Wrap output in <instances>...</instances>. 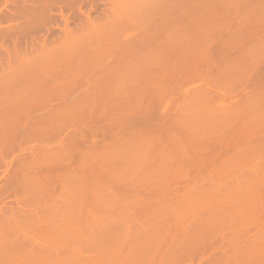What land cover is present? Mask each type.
Instances as JSON below:
<instances>
[{
	"label": "rangeland",
	"instance_id": "obj_1",
	"mask_svg": "<svg viewBox=\"0 0 264 264\" xmlns=\"http://www.w3.org/2000/svg\"><path fill=\"white\" fill-rule=\"evenodd\" d=\"M12 1H13V3H12ZM35 1V2H34ZM40 1H41V3H40ZM54 1V2H53ZM68 1V2H67ZM74 1V2H73ZM121 1V2H120ZM128 1V2H127ZM130 1V2H129ZM172 1H174L173 3H169V4H171L170 6H167V5H164L163 7H162V9L160 8V5L164 2V0H92V1H90V0H0V106H4V108H5V106H16L17 104H19L20 103V105H22V101H24L25 100V98H27V96H31L32 94H33V92H31V91H35V90H32V89H28V88H33V85L34 84H36V80H39V79H41L40 80V83H41V86L42 87H38V86H36L35 85V87H34V89L36 88V87H38V89H36V90H39V91H37V94H38V92H39V95L44 91V89H50V88H48V87H46V85H48V86H50V84H52L51 86H53L54 85V87H56V88H54V89H56V91L57 92H59V89L60 88H58V87H61V89H60V91L61 90H63L62 89V86L64 87V85L66 86H70V84L71 83H73V84H76V81L75 80H77V79H81V80H83V81H86V83L87 82H89L90 80H91V78L93 77H95L96 75H100V74H102V72L101 71H103V72H105L104 70H102V68H101V66L103 67V69H105L104 67L106 66H108V64H110L112 61H116L117 60V58H121L119 55H116L117 53H119L120 52V50H118V48H117V45H119L120 46V44H127L128 42H130L131 43V41H134V40H136V38H137V36H138V39H137V42H140L141 43V45H140V47H138V45L137 46H134V47H132V49L130 48V51H127V56H129V55H131V57H132V59H131V57L129 56V58L132 60L131 62L133 63V65H131V64H129V65H131V67H128L127 69H125V71L126 70H128V72L126 71V73L124 74V71H122L121 73L120 72H117L118 73V75H120V74H122V75H124L123 77H125L126 76V74L128 73V74H135V75H137V74H142V75H144L147 71L146 70H149L148 68L150 67V65H148L149 67L147 68V65H145V67H144V69L146 68V70H144L143 71V73L141 72L142 70V65H144V64H146V63H142V62H144V58H146V55H147V58H150L151 57V55L153 54V56L154 55H157V56H159L160 58H158L157 56H155V57H157L156 59H157V62H158V59H159V63H157L156 64V62H154L155 64H153L152 65V67H153V69L155 68V69H158L155 73L152 71L153 69H151V70H149V73L152 71L154 74H155V76H154V74L153 73H146L147 75L149 74V76H146V78L148 79V78H151V76L153 75V77L155 78V80L153 79V78H151V80L153 79V81H152V83L153 82H155V86L157 85V89H158V85L159 84H161L162 85V87H161V85H159V90L160 89H162L163 88V85L165 84V83H163V80H164V75H168V74H170V75H176V73H178L177 71H178V66H180L179 65V63H182L183 61L186 63H182L181 64V66L180 67H184V65H185V67H184V69L186 68V71H187V67L188 66H191L192 64L193 65H195V66H199L200 64H198V65H196V63H199L198 61H196L195 59H197V58H203V57H205V58H211V56L213 57V55H211L212 54V52H217V51H219L218 49H220V52L222 51V52H227L228 53V51H231V53H229L230 55H228L231 59H236V58H238V57H240V58H242L243 57V55H246V53H251L252 52V50L253 51H255L256 50V47H257V49H259V45L261 44V45H264V33H262V32H264V31H260V33L258 32V29L256 30V32L254 31V32H252V34H251V36L252 35H254V36H250L249 34V36H244L243 38H239L240 36H238V38H236V35H235V38H230V35L228 34V30L227 31H225L226 33H227V36L225 37V35H226V33H222V32H220V29H222V28H224V29H229V31H230V28H231V30L232 29H235V28H241V27H244V26H249V25H251V27L253 26V27H257V26H259L261 29H262V27L264 26V8H262V7H260V9H259V7L258 6H261V5H264V3L263 4H261V2L259 1V0H242V1H240V0H216L217 2H215V0H213V2L212 3H210L211 2V0H205V4L207 5V3H208V5L206 6H203V1L204 0H182V2H181V0H171V2ZM176 1H178V3L176 2ZM184 1V2H183ZM200 1H201V3H200ZM222 1V2H221ZM235 1V2H234ZM238 1H240V4H239V2ZM248 1V2H247ZM257 1V2H256ZM37 2V3H36ZM47 2H49V3H47ZM71 2V3H70ZM101 2V3H100ZM111 2V3H110ZM197 2H199V3H197ZM219 2V3H218ZM36 3V4H35ZM74 3V4H73ZM96 3V4H95ZM121 3V4H120ZM126 3V4H125ZM192 3H194V4H192ZM197 3V5H195ZM217 5V6H215V4ZM258 3H259V5H258ZM24 4V5H23ZM38 4V5H37ZM49 4H50V6H49ZM54 4V5H53ZM71 4V5H70ZM158 4H160V5H158ZM168 4V5H169ZM184 4V5H183ZM187 4V5H186ZM190 5V7H189V5ZM198 4H202V10H201V7H198L199 5ZM210 4V5H209ZM220 4V5H219ZM239 4V5H238ZM8 5V6H7ZM10 5V6H9ZM45 7H44V6ZM75 5H77V6H75ZM112 5V6H111ZM125 5H127V7L125 6ZM128 5H130V6H128ZM225 5V6H224ZM30 6V7H29ZM37 6V7H36ZM41 6V8H39ZM43 6V7H42ZM46 6H49L50 7V9H49V7L47 8ZM76 8H75V7ZM122 6H124V7H122ZM149 6V7H148ZM162 6V5H161ZM192 6H195V7H192ZM196 6H197V8H199L200 9V11H197L198 9L196 8ZM209 6V7H208ZM212 6V7H211ZM221 6H223V7H221ZM241 6V7H240ZM246 6V7H245ZM13 7V8H12ZM22 7H23V9H22ZM54 7V8H53ZM60 7V8H59ZM96 7H98V9L96 8ZM155 7V8H154ZM165 7V8H164ZM203 7L205 8H207V9H203ZM218 7V8H217ZM244 7V8H243ZM255 7V8H254ZM45 8V9H44ZM74 8V9H73ZM150 8H153V9H151L152 11H150ZM167 8V9H166ZM195 8V9H194ZM210 8V9H209ZM217 8V9H216ZM230 8V9H229ZM246 8H248V9H246ZM15 11H14V10ZM19 9H21V11L19 10ZM28 9H30V10H28ZM36 9V10H35ZM109 9V10H108ZM114 9V10H113ZM158 9V10H157ZM184 9V11L186 12H184V11H181V10H183ZM186 9V10H185ZM216 10L215 12L213 11V10ZM237 9V10H236ZM239 9H240V11H239ZM262 9H263V11H262ZM35 10V11H34ZM48 10V11H47ZM128 10V11H127ZM144 10V11H143ZM155 10V11H154ZM165 10V12H162V11H164ZM171 13L170 14V16H169V12ZM190 10V11H189ZM203 10H204V12H203ZM213 11V12H211L212 13V15H211V13L209 12V11ZM218 10H220V11H218ZM250 10V11H249ZM253 10H255V12L253 11ZM17 11V12H16ZM34 11V12H33ZM90 11V12H89ZM121 11V12H120ZM145 11H147V12H145ZM149 11V12H148ZM167 11V12H166ZM176 11V12H175ZM197 11V12H196ZM241 11H242V13L243 14H241ZM39 12V13H38ZM44 12V13H43ZM90 14H89V13ZM112 12H113V14H112ZM143 12V13H142ZM154 14V16H153V14ZM175 12V13H174ZM177 12H178V14H177ZM183 12V13H182ZM196 12V13H195ZM236 12H239V14L238 13H236ZM252 12V13H251ZM263 13V15H262V13ZM14 13V14H13ZM23 13V14H22ZM36 13V14H35ZM110 13V14H109ZM155 13H157V14H155ZM159 13H161V15L159 14ZM164 13V14H163ZM174 13V14H173ZM181 13V14H180ZM189 13V14H188ZM205 13V15H203V14ZM207 13V14H206ZM210 13V14H209ZM230 13L231 14H233V15H230ZM245 13V14H244ZM251 14V16H250V14ZM255 13L257 14L256 16H258V17H255ZM17 14V15H16ZM25 14V15H24ZM27 14V15H26ZM40 14H42V15H40ZM47 14H49V15H47ZM86 14V15H85ZM87 14H89V15H87ZM109 14V15H108ZM142 14V15H141ZM152 14V15H151ZM177 14V15H176ZM229 14V15H228ZM252 14H253V19H250L251 17H252ZM13 15V16H12ZM47 15V16H46ZM80 15H82V16H80ZM158 17H157V16ZM194 15V16H193ZM207 15V16H206ZM222 15V16H221ZM228 17H227V16ZM239 15V16H238ZM245 15V16H244ZM20 16V17H19ZM23 16H24V18H23ZM34 17V19H33V17ZM41 16V17H40ZM46 18H45V17ZM90 16V17H89ZM107 16V17H106ZM127 16V17H126ZM178 16V17H177ZM197 16V17H196ZM202 16V17H201ZM204 16H206V17H204ZM209 16V17H208ZM261 16V17H260ZM5 17V18H4ZM26 17V18H25ZM30 17V18H29ZM40 19H39V18ZM50 17V18H49ZM63 17V18H62ZM65 17V18H64ZM87 19H86V18ZM126 17V18H125ZM175 19H174V18ZM182 17H183V22H182ZM194 17V18H193ZM242 17V18H241ZM245 17V18H244ZM4 18V19H3ZM12 18V19H11ZM13 18H15V21L13 20ZM21 18V19H20ZM27 18H29V19H27ZM50 20H49V19ZM84 18V19H83ZM104 18V19H103ZM120 18V19H119ZM173 18V19H172ZM187 18V19H186ZM192 18V19H191ZM205 18V19H204ZM246 18H249V19H246ZM256 18H258V19H256ZM260 18H261V20H260ZM27 19V20H26ZM66 19H68V20H70V21H68L69 23L68 24H66L65 22V20ZM81 19H82V21H81ZM90 19V20H89ZM92 19V20H91ZM101 19H103V20H101ZM154 19V20H153ZM178 19V20H177ZM185 19V20H184ZM188 19H190L189 20V22H184V21H187ZM201 19V20H200ZM203 19V20H202ZM232 19V20H231ZM243 19V20H242ZM32 20V21H31ZM36 20V21H35ZM55 20V21H54ZM119 20V21H118ZM134 20V21H133ZM146 20V21H145ZM193 20V21H192ZM207 21V23H205L204 24V21ZM252 20H254L253 21V23H252ZM14 21V22H13ZM46 21H47V23H46ZM93 22L94 23V26H95V28H93L94 26H93V23H89V22ZM101 21L104 23V24H102L101 23ZM129 23H128V22ZM143 21V22H142ZM153 21V22H152ZM156 21V22H155ZM179 21V22H178ZM205 21V22H206ZM209 21V22H208ZM222 21V22H221ZM226 21H228V22H226ZM27 22V23H26ZM29 22V23H28ZM84 22V23H83ZM87 22V23H86ZM122 22V23H121ZM138 22V23H137ZM140 22H142V23H140ZM175 22V23H174ZM176 22H178V23H176ZM196 22V23H195ZM204 24H202V23ZM233 22V23H232ZM250 24H249V23ZM21 23V24H20ZM25 23V24H24ZM36 23V24H35ZM101 23V24H100ZM125 23H127V24H129L130 26H133V28L131 27L130 28V26H128L127 25V27H124L126 24ZM130 23H133V25H131ZM147 23V24H146ZM155 23V24H154ZM164 23V24H163ZM166 23V24H165ZM171 23H172V25L173 24H175V26L173 27V26H171ZM191 24V26H190V24ZM210 23V24H209ZM212 23V24H211ZM235 23V24H234ZM246 23H247V25H246ZM261 23V24H260ZM33 24V25H32ZM88 24V25H87ZM97 24H99V25H97ZM121 24V25H120ZM125 24V25H124ZM145 24V25H144ZM154 26H153V25ZM178 26H177V25ZM189 24V25H188ZM233 24V25H232ZM239 24V25H238ZM81 25L83 26V27H81ZM86 25H87V27H91L90 28V30L91 31H89V28H87L86 27ZM103 25V29H105V28H107L106 30H103L102 28L100 29L99 27H101ZM107 25H109V26H107ZM140 25H141V27H140ZM148 25V26H147ZM157 25V26H156ZM169 25V26H168ZM184 27L183 29H182V27ZM188 25V27H185V26H187ZM195 27H194V26ZM211 25V26H210ZM222 27H221V26ZM230 25V26H229ZM236 25V26H235ZM22 26V27H21ZM40 26V27H39ZM65 26V27H64ZM68 27V29L70 30H73L72 32H69V31H67L66 29H64V28H67ZM104 26H107V27H104ZM145 26H147L148 28H151L150 30H151V32H152V28H154L155 30H153L154 32H152V33H150V30L149 31H147L148 29H146L147 27H145ZM153 26V27H152ZM166 27V29H165V27ZM173 27V28H175V30L177 29V30H179V31H176V32H178L177 34L175 33V30L173 29V28H171V27ZM180 26V28H178ZM194 27V32H193V29L192 30H190L191 29V27ZM200 26H202L201 28L203 29H198V27H200ZM214 26V27H213ZM217 26H219L218 28H220L219 29V32H218V30L217 29H214V28H216ZM232 26V27H231ZM235 26V27H234ZM247 26V27H248ZM7 27V28H6ZM28 27V28H27ZM75 27V28H74ZM143 27V28H142ZM156 27V28H155ZM158 27V28H157ZM162 29H161V28ZM192 27V28H193ZM209 27V28H208ZM250 27V26H249ZM258 27V28H259ZM21 28V29H20ZM38 28V29H37ZM44 28H46V29H44ZM97 28V29H96ZM122 28H123V30H122ZM125 28L127 29V30H125ZM129 28V29H128ZM134 28H135V30H134ZM171 28V29H170ZM190 28V29H189ZM204 28H205V30H204ZM207 28L209 29V30H207ZM264 28V27H263ZM7 29V30H6ZM31 29V30H30ZM66 30L67 32H69V33H71V35L70 34H68V33H66V31L64 32V30ZM79 29V30H78ZM93 29H95V31L93 30ZM118 29V30H117ZM160 31H159V30ZM168 29V30H167ZM170 29V30H169ZM188 29V30H187ZM213 29H214V31H213ZM28 30V31H27ZM30 30V31H29ZM35 32H34V31ZM70 30V31H71ZM115 30V31H114ZM125 30V31H124ZM129 30V31H128ZM183 30V31H182ZM186 30V31H185ZM191 32H190V31ZM201 32H200V31ZM21 33H20V32ZM23 31V32H22ZM50 31V32H49ZM52 31V32H51ZM93 31V32H92ZM102 31V32H101ZM119 31V32H118ZM139 31H141L140 33H139ZM149 32L150 34L149 35H147V33H145L147 36L144 38V37H142V36H144L143 34H144V32ZM163 31H166V32H169V34L168 33H166L165 32V34H164V32ZM171 31V32H170ZM203 31H205V33L203 32ZM206 31H208L207 33L209 34H211V35H209L208 36V34L206 33ZM211 31H213L214 32V34H213V32H211ZM215 31H216V34H220L221 35V33H222V37L221 36H219V35H216L215 34ZM2 32V33H1ZM17 32V33H16ZM63 32V33H62ZM81 32V33H80ZM118 32V33H117ZM143 32V34L141 35V33ZM157 32H159V33H157ZM174 34H173V33ZM182 34H181V33ZM198 32H200V34H198ZM218 32V33H217ZM235 32V31H234ZM233 32V30H232V33H234ZM240 32V31H239ZM38 33V34H37ZM65 33L67 34V36L65 35ZM74 33V34H73ZM96 33V35H93V34H95ZM107 34V37H108V39L107 40H105L106 42H104V44L106 45H109V46H111L112 45V47L114 48V47H116V49L114 48V50H116V52L113 54V56H111V58H109L110 56H108V55H110V54H108V55H104V57L106 58H104V57H102L101 59H105L104 61L103 60H101L100 59V57L98 58L99 60H97L95 57H97V54H91V55H94L95 57V59L93 58V60H94V65L92 64L91 66H95V68L94 67H90V65L87 67V66H85V67H87V69H85V71L82 73V72H79V73H81V74H78V78H77V75L75 74V72H74V74H75V76H76V78L77 79H75V77H71V75H70V79H68L69 78V76H65L63 79H61V78H59L58 76L60 75V73L61 72H66L65 70H63V69H61V68H67V67H70L71 68V66H72V64L73 63H77L76 64V66L77 67H82L81 65H80V63L79 62H82V60H84L85 59V61H83V63L85 62V64L87 63H89V59H92V58H87V55H85L84 56V58L83 57H80V55L82 56L83 54H86L88 51H90L89 53H91V51H93L92 53H96V51H98L99 49H101L102 47H103V43L101 42V40L100 39H102L103 37H105L106 36V34ZM127 33V34H126ZM164 35H163V34ZM195 33V34H194ZM230 33H231V31H230ZM236 33H237V31H236ZM236 33H234V34H236ZM17 36H16V35ZM19 34V35H18ZM55 34V35H54ZM72 34H73V36H72ZM80 34V35H79ZM138 34H140V35H138ZM154 34V36H152ZM171 34V35H170ZM176 34V35H175ZM179 34V35H178ZM186 34H188V35H186ZM189 34H191V36L189 35ZM203 34V35H202ZM223 34H225V35H223ZM263 34V35H262ZM11 35V36H10ZM42 35V36H41ZM52 35V36H51ZM100 35V36H99ZM101 35L103 36L102 38H101ZM105 35V36H104ZM156 35H158V36H156ZM168 35V36H167ZM183 35V36H182ZM213 35V36H212ZM231 35H233V34H231ZM261 35V36H260ZM4 36V37H3ZM34 36H35V38H34ZM64 38V40H63V38ZM65 36H66V38H65ZM70 36V37H69ZM94 38V39H92V41L91 42H93V44H91L90 46H88V47H90V48H83L82 50H81V48L82 47H76V49L78 48V52H77V50L75 49V46H77L78 45V42H82L83 40H85V39H88V38ZM93 36V37H92ZM117 36V37H116ZM140 36V37H139ZM151 37L152 36V39H150L149 40V38H147V37ZM159 37V36H161V38L159 37V39L158 38H156V37ZM162 36H164V37H162ZM167 36V37H166ZM169 36H170V38H169ZM185 36V37H184ZM190 36V37H189ZM193 36V37H192ZM216 36H218V37H216ZM229 36V37H228ZM6 37V38H5ZM44 37V38H43ZM122 39H121V38ZM134 37H135V39H134ZM155 37V40L153 39ZM166 37V38H165ZM183 37V38H182ZM210 37V38H209ZM233 37H234V35H233ZM15 38V39H14ZM54 38V39H53ZM59 38H61V39H59ZM84 38V39H83ZM98 38H99V40H98ZM120 38V39H119ZM144 38V39H143ZM164 38V39H163ZM212 38V39H211ZM221 38V39H220ZM224 38V39H223ZM226 38H227V40H226ZM260 38V39H259ZM2 39V40H1ZM13 39V40H12ZM33 39V40H32ZM80 39H82V41L80 40ZM132 39V40H131ZM134 39V40H133ZM145 39H148V40H145ZM161 39V40H160ZM216 39V40H215ZM232 39V40H231ZM238 39V40H237ZM60 40H62V41H64V42H62V41H60ZM69 40V41H68ZM78 40H80V41H78ZM152 40V42L150 43V41ZM164 40V41H163ZM208 40V41H207ZM226 40V41H225ZM60 41V42H59ZM72 41L74 42V43H72ZM110 41V42H109ZM143 41H144V43H143ZM230 42V45L232 44L234 47H232V45L230 46V47H228V48H226V50L225 49H223V48H221L219 45H222V44H225V43H228V42ZM234 41V42H233ZM263 41V42H262ZM6 42V43H5ZM44 42V43H43ZM45 42H47V44L48 45H46V43ZM66 42V43H65ZM70 42V43H69ZM75 42L77 43V44H75ZM90 42V41H89ZM108 42V43H107ZM118 42V43H117ZM127 42V43H126ZM135 42V41H134ZM155 42V43H154ZM210 42V43H209ZM221 42H222V44H221ZM2 43V44H1ZM51 43V44H50ZM56 43V44H55ZM59 43H65V46H63V44H62V46H61V49H59L60 48V45H58L57 46V44H59ZM69 43V44H68ZM99 43H101L100 44V46H101V48H100V46H99ZM129 43V44H130ZM147 43V44H146ZM149 43V44H148ZM213 43V44H212ZM238 43V44H237ZM260 43V44H259ZM43 44H45L46 46H48V47H46L45 45H43ZM66 44H68L67 46H66ZM72 44V45H71ZM161 44H163L164 46H161ZM172 44V45H171ZM176 44V45H175ZM185 45V46H183V45ZM241 44V45H240ZM259 44V45H258ZM22 45V46H21ZM29 45V46H28ZM36 45V46H35ZM42 45V46H41ZM70 45V46H69ZM92 45H94V46H92ZM155 45V46H154ZM159 45V46H158ZM168 45V46H167ZM175 45V46H174ZM218 45V47H216ZM40 47V49L39 48H37V47ZM45 46V47H44ZM52 46V47H51ZM72 46V47H71ZM118 46V47H119ZM205 46V47H204ZM63 47H66L65 49H63ZM70 49L69 51H68V48ZM121 47V46H120ZM119 47V48H120ZM137 47V48H136ZM148 47V48H147ZM155 47H157V48H155ZM170 47V48H169ZM204 47V48H203ZM211 47V48H210ZM214 47H215V49H214ZM236 47V48H235ZM44 48V49H43ZM47 48V49H46ZM72 48V49H71ZM96 48H99L98 50L96 49ZM139 48V49H138ZM140 48H141V50H140ZM160 50H159V49ZM163 48H164V50H163ZM177 48V49H176ZM181 48V49H180ZM201 48H203L204 49V51H203V49H201ZM230 48V49H229ZM12 49V50H11ZM30 49V50H29ZM39 49V50H38ZM44 51H43V50ZM62 49H63V52H62ZM76 50V53L77 54H75L74 53V51H73V53H72V50ZM81 50V52L83 51V50H85L84 52H79L80 50ZM209 49H210V51H209ZM232 49V50H231ZM260 49H261V51L264 49V48H261L260 47ZM259 49V50H260ZM14 50V51H13ZM45 50H47V51H45ZM61 50V51H60ZM65 50H67V51H65ZM87 50V51H86ZM96 50V51H95ZM118 50V51H117ZM158 50V51H157ZM163 52H162V51ZM168 50V51H167ZM174 50V51H173ZM193 50V51H192ZM213 50H215V51H213ZM224 50V51H223ZM8 51V52H7ZM24 51V52H23ZM32 51V52H31ZM40 51V52H39ZM71 51V52H70ZM203 51V52H202ZM247 51V52H246ZM264 51V50H263ZM22 52V53H21ZM29 52V53H28ZM43 52V53H42ZM44 52H46L47 54H44ZM50 52V53H49ZM55 52H57V53H55ZM130 52V53H129ZM148 52V53H147ZM152 52V53H151ZM160 52V53H159ZM167 52V53H166ZM178 52V53H177ZM185 52V53H184ZM206 52V53H205ZM208 52V53H207ZM9 53V54H8ZM27 53V54H26ZM34 53V54H33ZM42 53V54H41ZM52 53H53V55H52ZM59 53V54H58ZM63 55L64 54V57L67 55V53H68V60H69V58H70V62L72 63H70L68 60H66V58L67 57H65V60H63V61H61V62H64V63H66V64H64L65 65V67L62 65V63L61 64H59L60 62H59V60H61V59H57L56 58V54H57V57L59 56V58L60 57H62L61 56V54ZM72 53V54H71ZM103 53V52H102ZM157 53V54H156ZM171 53V54H170ZM238 53V54H237ZM241 53H245V54H243V55H241ZM7 54V55H6ZM11 54V55H10ZM30 56H29V55ZM41 54V58L40 57H38L39 55ZM45 55V57H43L44 55ZM50 54V56H48ZM71 54V55H70ZM194 54H196V55H198V54H200V56L198 57V56H196V55H194ZM203 54H204V56H203ZM211 56H210V55ZM232 54V55H231ZM23 57H22V56ZM36 57H35V56ZM75 55H77V56H75ZM79 55V56H78ZM116 57H115V56ZM141 56V58H140V56ZM143 55V56H142ZM171 55H172V57H171ZM176 55V56H175ZM184 55V56H183ZM194 55V56H193ZM235 55H236V57H235ZM47 56V57H46ZM52 56H53V58H52ZM119 56V57H118ZM152 56V57H153ZM167 56V57H166ZM180 56V57H179ZM182 56V57H181ZM191 56H193V57H191ZM196 56V57H195ZM203 56V57H202ZM227 56V57H228ZM238 56V57H237ZM261 56V57H260ZM34 57H35V59H34ZM43 57V58H42ZM74 57H80L81 59H74ZM89 57V56H88ZM143 57V58H142ZM185 57L189 60V59H191L192 60V58H193V62H191V60H187L186 59V61H185ZM227 57H226V59H227ZM228 57V60H230V58ZM245 57V56H244ZM243 57V58H244ZM246 57H247V55H246ZM255 58H256V60H255V58L253 59V61H250V63H248L247 65L249 66L251 63L254 65H252L251 64V66H253V67H255V68H253V67H245V65L241 68V71H242V69L244 68L245 70H246V74L247 73H249V74H251V75H253V76H255L257 73H259L260 74V71H261V69L263 70L264 69V54H263V56H262V52L259 54V55H256V56H254ZM13 58V59H12ZM31 58L34 60V61H36V59H39V60H37V62L39 61L40 62V64H42L41 63V61H44L45 60V62H46V64L48 65L49 64V68H48V70H45L46 72H44V69H42L43 70V72H44V74H47V76H51L52 74L53 75H55V73H56V76H54V77H56V79H54V82L52 81L53 80V76H51L52 77V79H51V77L49 78V79H47V76L46 75H44V77L46 76V78H45V80H48L47 81V83H44V79H43V83H42V76H40V75H42V73H41V69H40V71L38 70V66H39V62L37 63L38 64V66H37V68H36V66H34L33 67V65H35V64H33L34 63V61L33 60H31ZM45 58H48L47 60L48 61H50L51 60V62H47V60L45 59ZM83 58V59H82ZM116 60H115V59ZM136 59V61H138L137 59L139 58V61H138V63H135L136 61L135 60H133V59ZM195 58V59H194ZM217 57H214V58H212V61L210 62V64L212 65V66H210V65H208L209 67H211V71H213V69L214 68H212L213 66L216 68V69H214V73H213V76L211 75V77L209 78V79H207V80H196V81H193V82H190L189 81V83H185V84H183L182 85V83H181V85H179L178 86V88L181 90H179L178 89V92L180 91V92H182L181 94H179L177 97H176V95H175V103H176V105H177V107H179V106H181V103H185L184 105H183V107L180 109V110H182L183 112H182V114L183 115H187L188 117L190 116V118L189 119H191V123L192 124H190V121H189V124L191 125V127H193V128H195V129H200V128H202V127H200V126H208V124H210V131L209 130H206V132L204 133V134H207V135H210L209 133H211V135L210 136H212V135H215V137L213 136V138L215 139H218V140H216V144H217V142L218 143H221V145H223L222 147L223 148H221V145L219 146L218 145V150H217V147L215 148L216 149V151L215 152H212L213 151V149H212V153L213 154H211V152L209 151V153L210 154H208V150H206V149H208L209 147L208 146H210L211 147V145H209V142H205V144L202 142L201 143V141H200V143L199 142H196L195 144L196 145H194V143H192V146H190V145H184V146H180V147H175L176 145H174V147H169V150H168V148H166V149H164V148H161L162 150H160V148L158 147H156L155 145H154V143H152V140L153 139H158L159 138V136H160V139H162V137L164 138V136L163 135H157L158 137L157 138H153L152 139V136L150 135L151 133H149L148 135H149V137H148V135H147V133L149 132V131H146V132H142V133H139V132H137V133H134V135H132L133 133H130L129 131H123V130H119V125H121L122 124V122H124V123H129L130 121H132L133 122V120H135L136 119V122H137V120L138 119H140V118H142L143 119V117H144V119H145V117L147 116L146 114H147V112L149 113L150 111H153V109L152 108H155L154 109V112L156 111V110H158V111H164L165 109H168V107H169V104H168V102H169V99H163L164 97H162L161 99H162V101L160 102V100H158V99H154V88H155V86L152 84V83H150L151 82V80L150 79H148V80H150V82L147 80V82H148V84L147 83H145L146 82V79H145V81H139L140 80V78L141 77H138L137 76V78L139 79H136V81L134 80V79H132V78H130V79H128V81L126 80H122L123 79V77L121 78V79H119L120 81H116V79H118V77L117 78H114L113 80H112V82H114V83H112L111 81H110V83H105L104 85H102V86H97V89L99 88H101L102 90L101 91H99V89L98 90H96L97 92H101L102 94L104 93L105 94V96L103 95V96H100L101 98H98V96L97 95H95V96H93L94 98L93 99H95V100H93V102L94 101H97L96 103H94V105H93V103L90 105V104H87V105H85V104H83V105H85V106H90V107H94V110H92V111H90V112H85L84 114H85V116H83V117H86V118H82L81 117V120L79 119L80 117H77V116H71V121L70 120H66V119H70V116H68L67 118H65L67 115H65V113L66 112H64V110L66 111V108H63L62 109V112H63V114L62 115H65V116H61V118H63V120H61V119H58L59 117H56V118H51L50 119V121H49V118H50V110H51V107L52 108H54V109H61L63 106L61 105V101H59L58 99H54V104H52V105H49V104H45V105H43L42 106V104H41V107L38 109V107H37V109L33 112H31L28 116H25V118H23L24 120H26L27 122H25L24 120H22V121H24V123L22 122L21 123V125L18 127V133L20 132L19 130H21V133H22V131L24 130V129H20L21 127H23V128H25L27 131H25V133H24V131H23V133H22V135L23 134H25V135H23L22 137H26L27 138V136H26V134L28 133V134H30V135H34L35 133L37 134V132H39V131H36V130H38V129H40V128H42V130L43 131H41V129H40V132H41V134H43V132H44V135H41V134H37L36 136H38V135H40L39 137H30V140L28 141H26V143L25 142H21L22 140L24 141V139H26L25 137H24V139H22V137H21V141H19V142H21V143H18V144H20V146H21V150L20 149H18V148H16V147H18L17 145H16V147H15V149H13V150H10V149H8V148H5V146H7L8 144L7 143H1L2 145L0 146V155H1V161H3V162H1V164L2 165H0V250L2 251V250H5L6 251V253H3V257H0V258H3V260H5L6 262H7V259H8V262L9 263H12L13 261H11L10 259H12V257H13V259L12 260H14V262L12 263V264H32L33 262H37V263H39V261L43 264H88V263H90V264H92V262H93V264H98L99 262V264H120V263H122V264H124V263H126V262H131V261H134V253H136V251H137V253H140V252H142L143 250H148L149 252H145V253H142V254H144V255H142L141 254V256H140V254H136L135 255V260H136V258H137V256H138V260H141L142 262L141 263H143V262H145L146 261V263H152V264H156V263H160V262H165L166 260V258H164L165 256H163V254H162V252H165V251H168V249L169 250H171V251H175L177 248L178 249H186V248H190V247H188V246H186V245H188V243H194L193 242V240L196 242V241H198V239L196 240V238H199V237H202L201 239H199L200 241L199 242H202L203 240L204 241H206V242H211V240L212 241H215L216 239L219 241V244L220 245H215V247L216 246H222L223 248H225L224 246H223V244H222V241H221V237H220V235H219V232H218V230L219 231H222L223 233H222V235L224 236V238H226V234H227V238L229 239L228 240V242L230 241V240H232V241H230L231 242V244L229 245V244H227V248L229 247V249H232V248H234V244L233 243H241V242H243L244 241V238H243V240L241 239L242 237H243V232H247L248 233V231L247 230H249L250 229V231H249V233L252 231V233H256V229H255V227H253L252 225H251V223L249 224L248 222H247V220L246 219H248V220H251V218H252V220L253 219H257V218H259V217H261V219H264V141H259V142H261V144L259 143V142H257L261 137H262V135L260 136V134H264V128L262 127V126H264V124L262 125V123H264V97H259V95H256V94H259V92H261L262 93V91H263V94H264V90L263 89H260V88H255V86L253 87L252 85H250V84H239V85H231L230 84V86L231 87H227L228 86V84L226 85V87L224 86V84H222V86L220 85L221 83H218V85H216L215 83H217V82H215V80L217 81V79L222 75V71L224 72H226V70L227 69H223V68H225V66H226V68H228L227 66L231 63V62H224L223 61V57L221 58V57H219L218 59H216ZM225 58V57H224ZM259 58V59H258ZM10 59H11V61H10ZM24 59V60H23ZM42 59H44V60H42ZM50 59V60H49ZM56 59V60H55ZM72 59V60H71ZM88 59V60H87ZM123 58H121L119 61H121ZM152 59V58H151ZM153 59H154V57H153ZM182 59V60H181ZM258 59V60H257ZM13 60V61H12ZM19 60V61H18ZM53 60V61H52ZM58 60V61H57ZM74 60H79V62H77V61H75L74 62ZM81 60V61H80ZM107 60V61H106ZM170 60V61H169ZM73 61V62H72ZM97 61H99V62H97ZM103 61V62H102ZM118 61V60H117ZM116 61V62H117ZM140 61H142V62H140ZM194 61H196L195 62V64H194ZM221 61H223L224 63H222ZM256 61V62H255ZM44 62V63H45ZM59 62V63H58ZM96 62H97V65L99 66H97L96 65ZM103 63L104 65H100L99 63ZM108 62V63H107ZM145 62H148V59H147V61H145ZM217 64H216V63ZM221 62V63H220ZM17 63V64H16ZM43 63V64H44ZM67 63H69V64H67ZM83 63H81V64H83ZM130 63V62H129ZM140 63H141V67H140ZM176 65H175V64ZM177 63H178V65H177ZM187 63H189V64H187ZM215 63V64H214ZM226 63H229L228 65L226 64ZM257 63V64H256ZM12 64V65H11ZM29 64V65H28ZM32 64V65H31ZM84 64V65H85ZM91 64V63H90ZM106 64V65H105ZM158 64H159V68H160V66L161 67H164V68H162V69H159L158 67H156V66H158ZM164 64V65H163ZM218 64L219 65H223L224 67L222 68V67H220V68H218ZM263 64V65H262ZM67 65H69V66H67ZM84 65H83V67H84ZM135 65V66H134ZM154 65H155V67H154ZM166 65V66H165ZM173 65H174V67H173ZM186 65H187V67H186ZM217 65V66H216ZM256 65V66H255ZM41 66V65H40ZM39 66V67H40ZM67 66V67H66ZM97 66V67H96ZM175 66H177V67H175ZM194 66V67H195ZM28 67V68H27ZM54 67V68H53ZM58 69H57V68ZM73 68L75 67V66H72ZM168 67V68H167ZM170 67H173L172 68V70H171V68ZM182 67V68H183ZM193 67V68H194ZM27 68V69H26ZM30 68V69H29ZM34 68V69H33ZM56 68V69H55ZM76 68V67H75ZM90 68H92L91 70H90ZM134 68V69H133ZM141 68V69H140ZM177 68V70H175ZM223 69V70H220L221 72H219V71H217V73L219 72V73H221V75H215V70H218V69ZM247 68V69H246ZM253 68V69H252ZM4 69V70H3ZM33 69V70H32ZM49 69H51V70H49ZM52 69H54V70H52ZM61 69V70H60ZM94 69H96V70H98V71H96V73H94ZM101 71H100V70ZM135 71H133V70ZM136 69V70H135ZM139 69H140V71H139ZM167 71H165V70ZM180 69V68H179ZM188 69H189V67H188ZM191 69H192V67H191ZM190 69V70H191ZM229 69V68H228ZM243 69V70H244ZM250 69V70H249ZM25 70V71H24ZM29 70V71H28ZM40 72V74L38 73V71ZM55 70H57V71H55ZM63 70V71H62ZM86 70H88V71H86ZM133 71V72H131V71ZM163 70V71H162ZM171 70V71H170ZM182 70V69H181ZM239 70V69H238ZM257 70V71H256ZM34 71H36V73H34ZM53 73H52V72ZM61 71V72H60ZM70 71V70H69ZM68 71V72H69ZM71 71H73L72 70V68H71ZM66 72L67 74H65V73H62L63 75H60V77L62 76H64V75H69L70 73L72 74V72ZM130 71V72H129ZM137 71V72H136ZM146 71V72H145ZM170 71V72H169ZM174 71V72H173ZM189 71V70H188ZM228 71V70H227ZM48 72V73H47ZM52 74H51V73ZM100 72V73H99ZM139 72H141V73H139ZM176 72V73H175ZM180 72V71H179ZM181 72H183L184 74H185V71H181ZM240 72V70L238 71V73ZM254 72V73H253ZM15 73V74H14ZM29 73V74H28ZM78 73V72H77ZM89 75H88V74ZM99 73V74H98ZM107 73V72H106ZM114 73H116V72H114ZM113 73V74H114ZM159 73H161L162 74V77H161V74L159 75ZM183 73H181V75L183 74ZM242 73H243V71H242ZM242 73H240V74H242ZM244 73H245V71H244ZM21 74V75H20ZM24 74H26L25 76H24ZM33 74V75H32ZM58 74V75H57ZM94 74H96V75H94ZM244 75V76H248V75ZM12 75V77H10ZM18 75V76H17ZM28 75H30V76H28ZM32 75V76H31ZM35 75L36 76H38L39 75V77H38V79L35 77ZM84 75H87V76H84ZM93 75V76H92ZM122 75H120L119 77H121ZM178 75H179V73H178ZM214 75H215V77H214ZM223 75H224V73H223ZM20 76H23L22 78H20ZM73 76V75H72ZM128 76V75H127ZM129 76H131V75H129ZM217 76H219L218 78H217ZM229 76V75H228ZM10 77V78H9ZM28 77V79H26ZM33 78V80H34V77L36 78V80H34V81H32V80H30V82L28 81L29 79H32ZM41 77V78H40ZM156 77H158V80H159V77L160 78H163V79H161V81H157V79H156ZM12 78V79H11ZM58 78V79H57ZM92 78V79H93ZM134 78H136V76L134 77ZM215 78H217V79H215ZM226 78H228L227 77V74H225V77L222 79V78H220V79H222V80H226L227 81V79ZM60 79V80H59ZM64 79H66V80H64ZM73 79V80H72ZM79 79V80H80ZM86 79V80H85ZM143 78H141V80H142ZM215 79V80H214ZM220 79H218V80H220ZM59 81V83H58V85L60 84V85H62V86H57V82ZM68 80V81H67ZM78 80V81H79ZM80 80V81H81ZM138 80V81H137ZM56 81V82H55ZM70 81H72V82H70ZM79 81V82H80ZM116 81V82H115ZM125 81V82H124ZM132 81V82H131ZM3 82V83H2ZM62 82H64V83H62ZM68 82V83H67ZM79 82L77 83V84H79ZM122 82H124V84H122ZM157 82H159V84L157 83ZM161 82V83H160ZM26 83V84H25ZM30 83L32 86L30 87V86H27L28 84ZM33 83V84H32ZM39 83V82H38ZM40 83L38 84V85H40ZM56 85H55V84ZM84 83V82H83ZM83 83H81V84H79V86L77 85V88H76V86H75V88H76V90L74 89V91L72 92V93H76L77 91H79L80 89H81V87L83 86L82 84ZM90 83V82H89ZM116 83V84H115ZM118 83V84H117ZM135 83H138V84H135ZM157 83V84H156ZM184 83V82H183ZM69 84V85H68ZM85 84V83H84ZM112 84H114V85H112ZM120 84V85H119ZM122 84V85H121ZM125 84H126V86H128V87H125ZM131 84H133L132 86H131ZM144 86H143V85ZM151 84V86L153 85L154 86V88L152 89V87L151 86H149ZM72 85V84H71ZM82 85V86H81ZM88 85V83L87 84H85L82 88L83 89H81L80 90V92H77L76 94H77V96H78V93L80 94L81 92H83V91H88V90H90L91 89V83H90V86L88 87L87 86ZM107 87H106V86ZM124 85V86H123ZM138 85L140 86V88H138ZM148 85V87H146ZM244 85V86H243ZM15 86V87H14ZM44 86H45V88H44ZM87 86V87H86ZM117 86H118V88H117ZM123 86V87H122ZM131 86V87H130ZM135 86H137V87H135ZM217 86V87H216ZM5 87V88H4ZM85 87V88H84ZM111 87V88H110ZM116 87V88H115ZM125 87V88H124ZM150 87V88H149ZM161 87V88H160ZM58 88V89H57ZM65 88V87H64ZM70 88V87H69ZM69 88L67 87V88H65V91L67 92V89L69 90ZM78 88H79V90H78ZM90 88V89H89ZM122 88H124V89H122ZM198 88H200V89H203L204 90V92H206L207 90L208 91H212V92H217V94H220L221 96L222 95H225V94H232V96L233 95H240V94H245V95H251V96H253L254 94H255V96H257V98L255 99V100H257V101H255V100H253V98L251 99V100H249V101H245V102H248L247 103V105H246V107H245V105H243L244 106V108L241 110V108L239 109L238 108V106H239V104L241 103V102H234V106H231V107H227V105L226 104H224L222 101H221V98H218V97H216L217 98V100H216V98L215 99H209L210 101H208V100H205L206 99V97L208 96V95H206L207 93H208V91L206 92V94H204V92H202L201 94H194L192 91H196L195 89H198ZM26 89H28V90H26ZM46 89V90H47ZM51 89H52V87H51ZM72 90H73V88H71ZM96 89V88H95ZM107 89V90H106ZM139 89H142V90H139ZM143 89H146L147 91L148 90H150L149 92H144V90ZM27 91V94H28V92L30 93H32V94H29V95H27V96H23V95H26V91ZM42 90V91H41ZM71 90V91H72ZM111 90V91H110ZM114 90H115V93H116V90H120V92H122V90H123V93L122 94H124V92H125V99H123L124 98V96H122V94H119L120 96V98L119 97H117L118 96V94H115L114 93ZM125 90V91H124ZM127 90V91H126ZM132 92H134V90H135V92L134 93H132ZM137 90V91H136ZM140 92H139V91ZM202 90V91H203ZM41 91V92H40ZM106 91V92H105ZM13 92V93H12ZM110 92V93H109ZM112 92H113V94H112ZM118 92V91H117ZM126 92H129V94L128 93H126ZM151 92V93H150ZM179 92V93H180ZM184 92V93H183ZM231 92V93H230ZM251 92V93H250ZM253 92V93H252ZM9 93V94H8ZM35 93V95H36V91L34 92ZM68 94L69 93H71V92H67ZM109 93V94H108ZM142 93H144V94H142ZM149 95H148V94ZM152 93L154 94L153 96H152ZM11 94H13V95H11ZM76 94H70L71 96L69 97L70 99H73L74 97H75V95ZM101 94V95H102ZM111 94V95H110ZM135 94H137V95H135ZM139 94V95H138ZM141 94V95H140ZM145 94H147V96L145 95ZM34 95V94H33ZM34 95V96H35ZM73 95H74V97H73ZM99 95V94H98ZM110 95V96H109ZM128 95H129V97H128ZM144 97H143V96ZM180 95L182 96V97H180ZM107 96V97H106ZM131 96V97H130ZM144 98V99H142V97ZM8 97H10V98H8ZM22 97H24L23 99H22ZM102 97H103V100H102ZM104 97H106V98H104ZM108 97H113V98H108ZM149 97V99H150V97H151V99H150V101L149 102H147L148 104H146L145 102L146 101H148V99L147 98ZM157 97V96H156ZM184 97V98H183ZM76 98V97H75ZM130 98V99H129ZM136 100H135V99ZM141 98V99H140ZM147 100H146V99ZM157 100V103L158 104H156L155 102H154V100ZM179 98V99H178ZM207 98H209V97H207ZM262 98H263V101H261L262 100ZM91 99V98H90ZM110 99V100H109ZM128 99V100H127ZM190 99V100H189ZM57 102H56V101ZM106 100H108V101H106ZM112 100V101H111ZM126 102L125 104H123L124 102ZM141 100V101H140ZM144 100H146L145 102H144ZM201 100H204L205 101V103H203L204 101H201ZM230 100V99H229ZM228 100V101H229ZM252 100H253V102H252ZM90 101V100H89ZM104 101H105V103H104ZM128 101V102H127ZM139 101V102H138ZM143 101V102H142ZM160 103H159V102ZM185 101V102H184ZM257 102V103H255V102ZM262 103H261V102ZM91 102H92V99H91ZM103 102V103H102ZM110 104V103H112V104H114V105H112V104H108V103ZM119 102H121V103H119ZM151 102V103H150ZM152 102L154 103V105L152 104ZM139 103H141L140 105H139ZM178 103V104H177ZM239 103V104H238ZM253 103V104H252ZM5 104V105H4ZM70 104V103H69ZM122 104V105H121ZM130 106H128V105ZM144 105V108H145V112L144 113H142V110L144 109L142 106ZM188 104V105H187ZM238 104V106H237V108L238 109H236V105ZM60 105L62 106V107H60ZM76 105V104H75ZM78 105V104H77ZM81 105H82V103H81ZM82 105V106H83ZM93 105V106H92ZM100 105V106H99ZM108 105V106H107ZM117 105V106H116ZM124 105L126 106V107H124ZM137 105V106H136ZM145 105H147V106H145ZM201 105V106H200ZM253 105V106H252ZM39 106V105H38ZM107 106V107H106ZM120 106V107H119ZM121 106H123V109H122V107ZM135 106V108L133 109V108H131V107H134ZM148 106H150V107H148ZM185 106V107H184ZM188 106V107H187ZM75 107V106H74ZM78 107V106H77ZM118 107V108H117ZM128 107H129V109H128ZM137 107V108H136ZM142 109H140V108ZM157 107V108H156ZM226 107H227V109L229 110L230 108L231 109H234V110H231V111H226V112H223V111H225V109H226ZM235 107V108H234ZM2 108V107H1ZM97 108V109H96ZM112 108H114V109H112ZM127 108V109H126ZM220 108H224L223 110L222 109H220ZM250 108V109H249ZM103 109L106 111H104L103 112ZM121 111H120V110ZM133 110V111H131V110ZM139 109L141 110V111H139ZM147 109V110H146ZM150 109H152V110H150ZM161 109V110H160ZM189 109H191V110H189ZM245 109V110H244ZM247 109V110H246ZM126 110V111H125ZM129 110L131 111V112H129ZM136 110L138 111V112H136ZM179 110V109H178ZM238 110V111H237ZM256 110V111H255ZM15 111V113H13V111L12 112H9V117H11V118H15V116L16 117H18V115H19V117L20 116H22V110L19 108V109H15L14 110ZM39 111V112H38ZM124 111V113H122ZM144 111V110H143ZM187 111H188V113H187ZM200 111H203V112H200ZM220 111H222L221 113H223L224 115H221V114H219L220 113ZM239 111H240V113H239ZM93 112V113H92ZM112 112V113H111ZM117 112V113H116ZM133 112V113H132ZM153 112V113H154ZM191 112V113H190ZM244 112V113H243ZM13 113V114H16V113H18V114H16V115H14V117L11 115V114ZM48 113V114H47ZM86 113H88V114H86ZM93 115H91V114ZM111 113V114H110ZM129 113H130V115H129ZM140 113L142 114V115H140ZM146 113V114H145ZM84 114H82V115H84ZM106 114V115H105ZM150 114H152V112H150ZM190 114H192V115H190ZM237 114V115H236ZM246 114V115H245ZM4 115V114H3ZM7 115V116H8ZM48 115V119H46V121L44 120V119H42V120H39V125H34L33 123H35L36 122V119L37 118H39V117H42V116H47ZM102 115H104V116H102ZM146 115V116H145ZM152 115H154V114H152ZM200 115V116H199ZM203 115V116H202ZM138 116H139V118H138ZM143 116V117H142ZM2 117H4L3 119H5V117L6 116H1V114H0V119L2 118ZM75 117H77V119L75 120V119H73V118H75ZM98 117V118H97ZM136 117V118H135ZM192 117V118H191ZM222 117H223V119H222ZM243 117H245V118H243ZM11 118H7L6 117V119H8V120H12ZM127 118V119H126ZM132 118H133V120H132ZM138 118V119H137ZM3 119H1V120H3ZM16 119V118H15ZM52 119H55V121H53ZM73 119V120H72ZM98 119V120H97ZM215 119V120H214ZM258 119V120H257ZM35 120V121H34ZM43 120L45 121V122H50V123H48V125H45L44 123L45 122H43ZM83 120V122H81ZM196 120V121H195ZM209 120H210V123H209ZM219 120V121H218ZM263 120V121H262ZM40 121H42L41 123H40ZM62 121H63V123H62ZM74 121V122H73ZM77 121V122H76ZM99 121V122H98ZM126 121V122H125ZM128 121V122H127ZM140 121V120H139ZM139 121H138V123H136L135 122V125L137 124H139ZM197 121H198V123H197ZM215 121V122H214ZM71 122V123H70ZM76 122V123H75ZM93 122V123H92ZM95 122H97L98 123V125H97V123H95ZM121 122V123H120ZM196 122V123H195ZM204 123V125H203V123ZM216 123L217 125H218V122H219V126L221 125V123H228V125L226 124L225 126H218L217 127V125H214V123ZM247 122V123H246ZM74 123V124H73ZM80 123V124H79ZM84 123V124H83ZM115 123V124H114ZM157 123V122H156ZM195 123V124H194ZM202 123V124H201ZM211 123H213V125L211 124ZM233 123V124H232ZM261 123V124H260ZM24 124V125H23ZM30 124V125H29ZM32 124V125H31ZM38 124V123H37ZM41 124H43L44 126H42ZM73 124V125H72ZM76 124V125H75ZM110 124V125H109ZM161 124V123H160ZM159 123L158 124H155V125H157V127L160 125ZM196 124H197V126H196ZM229 124H230V127H229ZM237 124H239V125H237ZM249 124V125H248ZM255 124V125H254ZM25 125H27V126H25ZM40 125H41V127H40ZM71 125V126H70ZM91 125V126H90ZM107 125V126H106ZM136 125V128L138 127H140V124L137 126ZM155 125H153V128H155L156 126ZM189 125V126H190ZM200 125V126H199ZM213 126V128H215V126H216V128L214 129V132L215 133H217V134H215L214 132H213V129L211 128L212 126ZM234 125V126H233ZM243 125V126H242ZM32 126V127H31ZM40 127V128H38V129H36V128H33V127ZM48 127V129L50 128V130H48V132H47V129H46V131H44L45 129H43V127ZM53 126H55V127H53ZM87 126V127H86ZM103 126V127H102ZM113 126H115L114 128H113ZM118 126V127H117ZM155 126V127H154ZM236 126V127H235ZM251 126H253V127H251ZM56 127H57V129L59 130V132H58V130L56 129ZM77 127V128H76ZM95 127V128H94ZM200 127V128H199ZM229 127V128H228ZM232 127V128H231ZM256 127V128H255ZM260 127V128H259ZM28 128H29V130H28ZM33 128V129H32ZM98 128V129H97ZM102 128V129H101ZM118 128V129H117ZM207 128H209V127H207ZM220 130H219V129ZM224 128L226 129V130H224ZM228 128V129H227ZM30 129H32L33 131L30 133L29 131H31ZM34 129H36V130H34ZM76 129H78V130H76ZM81 129V130H80ZM149 130H152V127H151V129L150 128H148ZM148 129H146V130H148ZM155 129H157V128H155ZM212 129V130H211ZM232 129V130H231ZM236 129V130H235ZM245 131H244V130ZM67 130V131H66ZM83 130V131H82ZM94 130V131H93ZM113 130V131H112ZM119 130V131H118ZM222 130V131H221ZM224 130V131H223ZM229 130H231V131H229ZM238 130V131H237ZM241 130V131H240ZM243 130V131H242ZM34 131H36V132H34ZM79 131H82V132H80V134H79ZM97 131V132H96ZM209 131V132H208ZM212 131V132H211ZM27 132V133H26ZM39 132V133H40ZM45 132H47V133H45ZM51 132V133H50ZM63 132V133H62ZM256 132V133H255ZM33 133V134H32ZM49 133V136L47 135L46 136V134H48ZM75 133V134H74ZM84 133V134H83ZM89 133V134H88ZM93 133V134H92ZM130 133V134H129ZM138 133H139V135H138ZM146 133V134H145ZM213 133V134H212ZM234 133H236V134H234ZM50 134H52V135H50ZM79 134V135H78ZM220 135V137H219V135ZM223 134H224V136H223ZM229 134H234L233 136L232 135H229ZM241 134V135H240ZM249 134H252L251 136H249ZM254 134H256L257 136H255ZM19 135V134H18ZM127 135V136H126ZM144 135V136H143ZM147 135V136H146ZM222 135V136H221ZM236 135V136H235ZM237 135H239L238 137L239 138H243L244 140H245V138H246V140L248 139V138H250V139H252V140H249L250 142H247L248 144H246L245 145V142L243 143V139L241 138V140H243V141H241L240 143L241 144H239V143H237L236 144V147H235V145L234 146H231L232 144H234V141H233V139H236V137H237ZM244 135H245V137H244ZM253 135H254V138H253ZM20 136H21V134H20ZM20 136H18V137H20ZM45 136V137H44ZM75 136L77 137V138H75ZM82 136V137H81ZM125 136V137H124ZM142 136V137H141ZM146 136V137H145ZM162 136V137H161ZM206 136V135H205ZM210 136H207V137H209V138H212V137H210ZM259 136V137H258ZM75 138V139H78V137H80V139L82 140H80V139H78V140H80L81 142L80 143H82L83 144V141H84V144L82 145V146H80L77 150H76V152L75 153H79L78 155H74L73 156V158H75V159H73V158H71V160H70V162H74L73 163V165H75L74 167L76 168V169H80L81 170V168L83 169H86V171H88L87 170V168L90 166V165H88V164H86V161H87V163H88V161L90 160V158H86L87 156L86 155H88V157L89 156H92V154L90 155V153L91 152H89L90 151V149H88V150H86L85 149V151H84V149H83V147H84V145H85V143H86V145H88L89 147H90V144H94V143H98V145L99 146H102L103 147V145L105 146V148L107 147V149H108V146H109V152L107 151V153L104 151V148H102V147H99L101 150H97V151H99V152H94V153H96V154H98L99 156L101 155L103 158H104V160H105V157L103 156L104 154H105V156L107 157H109V156H115V157H113V159H111V161L112 160H114V159H117L116 158V156L117 157H120L121 155V157L119 158V162L120 163H118V164H120L121 165V169L123 170V169H126V171L129 169V171H127V172H129V175H130V173H131V169H132V172L133 173H135L134 172V170L133 169H135V170H137L138 171V174L137 173H135L134 175H130V176H132V177H128V179H130V182H129V180L126 178V180H128L126 183H125V185H127L126 187H125V185H124V189L122 188V191H121V189H116V187H112V186H116L115 184H112V183H109L108 184V180L106 181V183H105V181L104 182H98V183H92V182H89V181H87V182H85V175H87L88 174V172H87V174L85 173L86 171L85 170H81V174H84L83 176L81 175V178L82 177H84V182H82V180H81V182H79L80 180L78 179V177L80 176V173H79V175H78V177L76 178L75 177V179L77 180V181H75V180H72L71 182H69V180L68 181H66V178H65V180H64V177H61L60 175H58L59 176V179H58V176H57V179H55V182L54 183H56L55 185H54V183L52 182V183H44L43 182V179L41 178L40 179V177L41 176H39V174L40 175H42V173L45 171H43V169L45 168L44 167V164H45V166L47 167L48 165L47 164H49V163H53V162H51L50 160H49V162H47L46 160H44L42 157H40L41 156V154H40V152L42 153V150H46V149H43L44 147H42V146H46V147H49L47 150H53V151H51V152H56V151H58L59 149H60V147H62L63 148V146H65L67 143L66 142H70V141H68L69 139L71 140V139H73V138ZM109 137H111V138H109ZM124 137V138H123ZM156 137V136H155ZM217 137H219V138H217ZM226 137V138H225ZM255 137H257V140H255ZM49 138H51V139H49ZM67 138H68V140H67ZM97 138H99V139H97ZM106 138V139H105ZM126 138V139H125ZM132 138V139H131ZM139 140H138V139ZM141 138V139H140ZM143 138V139H142ZM149 140H148V139ZM205 139V137H202V139ZM239 138H237L238 140H239ZM54 139V140H53ZM84 139V140H83ZM118 139L120 140V141H118ZM122 139V140H121ZM124 139V140H123ZM127 139H128V141L129 142H127ZM147 139V140H146ZM150 139H152L151 141H150ZM221 139V140H220ZM228 139V140H227ZM230 139V140H229ZM232 139V140H231ZM254 139V140H253ZM18 140V139H17ZM47 140V141H46ZM52 140V141H51ZM67 140V141H66ZM87 142H86V141ZM105 142H104V141ZM112 140H114V141H112ZM117 140V141H116ZM131 140H134L133 142L131 141ZM137 140V141H136ZM159 140V139H158ZM225 140V141H224ZM115 141H116V143L117 142H122V141H125L124 142V144H122V143H120V145H115L116 143H115ZM142 141H143V143H142ZM147 141V142H146ZM222 141V142H221ZM230 141H231V148L230 147H228L227 145H225V144H227L228 143V145H229V143H230ZM240 141V140H239ZM239 141H237V142H239ZM5 142V141H4ZM7 142V141H6ZM18 142V141H17ZM16 142V143H17ZM29 142V143H28ZM65 142V143H64ZM89 142H90V144H89ZM101 142V144H99ZM107 142V143H106ZM115 144H114V143ZM254 142V143H253ZM255 142H257V143H259V144H257V143H255ZM110 143V144H109ZM126 143V144H125ZM139 143V144H138ZM199 143V144H198ZM225 143V144H224ZM249 143H253V144H255L254 146H253V144H252V146H250V147H247V145L249 146ZM61 144H64V145H61ZM69 144V143H68ZM105 144H107V145H105ZM114 146H113V145ZM146 144V145H145ZM148 144V145H147ZM153 144V145H152ZM211 144V143H210ZM214 144H215V142H214ZM25 145V146H24ZM61 145V146H60ZM81 145V144H80ZM85 145V148L87 147ZM124 145V146H123ZM142 145V146H141ZM179 145H181V144H179ZM204 145V146H203ZM244 145V146H243ZM251 145V144H250ZM4 147V149H3V147ZM19 146V147H20ZM50 146H52V147H50ZM59 146V147H58ZM112 146V147H111ZM117 146V147H116ZM121 146H123V147H121ZM145 148H144V147ZM204 148H203V147ZM213 146V145H212ZM217 146V145H216ZM226 148H228V149H226ZM246 147V148H243V147ZM263 146V147H262ZM8 147V146H7ZM38 147V148H37ZM42 147V148H41ZM118 147L120 148V150L118 149ZM196 147V148H195ZM200 147V148H199ZM202 147V148H201ZM205 147H208V148H206L205 149ZM24 148V149H23ZM34 148V149H33ZM37 148V149H36ZM59 148V149H58ZM61 148V149H62ZM82 148V149H81ZM111 148H113V150L111 149ZM115 148V149H114ZM131 148V149H130ZM140 150H139V149ZM155 148V149H154ZM158 150H157V149ZM176 148V149H175ZM179 148V149H178ZM194 148V149H193ZM212 148V147H211ZM229 150L228 151V153H227V151L225 150ZM230 148V149H229ZM233 148H235V149H233ZM243 148V149H242ZM8 149V150H7ZM33 149V150H32ZM58 149V150H57ZM60 149V150H61ZM118 149V150H117ZM135 149V150H134ZM138 149V150H137ZM171 149V150H170ZM189 149V150H188ZM193 149V150H192ZM202 151H201V150ZM223 151H222V150ZM233 149V150H232ZM251 149H253L254 151H252V153H251ZM255 149H256V152H255ZM260 149V150H259ZM261 149H262V151H263V153H262V151H261ZM25 152H24V151ZM50 150H49V152H50ZM82 150H83V152H82ZM104 151V152H101V151ZM150 150V151H149ZM224 150L226 151L225 152V155H224ZM9 151V152H8ZM39 151V152H38ZM80 151H81V153H83L82 154V156H81V153H80ZM89 153H88V152ZM115 151V152H114ZM168 151V152H167ZM201 151V152H200ZM205 151H207V153L205 152ZM220 151H222V152H220ZM234 151H236V152H234ZM248 151V155L246 154V152ZM8 152V153H7ZM54 152V153H55ZM84 152H86V154L84 153ZM153 152V153H152ZM190 152V153H189ZM206 153V155H205V153ZM217 152H219V153H217ZM234 152V153H233ZM243 152H244V154H243ZM257 152H259V153H257ZM14 153V154H13ZM30 153V154H29ZM32 153H35V155L37 156V160H35V161H37L36 162V164L34 163V165H36V167L32 164V166L31 167H29V168H25L24 169V167L22 168L23 170H21L22 172L19 174V175H17V177L18 176H20V177H18V179H16V180H18V181H15V178H14V176H13V178H8V177H12V175H13V173H14V168L16 167V165H18V163H20V161L24 158L25 159V155L26 156H28L29 157V155H30V157H31V154ZM88 153V154H87ZM93 153V154H94ZM100 153V154H99ZM168 153V154H167ZM184 153V154H183ZM239 155H238V154ZM240 153H242V154H240ZM251 153V154H250ZM256 153V154H255ZM43 154V153H42ZM96 154H94V156L96 155ZM108 154H111V155H108ZM114 154V155H113ZM117 154V155H116ZM123 154H125V156L123 155ZM142 154V155H141ZM149 154V155H148ZM151 154V155H150ZM165 154V155H164ZM202 156H201V155ZM252 154H255V155H252ZM263 154V155H262ZM40 155V156H39ZM44 155V154H43ZM85 155V156H84ZM120 155V156H119ZM127 155H128V157L130 156V159H128V157H127ZM138 155V156H137ZM139 155H140V157H139ZM147 155V156H146ZM155 157H154V156ZM159 155V156H158ZM204 155V156H203ZM232 155H233V157H232ZM260 155H262V157L260 156ZM14 156V157H13ZM39 156V157H38ZM79 156V157H78ZM133 156H137L136 158L134 157V160H136V162L133 160ZM143 156V157H142ZM241 156H242V158H241ZM247 156V157H246ZM259 158H258V157ZM17 157V158H16ZM78 157V158H77ZM81 157L82 158H86L85 160L84 159H82V160H84L85 161V164L84 165H88V167L86 168V166L84 167V165H83V167H81V168H77V167H79V166H81V162H80V159H81ZM107 157V158H108ZM140 159H139V158ZM145 157H146V159H145ZM205 157V158H204ZM208 157V158H207ZM214 159H212V158ZM237 159H236V158ZM252 157H255L254 159L252 158ZM22 158V159H21ZM38 158H39V161H41L42 160V163L41 162H38ZM41 158V159H40ZM125 160H124V159ZM132 158V159H131ZM138 158V159H137ZM219 158V159H218ZM109 159H110V157H109ZM109 159L107 160L108 162H106V160L104 161L103 159H100V160H98V161H102V163H105L106 162V164L104 165V166H106V165H108V163H109ZM143 159V160H142ZM203 159V160H202ZM209 159V160H208ZM259 161H258V160ZM73 160V161H72ZM141 160V161H140ZM206 160V161H205ZM43 161H45L44 163H43ZM79 161V163H77ZM84 161H82L83 163H84ZM111 161H110V163H111ZM117 160H114V162L113 163H115ZM204 161V162H203ZM252 161V163H250ZM7 162H13V166H12V168H10V170H8V172H6V166H7ZM76 162V163H75ZM138 162V163H137ZM248 162H249V164H248ZM9 163H8V165H9ZM47 163V164H46ZM136 163V164H135ZM259 163H261V164H259ZM4 164V165H3ZM80 164V165H79ZM112 164V163H111ZM118 164H116V165H118ZM123 164V165H122ZM140 164V165H139ZM6 165V166H5ZM79 165V166H78ZM110 165V164H109ZM109 165L108 166H106L107 168L109 167ZM137 165V166H136ZM226 165V166H225ZM250 165V166H249ZM252 165V166H251ZM254 165V166H253ZM259 167H258V166ZM33 166L35 167V168H33ZM115 166V165H114ZM172 166V167H171ZM247 166V167H246ZM255 166H257L256 168H255ZM262 166V167H261ZM9 167H10V165H9ZM14 167V168H13ZM95 167V166H94ZM94 167H91L90 166V168L92 169H94ZM97 167V166H96ZM112 168H110L109 167V169H112L111 171H112V173L111 174H113L114 173V170L113 169H115L116 167H117V171H119V169H118V166H115V168H113V165L111 166ZM126 167V168H125ZM129 167V168H128ZM134 167V168H133ZM5 168V169H4ZM120 168V167H119ZM131 168V169H130ZM228 169L229 170V172L228 173H226V175H222V176H220L219 177V172L220 171H222L223 169ZM32 169V170H31ZM46 169V168H45ZM89 169V168H88ZM90 169V171L92 172V170ZM141 170V172H140V170ZM158 169V170H157ZM177 169V170H176ZM221 169V170H220ZM246 169V170H245ZM262 169V170H261ZM34 170V171H33ZM79 170V171H80ZM116 170V169H115ZM144 170V172H145V170L148 172H145V173H142V171ZM150 170V171H149ZM154 170L155 172H157V171H161L160 173H155L154 171L152 172V171ZM169 172H168V171ZM191 170V171H190ZM201 170V171H200ZM233 170V171H232ZM238 170V171H237ZM241 170V171H240ZM245 170V171H244ZM253 170H255V172H257V173H251ZM3 171H5V172H3ZM85 171V172H84ZM94 171V170H93ZM115 172V173H118V175L119 174H122L123 173V175L126 173V172H122L121 170H120V172ZM124 171V170H123ZM162 171H164V172H162ZM219 171V172H218ZM240 171V172H239ZM248 171V172H247ZM251 171V172H250ZM263 171V172H262ZM13 172V173H12ZM122 172V173H121ZM140 172V173H139ZM170 172H172V173H170ZM198 172V173H197ZM210 172V173H209ZM231 172H233V173H231ZM262 172V173H261ZM114 173V174H115ZM161 173L163 174V175H161ZM165 173V174H164ZM178 173V174H177ZM193 175H192V174ZM213 173V174H212ZM216 173V174H215ZM2 174V175H1ZM21 174H23L22 176H21ZM28 174V175H27ZM113 174V175H114ZM128 173H126V175H127ZM154 174V175H153ZM157 176H156V175ZM172 174V175H171ZM182 174V175H181ZM184 174H186V175H184ZM202 174V175H201ZM204 174V175H203ZM207 174V175H206ZM218 174V175H217ZM251 174V175H250ZM259 174H261L260 176H258ZM27 175V176H26ZM35 175V176H34ZM37 175V176H36ZM128 175V176H129ZM138 175V176H137ZM197 175V176H196ZM214 175V176H213ZM218 177H217V176ZM255 175V176H254ZM39 176V177H38ZM133 176H134V178H133ZM145 176V177H144ZM154 176V177H153ZM204 176V177H203ZM216 176V177H215ZM254 176V177H253ZM16 177V178H17ZM61 177V178H60ZM113 177V176H112ZM149 179H148V178ZM171 177V178H170ZM173 177V178H172ZM249 177H250V179H249ZM27 178V179H26ZM29 178V179H28ZM80 178V177H79ZM80 178V179H81ZM165 178V179H164ZM168 178V179H167ZM207 178V179H206ZM7 179V180H6ZM9 179V180H8ZM11 179H13L12 181H11ZM22 179V180H21ZM24 179H26V180H24ZM34 179V180H33ZM161 179H162V181H161ZM57 180V181H56ZM160 180V181H159ZM179 180V181H178ZM181 180V181H180ZM8 181H11V183L14 181V183L13 184H11V183H9ZM62 182V183H58V182ZM132 181V182H131ZM151 181V182H150ZM191 181V182H190ZM210 181V182H209ZM38 182V183H37ZM69 182V183H68ZM164 182V183H163ZM180 183V185L178 184V183ZM182 182V183H181ZM186 182H187V184H186ZM9 183V184H8ZM64 183H66V184H64ZM91 183V184H90ZM104 183V184H103ZM129 183V184H128ZM142 183V184H141ZM184 183V184H183ZM190 183V184H189ZM12 186H11V185ZM17 184V185H16ZM60 184H62V185H60ZM82 184V185H81ZM84 184V185H83ZM145 184V185H144ZM186 184V185H185ZM189 184V185H188ZM26 185V186H25ZM28 185V186H27ZM91 185V186H90ZM94 185V186H93ZM102 185V186H101ZM143 185V186H142ZM162 185V186H161ZM173 185V186H172ZM176 185V186H175ZM219 185V186H218ZM253 185V186H252ZM19 186V187H18ZM20 186H21V188H20ZM45 186V187H44ZM63 186V187H62ZM96 186H97V188H100V187H108L109 186V188L106 190V188H105V190L104 189H97L96 188ZM120 186V185H119ZM128 186H131V188L129 189L128 188ZM132 186L135 188L136 187V189H132ZM155 186V187H154ZM196 186V187H195ZM203 186H204V188H203ZM244 186V187H243ZM250 186V187H249ZM12 189H11V188ZM41 187V188H40ZM42 187L45 189V188H47V190L45 189V190H43L42 189ZM60 187H61V190H60ZM67 187V188H66ZM80 187L82 188L83 187V189H80ZM87 187H89V188H87ZM111 187V188H110ZM123 187V186H122ZM138 187V188H137ZM145 187V188H144ZM165 187V188H164ZM175 187H176V189H175ZM180 187V188H179ZM184 187H187V189H186V200L184 201V203H183V201L181 202V204L178 202L179 200L181 201V195L182 194H184V196H185V188ZM190 189H189V188ZM207 187V188H206ZM218 187V188H217ZM240 187V188H239ZM247 187H249V188H247ZM14 188V189H13ZM58 188V189H57ZM63 188H66V189H63ZM92 188V189H91ZM112 188H114V189H112ZM128 188V189H127ZM155 188V189H154ZM167 188H168V190H167ZM173 188H174V191H173ZM177 188H179L178 189V193H176L175 192V190H177ZM184 188V189H183ZM194 188V189H193ZM196 188V189H195ZM199 188H201V189H199ZM215 188V189H214ZM220 188H221V191H220ZM246 188V189H245ZM252 188V189H251ZM52 189H54V191H52L51 192V190ZM91 189V190H90ZM127 189V190H126ZM139 189V190H138ZM143 189H145V193L147 194L148 192H151V194L153 193L154 194V192H158V193H160L161 192V190H162V192H163V190H165L164 192L168 195V197H169V192H170V195L172 194L173 195V197L171 196L170 198L171 199H173L174 197H178V196H180V198L178 199V201L176 200V198H175V201L177 202H175L174 200H172V201H174L175 203L173 204H171L170 202H171V199H169V200H167V201H170L169 203L168 202H166L167 204L164 206V204H163V207H162V209H164V210H162L161 209V206H162V204H161V200H163L164 199V197H166V196H164L163 194H164V192H163V194H157L158 195V198H157V200H155L156 199V194H152L153 195V197H155L154 199H150V201H152L153 200V202L150 204V205H148V203H146V202H149V200H148V196L149 195H146L145 193H143V194H145L144 195V197L145 196H147V197H145V198H147V200L148 201H146L145 203V205H143L144 207H141V209L142 208H144V213L142 214V211H143V209H142V211H140V209H137V208H134V207H137L136 205H135V202H134V200H136V197H137V195L135 196V194L137 193L138 195L141 193H139L138 191H142L143 192ZM150 189V190H149ZM158 189V190H157ZM160 189V190H159ZM171 189V191H173V192H171V191H169ZM208 189H210V190H208ZM49 190H50V192H49ZM64 190V191H63ZM80 190H82V191H80ZM88 190V191H87ZM92 190H93V192H92ZM98 190H100V192L98 193L97 191ZM111 192H110V191ZM127 191V192H125V191ZM136 190H137V192H136ZM179 190H180V193H182V194H180L179 193ZM181 190H184V191H182L181 192ZM191 190H193L194 192H192V194H188V193H191L190 191ZM42 191V192H41ZM45 191H46V194H45ZM60 193H59V192ZM92 193H91V192ZM96 191V192H95ZM108 191V192H107ZM112 191H113V193H112ZM123 191L125 192V194L123 193ZM130 191H131V194H132V192L134 191L135 193H133L134 195H132L133 196V198L134 199H132L131 197H129L130 196ZM188 191V192H187ZM18 192V193H17ZM48 192V193H47ZM64 192V193H63ZM82 192V193H81ZM104 192H107V193H104ZM117 192V193H116ZM122 192V193H121ZM129 192V193H128ZM175 192V193H174ZM184 192V193H183ZM204 192V193H203ZM208 192V193H207ZM44 193V194H43ZM91 193V194H90ZM119 193H121V194H119ZM65 195V196H62V195ZM84 194H85V196H84ZM87 194V195H86ZM89 194V195H88ZM108 194V195H107ZM123 194V195H122ZM127 194H129V195H127ZM142 193H141V195H140V198H142L141 196L143 195ZM150 194V193H149ZM9 195V196H8ZM55 195V196H54ZM67 195V196H66ZM90 195H91V197H90ZM98 195V196H97ZM152 195H150V197L152 196ZM156 195V196H155ZM161 195H162V197L163 198H161ZM174 195H176V196H174ZM188 195H190V196H188ZM194 195V196H193ZM207 195V196H206ZM209 195V196H208ZM13 196V197H12ZM49 196V197H48ZM123 196H125V197H123ZM135 196V197H134ZM160 196V197H159ZM193 196V197H192ZM202 196V197H201ZM205 196V197H204ZM67 197V198H66ZM102 197V198H101ZM108 197V198H107ZM139 197V196H138ZM190 197V198H189ZM191 197H192V200H191ZM195 197H197V198H195ZM211 197V198H210ZM49 200H48V199ZM64 198V199H63ZM71 200H73V201H71ZM91 198V199H90ZM126 199V201H124L125 199ZM160 198V199H159ZM189 198V199H188ZM195 200H194V199ZM5 199V200H4ZM16 199H18V200H16ZM19 199H20V201H19ZM29 199V200H28ZM69 201H71V202H68L69 203V205H70V203H73V204H71L70 206L68 205V203H67V201L68 200ZM90 199V200H89ZM95 199V200H94ZM129 199H131V200H129ZM166 199H168V198H166ZM166 199L165 200H163V201H166ZM185 198H183V200H184ZM196 199H198V200H196ZM26 200V201H25ZM112 200V201H111ZM132 201L133 200V202H134V204H133V206H131L132 205V203L133 202H131V204L129 205V204H127V202L128 203H130L129 201ZM160 201V204L158 203L159 201ZM9 201V202H8ZM18 201V202H17ZM41 201L43 202V203H41ZM50 201V202H49ZM109 201L111 202V203H109ZM114 201V202H113ZM115 201H116V203H115ZM156 201H158V202H156ZM197 201V202H196ZM218 201V202H217ZM6 202V203H5ZM14 204H13V203ZM31 202V203H30ZM58 202V203H57ZM123 202V203H122ZM186 202V203H185ZM233 202V203H232ZM239 202H241V203H239ZM250 202H251V204H250ZM23 203V204H22ZM95 203V204H94ZM108 203V204H107ZM113 203H115V205H113ZM158 203V204H157ZM163 203V202H162ZM195 203H197L198 204V206L196 207V205H195ZM225 203L227 204V206L225 205ZM260 203V204H259ZM46 204H47V206H46ZM55 204V205H54ZM105 204V205H104ZM110 204V205H109ZM153 204L154 205H156L157 207H155V206H153ZM170 204V205H169ZM179 204V205H178ZM219 204V205H218ZM234 204V205H233ZM8 205V206H7ZM18 205V206H17ZM101 205H102V207H101ZM104 205V206H103ZM152 205V206H151ZM160 207H159V206ZM181 205V206H180ZM185 205V206H184ZM187 205V206H186ZM194 205V206H193ZM214 205V206H213ZM224 205V206H223ZM238 205H239V207L240 208H238ZM248 205V206H247ZM254 205V206H253ZM258 205V206H257ZM10 206H12V207H10ZM107 206V207H106ZM108 206L110 207V208H108ZM111 206H113V207H111ZM119 206V207H118ZM138 206H139V204H138ZM145 206H149L148 208H146ZM184 206V207H183ZM221 206V207H220ZM16 207V208H15ZM68 207V208H67ZM92 208L91 210H90V208ZM100 207V208H99ZM106 207V208H105ZM126 207H127V209H126ZM130 207V208H129ZM133 207V208H132ZM152 207V208H151ZM158 207H159V209H158ZM174 207V208H173ZM226 209H225V208ZM253 207V208H252ZM14 208V209H13ZM42 208V209H41ZM139 208V207H138ZM145 208L146 209H149L150 210V213H149V215L150 216H148V213H147V211H149V210H145ZM258 208V209H257ZM4 209V210H3ZM6 209V210H5ZM10 209V210H9ZM16 210L15 212H17V213H15L13 210ZM112 209V210H111ZM132 209V210H131ZM134 209V210H133ZM153 209V210H152ZM255 209V210H254ZM261 209H263V210H261ZM8 210V213L6 214V211ZM11 210L14 212V214H13V212L11 213ZM104 210V211H103ZM115 210V211H114ZM137 210V211H136ZM155 210H156V212H155ZM158 210H162V212L160 211V212H157ZM166 210V211H165ZM170 210V211H169ZM48 211V212H47ZM69 211V212H68ZM107 211V212H106ZM146 211V212H145ZM155 212V213H153V215H152V212ZM173 211V212H172ZM263 211V212H262ZM172 212V213H171ZM231 212V213H230ZM3 213V214H2ZM31 213V214H30ZM37 213V214H36ZM67 213V214H66ZM133 213V214H132ZM201 213V214H200ZM243 213H246V214H243ZM262 213H263V216H262ZM30 214V215H29ZM138 214H140V215H138ZM144 214H145V216H144ZM147 214V215H146ZM163 214V215H162ZM171 214H172V216H171ZM174 214V215H173ZM178 214V215H177ZM187 214V215H186ZM192 214V215H191ZM202 214H203V217H202ZM210 214V215H209ZM221 214V215H220ZM239 214H241V215H239ZM250 214V215H249ZM119 215V216H118ZM138 215V216H137ZM165 215H167L166 217L168 218L169 217V215H170V217H169V219L168 220H170V219H173L175 216L176 217H178V219L179 218H182V221H178V222H172L171 220L169 221L170 223H168V222H162V220L164 219V218H166L165 217ZM204 215H206V216H204ZM216 215V216H215ZM218 215H220V218H219V216ZM223 215V216H222ZM229 215V216H228ZM236 215V216H235ZM64 216V217H63ZM67 216V217H66ZM108 216V217H107ZM155 216V217H154ZM193 216V217H192ZM212 216H214V217H212ZM3 217V218H2ZM9 217V218H8ZM35 217V218H34ZM38 217V218H37ZM66 217V218H65ZM149 217H150V219H149ZM173 217V218H172ZM175 217V218H176ZM216 217H217V219H216ZM232 217H233V219H235V218H239V219H243L242 221H241V223L243 224V222L244 221H246L247 223H244L243 225L242 224H240V222H238L239 223V225H238V223L237 222H235V223H237V224H235L234 223V220L232 219ZM241 217V218H240ZM249 217V218H248ZM20 218V219H19ZM33 218V219H32ZM60 219V218H65V219H67V221H68V223H67V221L66 220H62V221H60V220H56V221H46V219ZM71 218V219H70ZM73 218H75V219H73ZM99 218V219H98ZM115 218V219H114ZM133 218V219H132ZM140 218V219H139ZM143 218V219H142ZM152 218V219H151ZM155 220H154V219ZM161 218H162V220H161ZM190 218V219H189ZM227 218V220H225ZM68 219H70V220H68ZM104 219H105V222H104ZM111 219V220H110ZM138 219V220H137ZM185 219V220H184ZM194 219V220H193ZM197 219H198V221H197ZM206 219V220H205ZM211 219V220H210ZM213 219H215L217 222H215V221H213V222H211ZM219 219V220H218ZM220 219H222V221L220 220ZM231 219V220H230ZM245 219V220H244ZM8 220V221H7ZM29 220V221H28ZM73 220V221H72ZM75 220V221H74ZM120 220V221H119ZM126 220V221H125ZM205 220V221H204ZM236 220V219H235ZM11 221V222H10ZM18 221H19V223H18ZM71 221V222H70ZM102 221V222H101ZM142 221V222H141ZM150 221H153V222H150ZM177 221V220H176ZM184 221V222H183ZM200 221V222H199ZM209 221V222H208ZM219 221L221 222V224L219 223ZM223 221H226V222H223ZM228 221H231L230 223L228 222ZM65 222V223H64ZM109 222V223H108ZM114 222V223H113ZM202 222V223H201ZM207 222V223H206ZM211 222V223H210ZM9 223V224H8ZM67 223V224H66ZM156 223V224H155ZM158 223V224H157ZM174 223V224H173ZM175 223H177V224H175ZM201 223V224H200ZM209 223V224H208ZM212 223H214L215 225H217L218 224V227L216 228L215 227V225H213ZM217 223V224H216ZM227 223V224H226ZM101 224V225H100ZM109 224V225H108ZM138 224V225H137ZM163 224V225H162ZM205 224V225H204ZM222 224H224V225H222ZM247 226H246V225ZM49 225V226H48ZM98 225V226H97ZM117 225V226H116ZM123 225V226H122ZM144 225V226H143ZM199 225V226H198ZM201 225H202V227H201ZM220 225V226H219ZM222 225V226H221ZM241 225H242V227H241ZM251 227H250V226ZM120 226V227H119ZM135 226V227H134ZM164 226V227H163ZM212 226V227H211ZM214 226V227H213ZM246 228H245V227ZM51 227V228H50ZM111 227V228H110ZM115 227V228H114ZM139 227V228H138ZM155 227V228H154ZM210 227V229H208ZM224 227V228H223ZM238 227H240V228H243L242 230L243 231H241V229L239 228L238 229ZM248 227V228H247ZM250 227V228H249ZM93 228V229H92ZM143 228V229H142ZM203 228V229H202ZM211 228H213V229H211ZM217 229V231H215L216 229ZM221 228H223V229H221ZM254 228V229H253ZM261 228V227H260ZM65 229V230H64ZM68 229V230H67ZM102 229V230H101ZM118 229V230H117ZM138 229V230H137ZM160 229V230H159ZM76 230H78V231H76ZM117 230V231H116ZM134 230V231H133ZM137 230V231H136ZM140 230V231H139ZM163 230V231H162ZM165 230V231H164ZM200 230V231H199ZM205 230H207V232H204V234H203V231H205ZM239 230V231H238ZM260 230H262L263 231V233H264V225L262 226V228L260 229ZM99 231V232H98ZM154 231H155V233H154ZM193 231V232H192ZM195 231V232H194ZM51 232V233H50ZM56 232V233H55ZM97 232V233H96ZM109 232H110V234H109ZM113 232V233H112ZM129 232V233H128ZM161 232V233H160ZM166 232V233H165ZM192 232V233H191ZM197 232V234L199 233V232H202V235L203 236H197V234H195ZM232 232H234V233H232ZM260 232V231H259ZM4 233V234H3ZM41 233V234H40ZM59 233V234H58ZM61 233V234H60ZM104 233V234H103ZM121 233V234H120ZM138 233V234H137ZM151 233V234H150ZM160 233V234H159ZM162 233H165V235H163ZM175 233V234H174ZM189 233H190V235H189ZM221 233V232H220ZM236 233V234H235ZM246 233V234H247ZM252 233H250V234H252ZM16 234V235H15ZM48 234V235H47ZM96 234H98V235H96ZM133 236H132V235ZM148 234V235H147ZM182 234V235H181ZM187 235V237L185 238L184 236L185 235ZM207 234V235H206ZM232 234H234V235H232ZM15 235V236H14ZM19 235V236H18ZM44 235V236H43ZM62 236V238H61V236ZM109 235V236H108ZM157 235V236H156ZM177 235V236H176ZM194 235V236H193ZM205 235V236H204ZM210 235V236H209ZM217 235V236H216ZM221 235V236H222ZM240 235V238L238 237ZM21 236V237H20ZM164 236V237H163ZM179 236V237H178ZM215 236H216V238H215ZM235 236H236V238H235ZM114 237H116V238H114ZM124 237V238H123ZM135 237V238H134ZM186 239H184V238ZM192 237V238H191ZM206 237V238H205ZM214 237V238H213ZM219 237H220V239H219ZM230 237H232V239H230ZM36 238V239H35ZM40 238V239H39ZM57 238V239H56ZM132 238H134V239H132ZM154 238V239H153ZM164 238V239H163ZM171 238V239H170ZM51 239V240H50ZM106 239H108V240H106ZM129 239H130V241H129ZM143 239V240H142ZM146 239V240H145ZM170 239V240H169ZM211 239V240H210ZM241 239L242 241H239V240ZM6 240V241H5ZM110 240V241H109ZM112 240V241H111ZM185 240V241H184ZM100 241V242H99ZM108 241H109V243H108ZM175 241V242H174ZM191 241V242H190ZM234 241V242H233ZM235 241H237V242H235ZM41 242V243H40ZM115 242V243H114ZM136 242V243H135ZM171 242V244H169ZM175 243L176 244V246L175 245H173V248L171 247L172 246V244L173 243ZM181 242H184V244L183 243H181ZM188 242V243H187ZM134 244V246H133V244ZM149 243V244H148ZM163 243H164V245H163ZM217 243V242H216ZM47 246H46V245ZM82 244H84V245H82ZM111 244V245H110ZM128 244V245H127ZM155 245V246H151V247H155L153 250L152 249H150V245ZM186 244V245H185ZM108 245V246H107ZM147 245V246H146ZM149 245V246H148ZM168 245H171L169 248H168ZM229 245V246H228ZM135 246H136V248H135ZM159 248H158V247ZM175 246V247H174ZM178 246V247H177ZM190 246V245H189ZM232 246V247H231ZM2 247V248H1ZM85 247V248H84ZM133 249H132V248ZM146 247V248H145ZM148 247V248H147ZM158 249H157V248ZM177 247V248H176ZM97 248V249H96ZM106 250H104V249ZM129 248V249H128ZM161 248H162V250H161ZM164 248V249H163ZM166 248V249H165ZM217 248V247H216ZM226 248V249H227ZM48 249V250H47ZM101 249L103 250V251H101ZM120 249V250H119ZM175 249V250H174ZM193 249V248H192ZM195 249H197V248H195ZM198 249H200V252H201V249L202 248H198ZM228 249V250H229ZM15 252H14V251ZM41 251V253L42 254H35L36 256H34V254L32 255L30 252H32V251H35V252H38V251ZM46 250V251H45ZM51 250V251H50ZM87 250V251H86ZM123 250H124V252H123ZM141 250V251H140ZM151 250L152 251H154V252H156V254H151ZM206 250H207V252H206ZM4 251V252H5ZM7 251H9V252H11L12 251V253L14 252V254L15 255H12V253L10 254L9 252V256H8V253H7ZM25 251V252H24ZM55 251H59L60 252V254L59 253H56V257H55V254H53V252L55 253ZM62 251V252H61ZM67 251V252H66ZM69 251H75L76 252V255H74L75 253H72L71 252V255H70V253H69ZM84 251H85V253H84ZM91 251V252H90ZM92 251H93V253H92ZM95 251V252H94ZM96 251H98V252H96ZM127 251V252H126ZM135 251V252H134ZM138 251H140V252H138ZM159 251H162L161 252V254L162 255H160V252ZM198 251V250H197ZM202 251H203V249H202ZM18 252V253H17ZM43 252H45L44 254H43ZM99 252H101V253H99ZM117 252V253H116ZM208 253V252H211V251H208V249H206V248H204V251L203 252H201L202 254L204 253V254H206V253ZM17 253V254H16ZM48 253H50V254H52V255H50L51 256V258H50V256L49 255H47ZM66 253V254H65ZM69 253V256L67 255ZM123 253V254H122ZM127 253V254H126ZM129 253V254H128ZM133 253V254H132ZM148 253V254H147ZM153 253V252H152ZM4 254L5 255H7L6 256V258H5V256H4ZM65 254V255H64ZM90 254V255H89ZM93 254V255H92ZM108 254V255H107ZM125 254V255H124ZM30 255V256H29ZM40 255H42L41 257H40ZM64 255V256H63ZM98 255V256H97ZM103 255V256H102ZM131 255L133 256V257H131ZM146 255V256H145ZM157 255V256H156ZM2 256V255H1ZM21 258H20V257ZM39 256V257H38ZM46 256V257H45ZM49 256V257H48ZM63 256V257H62ZM108 256V257H107ZM119 256V257H118ZM144 256V257H143ZM152 258H151V257ZM198 256H200V255H198ZM36 257V258H35ZM68 257V258H67ZM139 257H140V259H139ZM150 257V258H149ZM201 257V256H200ZM5 258V259H4ZM38 258V259H37ZM85 258H87V259H85ZM104 258V259H103ZM107 258V259H106ZM125 258L128 260H125ZM199 258V257H198ZM197 258V256H196V259L195 258H192V259H189V260H187L186 258H185V260H184V258L180 261L181 263L180 264H200V263H203L202 261H200L201 260V258H199L198 259ZM18 259V260H17ZM20 259V260H19ZM32 259V260H31ZM145 259V260H144ZM147 259V260H146ZM150 259V260H149ZM154 259V260H153ZM193 259H194V261H193ZM1 260V259H0ZM37 260V261H36ZM43 260V261H42ZM184 260V261H183ZM191 260V261H190ZM2 261V260H1ZM30 261V262H29ZM193 261V262H192ZM58 262V263H57ZM110 262V263H109ZM114 262V263H113ZM192 262V263H191ZM9 263H7V264H9ZM40 263V264H41ZM127 263V264H128ZM144 264V263H143Z\"/></svg>",
	"mask_w": 264,
	"mask_h": 264
},
{
	"label": "bare ground",
	"instance_id": "obj_2",
	"mask_svg": "<svg viewBox=\"0 0 264 264\" xmlns=\"http://www.w3.org/2000/svg\"><path fill=\"white\" fill-rule=\"evenodd\" d=\"M9 1H10V0H9ZM14 1H15V0H14ZM22 1H23V0H22ZM86 1H87V0H86ZM90 1H92V0H90ZM103 1H104V0H103ZM178 1H179V0H178ZM178 1H176V2L178 3ZM207 1H208V0H207ZM217 1H218V0H217ZM217 1L215 0V2H217ZM225 1H226V0H225ZM231 1H232V0H231ZM235 1H236V0H235ZM235 1H234V2H235ZM240 1H242V0H240ZM240 1H238L239 4H240ZM259 1H260V0H259ZM261 1H262V2H261ZM261 1H260L261 4H263V3H264V0H261ZM34 2H35V1H34ZM53 2H54V1H53ZM67 2H68V1H67ZM73 2H74V1H73ZM120 2H121V1H120ZM127 2H128V1H127ZM129 2H130V1H129ZM173 2H174V1L171 2V0H164V2L161 4L162 6H161L160 4H158V5H160V8L162 9V7H163L164 5L170 6L171 4H169V3H173ZM181 2H182V0H181ZM183 2H184V1H183ZM203 2H204V3H203V6H205V5H206V4H205V0H204ZM212 2H213V0H211L210 3H212ZM221 2H222V1H221ZM236 2H237V1H236ZM247 2H248V1H247ZM256 2H257V1H256ZM12 3H13V1H12ZM36 3H37V2H36ZM36 3H35V4H36ZM40 3H41V1H40ZM47 3H49V2H47ZM70 3H71V2H70ZM100 3H101V2H100ZM110 3H111V2H110ZM197 3H199V2H197ZM197 3H196L195 5H197ZM200 3H201V1H200ZM208 3H209V2H208ZM208 3H207V5H208ZM218 3H219V2H218ZM73 4H74V3H73ZM95 4H96V3H95ZM120 4H121V3H120ZM125 4H126V3H125ZM168 4H169V5H168ZM192 4H194V3H192ZM214 4H215V3H214ZM239 4H238V5H239ZM23 5H24V4H23ZM37 5H38V4H37ZM53 5H54V4H53ZM70 5H71V4H70ZM183 5H184V4H183ZM186 5H187V4H186ZM188 5H189V4H188ZM198 5H199L198 7H201V10H202V4H198ZM207 5H206V6H207ZM209 5H210V4H209ZM219 5H220V4H219ZM240 5H241V4H240ZM258 5H259V3H258ZM7 6H8V5H7ZM9 6H10V5H9ZM43 6H44V5H43ZM43 6H42V7H43ZM49 6H50V4H49ZM49 6H46V7L48 8ZM75 6H77V5H75ZM75 6H74V7H75ZM111 6H112V5H111ZM125 6L127 7V5H125ZM128 6H130V5H128ZM215 6H217V5L215 4ZM224 6H225V5H224ZM29 7H30V6H29ZM36 7H37V6H36ZM44 7H45V6H44ZM122 7H124V6H122ZM148 7H149V6H148ZM189 7H190V5H189ZM192 7H195V6H192ZM208 7H209V6H208ZM208 7H207V8H208ZM211 7H212V6H211ZM221 7H223V6H221ZM240 7H241V6H240ZM245 7H246V6H245ZM258 7H259V9H260V7L264 8V5H261V6H258ZM12 8H13V7H12ZM39 8H41V6H40ZM53 8H54V7H53ZM59 8H60V7H59ZM75 8H76V7H75ZM96 8L98 9V7H96ZM154 8H155V7H154ZM164 8H165V7H164ZM196 8H197V6H196ZM207 8H206V7H205V8L203 7L204 10L207 9ZM217 8H218V7H217ZM217 8H216V9H217ZM243 8H244V7H243ZM254 8H255V7H254ZM22 9H23V7H22ZM44 9H45V8H44ZM49 9H50V7H49ZM73 9H74V8H73ZM151 9H153V8H150V11H152ZM166 9H167V8H166ZM194 9H195V8H194ZM197 9H198L197 11H200L199 8H197ZM209 9H210V8H209ZM229 9H230V8H229ZM246 9H248V8H246ZM13 10H14V9H13ZM19 10L21 11V9H19ZM23 10H24V9H23ZM28 10H30V9H28ZM35 10H36V9H35ZM35 10H34V11H35ZM108 10H109V9H108ZM113 10H114V9H113ZM157 10H158V9H157ZM185 10H186V9H185ZM204 10H203V12H204ZM207 10H208V9H207ZM212 10H213V9H212ZM236 10H237V9H236ZM14 11H15V10H14ZM34 11H33V12H34ZM47 11H48V10H47ZM127 11H128V10H127ZM143 11H144V10H143ZM154 11H155V10H154ZM167 11H168V10H167ZM167 11H166V12H167ZM181 11H184V9L181 10ZM189 11H190V10H189ZM197 11H196V12H197ZM213 11L215 12L216 10H213ZM213 11L210 10L209 12L211 13V12H213ZM218 11H220V10H218ZM239 11H240V9H239ZM249 11H250V10H249ZM253 11L255 12V10H253ZM262 11H263V9H262ZM16 12H17V11H16ZM89 12H90V11H89ZM89 12H88V13H89ZM120 12H121V11H120ZM145 12H147V11H145ZM148 12H149V11H148ZM162 12H165V10L162 11ZM168 12H169V11H168ZM175 12H176V11H175ZM175 12H174V13H175ZM184 12H185V11H184ZM186 12H187V11H186ZM186 12H185V13H186ZM196 12H195V13H196ZM38 13H39V12H38ZM43 13H44V12H43ZM142 13H143V12H142ZM151 13H152V12H151ZM153 13H154V12H153ZM153 13H152V14H153ZM174 13H173V14H174ZM182 13H183V12H182ZM210 13H209V14H210ZM236 13L239 14V12H236ZM251 13H252V12H251ZM261 13H262V12H261ZM13 14H14V13H13ZM22 14H23V13H22ZM35 14H36V13H35ZM89 14H90V13H89ZM89 14H87V15H89ZM109 14H110V13H109ZM109 14H108V15H109ZM112 14H113V12H112ZM152 14H151V15H152ZM155 14H157V13H155ZM159 14L161 15V13H159ZM163 14H164V13H163ZM168 14H169V16H170L171 13L169 12ZM177 14H178V12H177ZM177 14H176V15H177ZM180 14H181V13H180ZM188 14H189V13H188ZM202 14H203V13H202ZM206 14H207V13H206ZM241 14H243L242 11H241ZM244 14H245V13H244ZM249 14H250V13H249ZM16 15H17V14H16ZM24 15H25V14H24ZM26 15H27V14H26ZM40 15H42V14H40ZM47 15H49V14H47ZM47 15H46V16H47ZM85 15H86V14H85ZM141 15H142V14H141ZM203 15H205V13H204ZM211 15H212V13H211ZM228 15H229V14H228ZM230 15H233V14L230 13ZM256 15H257V14L255 13V17H258V16H259V15H258V16H256ZM262 15H263V13H262ZM12 16H13V15H12ZM80 16H82V15H80ZM153 16H154V14H153ZM156 16H157V15H156ZM193 16H194V15H193ZM206 16H207V15H206ZM206 16H204V17H206ZM221 16H222V15H221ZM226 16H227V15H226ZM238 16H239V15H238ZM244 16H245V15H244ZM250 16H251V14H250ZM263 16H264V15H263ZM19 17H20V16H19ZM32 17H33V16H32ZM40 17H41V16H40ZM44 17H45V16H44ZM89 17H90V16H89ZM106 17H107V16H106ZM126 17H127V16H126ZM126 17H125V18H126ZM157 17H158V16H157ZM177 17H178V16H177ZM196 17H197V16H196ZM201 17H202V16H201ZM208 17H209V16H208ZM227 17H228V16H227ZM260 17H261V16H260ZM4 18H5V17H4ZM4 18H3V19H4ZM23 18H24V16H23ZM25 18H26V17H25ZM29 18H30V17H29ZM29 18H27V19H29ZM38 18H39V17H38ZM45 18H46V17H45ZM49 18H50V17H49ZM49 18H48V19H49ZM62 18H63V17H62ZM64 18H65V17H64ZM85 18H86V17H85ZM87 18H88V17H87ZM87 18H86V19H87ZM173 18H174V17H173ZM173 18H172V19H173ZM193 18H194V17H193ZM206 18H207V17H206ZM241 18H242V17H241ZM244 18H245V17H244ZM11 19H12V18H11ZM20 19H21V18H20ZM27 19H26V20H27ZM33 19H34V17H33ZM39 19H40V18H39ZM83 19H84V18H83ZM103 19H104V18H103ZM103 19H101V20H103ZM119 19H120V18H119ZM174 19H175V18H174ZM186 19H187V18H186ZM191 19H192V18H191ZM204 19H205V18H204ZM246 19H249V18H246ZM250 19H253V14H252V17H251ZM256 19H258V18H256ZM13 20L15 21V18H13ZM29 20H30V19H29ZM49 20H50V19H49ZM64 20H65V19H64ZM89 20H90V19H89ZM91 20H92V19H91ZM153 20H154V19H153ZM177 20H178V19H177ZM181 20H182V22H183V17H182ZM184 20H185V19H184ZM189 20H190V19H188L187 21H184V22H185V23H186V22H189ZM200 20H201V19H200ZM202 20H203V19H202ZM231 20H232V19H231ZM242 20H243V19H242ZM260 20H261V18H260ZM14 21H13V22H14ZM31 21H32V20H31ZM35 21H36V20H35ZM54 21H55V20H54ZM65 21H66L65 23L68 24V23H69L68 21H70V20L66 19ZM81 21H82V19H81ZM118 21H119V20H118ZM133 21H134V20H133ZM145 21H146V20H145ZM192 21H193V20H192ZM205 21H206V20H205ZM205 21H204V24L207 23V21H206V22H205ZM253 21H254V20H252V23H253ZM263 21H264V20H263ZM15 22H16V21H15ZM127 22H128V21H127ZM142 22H143V21H142ZM142 22H140V23H142ZM152 22H153V21H152ZM155 22H156V21H155ZM178 22H179V21H178ZM178 22H176V23H178ZM208 22H209V21H208ZM221 22H222V21H221ZM226 22H228V21H226ZM254 22H255V21H254ZM26 23H27V22H26ZM28 23H29V22H28ZM46 23H47V21H46ZM83 23H84V22H83ZM86 23H87V22H86ZM89 23L91 24V23H93V22L91 21V22H89ZM101 23L104 24L102 21H101ZM101 23H100V24H101ZM121 23H122V22H121ZM128 23H129V22H128ZM137 23H138V22H137ZM174 23H175V22H174ZM195 23H196V22H195ZM201 23H202V22H201ZM232 23H233V22H232ZM248 23H249V22H248ZM20 24H21V23H20ZM24 24H25V23H24ZM35 24H36V23H35ZM125 24H126V25H125ZM125 24H124V25H125L124 27H127V25L130 26V25L127 24V23H125ZM130 24L133 25V23H130ZM146 24H147V23H146ZM154 24H155V23H154ZM163 24H164V23H163ZM165 24H166V23H165ZM189 24H190V23H189ZM189 24H188V25H189ZM191 24H192V23H191ZM191 24H190V26H191ZM202 24H203V23H202ZM204 24H203V25H204ZM209 24H210V23H209ZM211 24H212V23H211ZM234 24H235V23H234ZM249 24H250V23H249ZM260 24H261V23H260ZM32 25H33V24H32ZM87 25H88V24H87ZM87 25H86V27H87ZM91 25H92V24H91ZM97 25H99V24H97ZM120 25H121V24H120ZM144 25H145V24H144ZM152 25H153V24H152ZM176 25H177V24H176ZM188 25L185 26V27H188ZM205 25H206V24H205ZM232 25H233V24H232ZM238 25H239V24H238ZM246 25H247V23H246ZM93 26H94V23H93ZM95 26H96V25H95ZM95 26H94L93 28H95ZM107 26H109V25H107ZM107 26H104V27H107ZM147 26H148V25H147ZM147 26H145V27H147ZM153 26H154V25H153ZM153 26H152V27H153ZM156 26H157V25H156ZM168 26H169V25H168ZM171 26L174 27L175 24L172 25V23H171ZM171 26H170V27H171ZM177 26H178V25H177ZM180 26H181V25H180ZM180 26H179L178 28H180ZM193 26H194V25H193ZM193 26H192V27H193ZM206 26H207V25H206ZM210 26H211V25H210ZM220 26H221V25H220ZM229 26H230V25H229ZM235 26H236V25H235ZM235 26H234V27H235ZM247 26H248V25H247ZM247 26H244V27H241V28L239 27V28L232 29L233 32L235 31L234 33H236V31H237L236 34L232 33L231 28H230L231 33H230L229 29H227V28L224 29L225 27L222 28V29H220V28H218L219 26H217V27L214 28V29H217L218 32H219V29H220V32H222V33H226L225 31L228 30L227 32H228V34L230 35V38H231V37H232V38H235V35H236V38H238V36H240L239 38H243V37L246 36V35H247V36H249V35L251 36L252 32H254V31L256 32L257 29H258V32H259V33H260L261 30L264 31V28H263L264 26L262 27V29H261L259 26H257V27H253V26L251 27V25H249L250 27H249V26L247 27ZM21 27H22V26H21ZM39 27H40V26H39ZM64 27H65V26H64ZM66 27H67V26H66ZM81 27H83V26L81 25ZM102 27H103V25H102L101 27H99V28L101 29ZM131 27L133 28V26H130V28H131ZM140 27H141V25H140ZM164 27H165V26H164ZM166 27H167V26H166ZM166 27H165V29H166ZM173 27H171V28H173ZM181 27H182V26H181ZM192 27H191V29H190V28H189V29H190V30L193 29V32H194V30H195L196 28L194 29L195 26H194L193 28H192ZM201 27H202V26L198 27V29H199V28H200V29L203 28V27H202V28H201ZM213 27H214V26H213ZM221 27H222V26H221ZM231 27H232V26H231ZM258 27H259V28H258ZM0 28H1V27H0ZM6 28H7V27H6ZM27 28H28V27H27ZM74 28H75V27H74ZM87 28H89V31L92 30V29L90 30L91 27H87ZM142 28H143V27H142ZM155 28H156V27H155ZM157 28H158V27H157ZM160 28H161V27H160ZM167 28H168V27H167ZM171 28H170V29H171ZM183 28H184V27H182V29H183ZM208 28H209V27H208ZM208 28H207V30H209ZM20 29H21V28H20ZM37 29H38V28H37ZM44 29H46V28H44ZM64 29L67 30L68 27H67V28H64ZM64 29H63V30H64ZM96 29H97V28H96ZM102 29H103V28H102ZM106 29H107V28H105V29H103V30H106ZM128 29H129V28H128ZM146 29H148L147 31H149L151 28H148V27H147ZM152 29L155 30L154 28H152ZM161 29H162V28H161ZM170 29H169V30H170ZM173 29L175 30V28H173ZM214 29H213V31H214ZM6 30H7V29H6ZM30 30H31V29H30ZM30 30H29V31H30ZM66 30H64V32H65ZM70 30H71V29H70ZM70 30L68 29L67 31H69V32H72V31H73V30H71V31H70ZM78 30H79V29H78ZM93 30L95 31V29H93ZM117 30H118V29H117ZM122 30H123V28H122ZM125 30H127V29L125 28ZM125 30H124V31H125ZM134 30H135V28H134ZM153 30H152V32H154ZM158 30H159V29H158ZM167 30H168V29H167ZM183 30H184V29H183ZM183 30H182V31H183ZM187 30H188V29H187ZM190 30H189V31H190ZM202 30H203V29H202ZM204 30H205V28H204ZM224 30H225V31H224ZM259 30H260V31H259ZM27 31H28V30H27ZM33 31H34V30H33ZM67 31H66V33H68V34L71 35V33L67 32ZM114 31H115V30H114ZM128 31H129V30H128ZM159 31H160V30H159ZM176 31H179V30H177V29L175 30V33L177 34L178 32H176ZM185 31H186V30H185ZM199 31H200V30H199ZM213 31H211V32H213ZM239 31H240V32H239ZM19 32H20V31H19ZM22 32H23V31H22ZM34 32H35V31H34ZM49 32H50V31H49ZM51 32H52V31H51ZM73 32H74V31H73ZM92 32H93V31H92ZM101 32H102V31H101ZM118 32H119V31H118ZM118 32H117V33H118ZM140 32H141V31H139V33H140ZM143 32H144V31H143ZM143 32L141 33V35L143 34ZM152 32H151V30H150V33H152ZM163 32H164V34H165L166 31H163ZM170 32H171V31H170ZM190 32H191V31H190ZM200 32H201V31H200ZM200 32H198V34H200ZM203 32L205 33V31H203ZM207 32H208V31H206V33H207ZM218 32H217V33H218ZM1 33H2V32H1ZM16 33H17V32H16ZM20 33H21V32H20ZM62 33H63V32H62ZM66 33H65V35L67 36ZM80 33H81V32H80ZM145 33H147V32H144V34H143L144 36H142V37H144V38H145L147 35L150 34L149 32L147 33V35H146ZM157 33H159V32H157ZM166 33L169 34V32H166ZM172 33H173V32H172ZM180 33H181V32H180ZM222 33H221V35H222ZM262 33H264V32H262ZM37 34H38V33H37ZM73 34H74V33H73ZM73 34H72V36H73ZM105 34H106V33H105ZM126 34H127V33H126ZM162 34H163V33H162ZM164 34H163V35H164ZM173 34H174V33H173ZM176 34H175V35H176ZM181 34H182V33H181ZM194 34H195V33H194ZM207 34H208V33H207ZM213 34H214V32H213ZM215 34H216V31H215ZM231 34H233L234 37H233V35H231ZM248 34H249V35H248ZM15 35H16V34H15ZM18 35H19V34H18ZM54 35H55V34H54ZM79 35H80V34H79ZM93 35H96V33L93 34ZM138 35H140V34H138ZM150 35H151V34H150ZM165 35H166V34H165ZM170 35H171V34H170ZM178 35H179V34H178ZM186 35H188V34H186ZM189 35L191 36V34H189ZM202 35H203V34H202ZM209 35H211V34L209 33L208 36H209ZM216 35L221 36L220 34H216ZM223 35H225V34H223ZM237 35H238V36H237ZM262 35H263V34H262ZM10 36H11V35H10ZM16 36H17V35H16ZM41 36H42V35H41ZM51 36H52V35H51ZM66 36H65V38H66ZM99 36H100V35H99ZM104 36H105V35H104ZM152 36H154V34H153ZM152 36H151V37L149 36V37H147V38H149V40H150V39H152ZM156 36H158V35H156ZM156 36H155V37H156ZM167 36H168V35H167ZM167 36H166V37H167ZM182 36H183V35H182ZM190 36H189V37H190ZM212 36H213V35H212ZM226 36H227V33H226L225 37H226ZM247 36H246V37H247ZM252 36H254V35H252ZM252 36H251V37H252ZM260 36H261V35H260ZM263 36H264V35H263ZM3 37H4V36H3ZM61 37H62V36H61ZM69 37H70V36H69ZM89 37H90V36H89ZM92 37H93V36H92ZM102 37H103V36L101 35V38H102ZM116 37H117V36H116ZM139 37H140V36H139ZM155 37L153 38L154 40H155ZM159 37L161 38V36H159ZM159 37H156V38L159 39ZM162 37H164V36H162ZM166 37H165V38H166ZM184 37H185V36H184ZM192 37H193V36H192ZM216 37H218V36H216ZM221 37H222V36H221ZM228 37H229V36H228ZM5 38H6V37H5ZM34 38H35V36H34ZM43 38H44V37H43ZM62 38H63V37H62ZM120 38H121V37H120ZM120 38H119V39H120ZM144 38H143V39H144ZM169 38H170V36H169ZM182 38H183V37H182ZM209 38H210V37H209ZM244 38H245V37H244ZM244 38H243V39H244ZM263 38H264V37H263ZM14 39H15V38H14ZM53 39H54V38H53ZM59 39H61V38H59ZM83 39H84V38H83ZM92 39H94V38H91V37H90V38L85 39V40H83V41H82V39H80L82 42H78V45L75 46V49H76V47H79V46L82 47L81 50H82L83 48H84V49H85V48H87V49L90 48V47H88V46H90L91 44H93V42H91ZM107 39H108V37H107V34H106V36L103 37V38L100 39V40H101V42L104 44V42H106L105 40H107ZM121 39H122V38H121ZM134 39H135V37H134ZM134 39H133V40H134ZM137 39H138V36H137L136 40H134L135 42H134V41H131V43H130V42H128V43L126 42L127 44H123V43H122V44H120L121 47H120L119 45H117V48H118V50H120V52L117 53L116 55H119V56H120L121 58H123V59H122L121 61H119L121 58H120V59L117 58V60H118V61H117V60L114 58L117 62H116V61H112L110 64H108L107 67H106V66L104 67L105 69H103V67L101 66L102 70H104L105 72H103V71H101V70L99 69V70L102 72V74H100V75H96V74H94V75H96V76H95L94 78L92 77L93 79L91 78V80L89 81V82L91 83V89L89 88L90 90H88V91L85 90V91L81 92L80 94L78 93V96H77L76 93H77V92H80V90L83 89L82 87H83L85 84L88 83V85L90 86V83H89V82L86 83V81H83V80H81L80 78H79V79H80L81 81H80L79 79H77V78L79 77L78 74H81V73H79V72H82L83 70L85 71V69H87V67H88L89 65H90V67H94V68H95V66H91V65H92V64L94 65V63H93V62H94L93 58L96 56L95 54H97V53H98V54H97V57H95L97 60H99V59H98L99 57H100V59H101L102 57H104V55H108V54H110V55H108V56H110L109 58H111V56H113V54L116 52V50H114V48L116 49V47L113 48L112 45L109 46V45H107V44H106V45L104 44L103 47L101 48L102 45L100 46L101 43H99V46H100L101 49L96 48L97 50L99 49L98 51L95 50L96 53H92L93 51H91V53H89L90 51H88L86 54H83L82 56L80 55V57H83V58H84L85 55H87V58H92V59H89V60L87 59V60L89 61L88 64H87V63L85 64V62L83 63V61H85V59L82 60V62H79V60H74V62H75V61L79 62L80 65H81L82 67H80V66L77 67L78 65L76 66V64H77L76 62L72 64V63L70 62V58H71L72 56H71V57L69 58V60H68V56H67L68 53H67V55L65 56V57H67L66 60H68V61L72 64V66H75L76 68H75V67L73 68L69 63H67V64H69V65L71 66V68H72L73 71H71V68H70V67H67V66H69V65L66 66L67 68H61V69L65 70L66 72H68V71L70 70V71L72 72V74L70 73L69 75H64L63 77H62V76L60 77V75H63L62 73L67 74L66 72H61V71H60L61 73H60V75H59L58 77L61 78V79H63L65 76H69L68 79H70L71 77H75V79H77V80H75V81H76V84H77L79 81H80L79 84H81V83H83V82L85 83V84H84V83L82 84L83 86L81 85L82 87H81L80 90H79V88H78L79 91H77L76 93H72V92L74 91V89L76 90L77 85L79 86V84L76 85V84L71 83L72 85L70 84V86H67V85L65 86V85H64L65 88H67V87L69 88V87H70L69 90L67 89V92H71V93H69V94L65 91V88H64L62 85H60V84L58 85V83H59L58 80H57L58 82H57L56 84H57V86H62V89H63V90L60 91L61 87H58V88H60V89H59V92H57L58 90L56 91V89H54V88H56V87H54V85L51 86L52 84H50V86H48V85H49V84L47 83L48 80H45L47 74H44V72H46L45 70H48V68H49V67H48L49 64L47 65L44 59H42V60H44V61H41V63H42V62H43V63L45 62V63H44V64H43V63L40 64L39 61H38L39 63L37 62V60H39V59H36V61H34V60L31 58V60L34 61L33 64L36 63L35 65H33V67L36 66V65L38 66V64H39V66H40V65H41V66H40V67L38 66V70L40 71V69H41V70L44 69V72H43V70H42L41 73H42V72H43V73H42V75H40V76H42V83H43V79H44V83H47V84H48V85H46V87H48V88H50V89H47V88H46L47 90L44 89V91H43L40 95H39V92H38V94H37V91H39V90H36V89H38L39 86H40V87H42V86H41V83H40V80H41V79L36 80V78L38 79L39 75H38V76L35 75L36 78L34 77V80H36V84L33 85V88L31 87L32 85L30 84L32 81H34L32 77H31L32 79H29V80H28L29 82H30V80H32V81H31L29 84L27 83V84H28L27 86H30V87H31V88H28V89H32V90H35V91H36V95H35V93H34L35 91H31V92H33V94H34L35 96H34L31 92H30V93L28 92V94H27V91H26V90H28V89H26V90H25V91H26V95H23V96H27V95H29V94H32V95H31V96H27V98H25V100L23 99L24 97H22V99L24 100V101H22V102H23L22 105H20V103H19V104H17L16 106H8V107L5 106V108H4L3 105L0 106V114H1V116H6L8 119L11 118V117H9V115H8L9 112H12V111H13V113H15L14 110H15V109H19V108L22 110V116H20V117H19V115H18V117H16V116H17L16 114H18V113H16V114H13V113H12L13 115L10 113L13 117H14V115H16V116H15L16 119H15V118H14V119L11 118L12 120H8V119H6V117H5V119H3L4 117H2L1 119H3V120L0 119V146H1L3 143H7V144H8V145H7L8 147L5 146L6 144H5V145L3 144V145L5 146V148H8V149H10V150H13V149H15V147H16V145H17L18 147H16V148L20 149L21 146H20V144H18V143H21V142H25V143H26V141H27L28 139L30 140V137L32 136V135L28 134V133H27L28 131H27L25 128H23V127H21L20 129H24L25 131H27V132H26V133H27L26 136L28 135L27 138H26L25 136H24V137H25L26 139H24V137H22L23 135H25V134L22 135V133H23L24 130L22 131V133H21V130H19L20 132L18 133V127L21 125V123H22V122L24 123V121L27 122V121L24 120L23 118H25V116H28L32 111L34 112V111L37 109V107H38V109H39V108L41 107V104H42V106L45 105V104H46V105H47V104H49V105L54 104L53 102H54V99H55V98H56V99L59 98L58 100L61 101V105H62L63 107H62L61 105H60V107H62L61 109H54V108L51 107V110H50V113H49V114H50L49 121H50L51 118H56V117H59L58 119L63 120V118H64L63 116H65V115H67V114H68V115H67L65 118H67L68 116H70V119H69V118L66 119V120H70V121H71V116H72V117H73V116L80 117V118H79L80 120H81V117H82V118H86V117H83V116H85L84 113L87 112V111L90 112V111L94 110V107H95V106H94V107H90V106L88 107V106H85V105H87V104H90V105H91L92 103H93V105H94V103L97 102V101H94V102H93V100H95V99H93V98H94L93 96H95V95H97L98 98H101L100 96H103V95L105 96L104 93L102 94L101 92H97V91H96V90L99 89V88L97 89V86H102V85H104L105 83L108 84V83H110V81L112 82V80H113L114 78H117V77H118V79H116V81H117V80L120 81L119 79H121L124 75L120 74V75H122V76L119 77L120 75H118L117 72H120V73H121L122 71H124V74H125L126 71L128 72V70H129V69H128V70L125 71V69H127L128 67H131V65H133V63L131 62V61H132V60H131L132 57H131V55H129V56L131 57V59H130L129 56H127V54H128L127 51H130V48L132 49V47L137 46V45H138V47H140L141 43H140V42H137ZM163 39H164V38H163ZM211 39H212V38H211ZM220 39H221V38H220ZM223 39H224V38H223ZM259 39H260V38H259ZM1 40H2V39H1ZM12 40H13V39H12ZM32 40H33V39H32ZM63 40H64V38H63ZM80 40H78V41H80ZM98 40H99V38H98ZM100 40H99V41H100ZM131 40H132V39H131ZM138 40H139V39H138ZM145 40H148V39H145ZM160 40H161V39H160ZM215 40H216V39H215ZM226 40H227V38H226ZM226 40H225V41H226ZM231 40H232V39H231ZM237 40H238V39H237ZM60 41H62V40H60ZM60 41H59V42H60ZM68 41H69V40H68ZM89 41H90V42H89ZM163 41H164V40H163ZM207 41H208V40H207ZM263 41H264V40H263ZM263 41H262V42H263ZM0 42H1V41H0ZM62 42H64V41H62ZM109 42H110V41H109ZM151 42H152V40L150 41V43H151ZM227 42H228V41H227ZM233 42H234V41H233ZM5 43H6V42H5ZM43 43H44V42H43ZM45 43H46V45H48L47 42H45ZM65 43H66V42H65ZM65 43H59V44H57V46L61 44V45H60V48H59V49H61L62 44H63V46H65ZM69 43H70V42H69ZM69 43H68V44H69ZM72 43H74V42L72 41ZM107 43H108V42H107ZM117 43H118V42H117ZM129 43H130V44H129ZM143 43H144V41H143ZM154 43H155V42H154ZM209 43H210V42H209ZM263 43H264V42H263ZM1 44H2V43H1ZM50 44H51V43H50ZM55 44H56V43H55ZM68 44H66V46H67ZM75 44H77V43L75 42ZM144 44H145V43H144ZM146 44H147V43H146ZM148 44H149V43H148ZM212 44H213V43H212ZM221 44H222V42H221ZM232 44H233V43H232ZM232 44H231V45H232ZM237 44H238V43H237ZM259 44H260V43H259ZM259 44H258V45H259ZM43 45H45V44H43ZM46 45H45V46H46ZM71 45H72V44H71ZM171 45H172V44H171ZM175 45H176V44H175ZM175 45H174V46H175ZM182 45H183V44H182ZM231 45H230V42H228V43H225V44H222V45H219V46H220L221 48H223V49L226 50V48L230 47ZM240 45H241V44H240ZM21 46H22V45H21ZM28 46H29V45H28ZM35 46H36V45H35ZM41 46H42V45H41ZM45 46H44V47H45ZM69 46H70V45H69ZM92 46H94V45H92ZM118 46H119L120 48H119ZM154 46H155V45H154ZM158 46H159V45H158ZM161 46H164V45L161 44ZM167 46H168V45H167ZM183 46H185V45H183ZM46 47H48V46H46ZM51 47H52V46H51ZM71 47H72V46H71ZM204 47H205V46H204ZM204 47H203V48H204ZM216 47H218V45H217ZM232 47H234V46L232 45ZM260 47H261V48H264V45H261V44H260V45H259V49H260ZM37 48L40 49L39 46H38ZM65 48H66V47H63V49H65ZM67 48H68V47H67ZM136 48H137V47H136ZM147 48H148V47H147ZM155 48H157V47H155ZM169 48H170V47H169ZM203 48H201V49H203ZM210 48H211V47H210ZM235 48H236V47H235ZM39 49H38V50H39ZM43 49H44V48H43ZM43 49H42V50H43ZM46 49H47V48H46ZM63 49H62V52H63ZM71 49H72V48H71ZM75 49L72 50V53H73V51H74V53L77 54V53H76V50H77V52H78V48H77L76 50H75ZM138 49H139V48H138ZM158 49H159V48H158ZM176 49H177V48H176ZM180 49H181V48H180ZM214 49H215V47H214ZM229 49H230V48H229ZM259 49H257V47H256V50H255V51H253V50H254V49H253L251 53H246L247 57H246V55H243V54H245V53H241V55H243V57H244V56H245V57H244V58H243V57L240 58V57L237 56L238 58H236V59H231V58H230L231 56H230V57L228 56V55H230L229 53H231V51H228V53H227L226 51H225V52H222V51L220 52V49H218L219 51H217V52H212L211 55H213V57L209 54V55L211 56V58H205V57H203L204 54H203V56H202L203 58H200V59H199V58H197V59L194 58L196 61L199 62V63H196V65H198V64H200V65H199V66H195V65L192 64L191 66H188L189 69H188V67H187V65H186V67H187V71H186V68L184 69L185 65H184V67L182 66L183 68L180 67L181 64L184 62V61H183L182 63H179L180 66H178V67H179L180 69H179L177 66H175V67L178 68V71H177V72L179 73V75H178V73H176V72H175L176 75H170V74H168V75H164V77H163V78H164L163 83H165V84L163 85V88L160 89V90H159V85H161L162 83L160 82L161 84H159V82H157V83L159 84V85H158V89H157V85H156V86L154 85L155 82L152 83L153 79L155 80V78L153 77V75L151 76V78H153L152 80H151V78H148V79L151 80V82H150V80H148V79L146 78V76H149L150 73H153L154 71L156 72V71L158 70V69H155V68L153 69L152 65L155 64L154 62H156V64L159 63V59H158V62H157V59H156V58H157V57L160 58V57L157 56V55H154V56H153V54H152L150 58H147V55H146V58H144V59H145L144 62L140 61V62H142L143 64L146 63V64L142 65V67H141V63H140V67L142 68V69L140 68V69L142 70L141 72L143 73V71L146 70V68L144 69V67H145V65H147V64L150 65V67L147 65V68L149 67V68H148L149 70L153 69V70H152L153 72L151 71V72L149 73V70H146L147 72H146V71H145V72H146V73H149L148 75H147L146 73H145V74L143 73L144 75H142V74H141V75H140V74H137V75L134 74V75H133V74H128V73H127L126 76L123 77L122 80H125V81L127 80V81H128V79L132 78V79H134V80L136 81V79H138L137 76L143 78L142 80H141V78H140V80L138 79L139 81H145V79H146V82H145V83H147V84H148V82H147V80H148L150 83H152V84L155 86V88H154L153 85H152V86H151V84L149 85V86L152 87V89L154 88V91H153V92H154L155 95L152 93V96H153V95L155 96L154 99H158V100H160L162 97H164L163 99H165V100H166V99H169V102H168L169 107H168V109H165L164 111H158V110H156L155 112H154V109H155V108H152L153 111H150V112H152V114H154V115L150 114V112H149V113L147 112V114L145 113V114L147 115V116L145 115V116H146L145 119H144L143 116H142L143 119H142V118L138 119V118H139V116H138V118H137V119H138L137 122H136V119L133 120V118H132L133 122H132V121H130L129 123H124V122H122V124L119 125V130H123V131L126 130V131H129L130 133H133L132 135H134V133H137V132H139V133H142V132H143V133H144V132H146V131H149V132L147 133V135H148L149 133H151L150 135L152 136V139H153V138H157V137H158L157 135H160V134H161V135L164 136V138L161 136L162 139H160V136H159V138H158L159 140H158V139H153V140L150 139V141L152 140V143H154L155 146L157 145V146L160 148V150H162L161 148H164V149L168 148V150H169V147H174V145H176L175 147H180V146L190 145V144H191L190 146H192V143H194V145H196V144H195L196 142H199V143H200V141H201V143L203 142L204 144H205V142H209V145H211L212 148H211L210 146H208L209 148H208V147H205V149L208 148V149H206V150H208V154H210L209 151H210V150L212 151L213 148H214V149H213L212 152H215V151H216L215 148L217 147V150H218V145H219V144L221 145V143H218V142H219V141H218L217 144H216V140H218V139H216V138L214 139V138H213V136L215 137V135L210 136L211 133H209L210 135L204 134V133L206 132V130H209V129H210V124H208V126H207V125L205 126L204 123L202 122L204 126H200V125H199L200 127H202V128L199 127L200 129H195V128L191 127L190 124H192V123H191V119H189L190 116L188 117L186 114L183 115V114H182L183 111L180 110V109L183 107V105H184L185 103H184V104L181 103V106L177 107V105H176V103H175V95L177 94V95H176V97H177L179 94L182 93V92H180L181 90L178 88V86L181 85V83H182V85L185 84L186 82L189 83V81H190V82H193V81H196V80H203V81H204V80L209 79V78L211 77V75L213 76V73H214L213 71H214V69H216V68L213 66L212 68H214V69H213V71H211V67L208 66V65L212 66V65L210 64V62L212 61V58L217 57L216 59H218L219 57H221V58L223 57V61H224V62H231L230 64H229V63H226L227 65L229 64V65L227 66L229 69L226 68V66H225L226 64H225V65L223 64V65L225 66V68H223V67H224L223 65H219V64H218V68L222 67L224 70L227 69L228 71H227V70H226V72H225V71H224V72L222 71V75H221V73H219V72H221L220 70H223V69L221 68V69L215 70V71H216V72H215V75H217V74L219 73L218 75H221V76H220V77L217 76V78L219 77L218 79H220V78L223 79V78L225 77V74H227V77H228V78H226L227 81H226V80L224 81V80H222V79L218 80L217 78H215V79H217V81L214 79L215 82H217V83H215L216 85H218V83H221V84H220L221 86H222V84H224V86L226 87V85L228 84L227 87H231L230 84H231V85H236V86L239 85V84H240V85H241V84H250V85H252L253 87L255 86V88L257 87V88H260V89H263V90H264V69H263V70L261 69L260 74L257 73L255 76H253V75H251V74H249V73L246 74V70L244 69L245 67L248 68L249 66H250V67H253V66H254L252 63H251V64H252L253 66H251V64H250L249 66L247 65L248 63H250V61H253V59L255 58L254 56L259 55L261 52H262V56H263V54H264V51H263V50H264V49H263L262 51H261V49H260V50H259ZM11 50H12V49H11ZM29 50H30V49H29ZM40 50H41V49H40ZM69 50H70V49L68 48V51H69ZM79 50H80V49H79ZM81 50H80L79 52H81ZM118 50H117V51H118ZM140 50H141V48H140ZM159 50H160V49H159ZM163 50H164V48H163ZM215 50H216V49H215ZM215 50H213V51H215ZM231 50H232V49H231ZM13 51H14V50H13ZM43 51H44V50H43ZM45 51H47V50H45ZM60 51H61V50H60ZM65 51H67V50H65ZM84 51H85V50H83L82 52H84ZM86 51H87V50H86ZM157 51H158V50H157ZM161 51H162V50H161ZM167 51H168V50H167ZM173 51H174V50H173ZM192 51H193V50H192ZM203 51H204V49H203ZM203 51H202V52H203ZM209 51H210V49H209ZM223 51H224V50H223ZM7 52H8V51H7ZM23 52H24V51H23ZM31 52H32V51H31ZM39 52H40V51H39ZM70 52H71V51H70ZM82 52H81V53H82ZM102 52H103V53H102ZM162 52H163V51H162ZM246 52H247V51H246ZM21 53H22V52H21ZM28 53H29V52H28ZM42 53H43V52H42ZM42 53H41V54H42ZM49 53H50V52H49ZM55 53H57V52H55ZM72 53H71V54H72ZM74 53H73V54H74ZM126 53H127V54H126ZM129 53H130V52H129ZM147 53H148V52H147ZM151 53H152V52H151ZM159 53H160V52H159ZM166 53H167V52H166ZM177 53H178V52H177ZM184 53H185V52H184ZM205 53H206V52H205ZM207 53H208V52H207ZM8 54H9V53H8ZM26 54H27V53H26ZM33 54H34V53H33ZM41 54H40L38 57H40ZM44 54H47V53L44 52ZM44 54H43V55H44ZM58 54H59V53H58ZM60 54H61V53H60ZM71 54H70V55H71ZM91 54H94L95 56H94V55H91ZM156 54H157V53H156ZM170 54H171V53H170ZM237 54H238V53H237ZM6 55H7V54H6ZM10 55H11V54H10ZM28 55H29V54H28ZM52 55H53V53H52ZM194 55H196V54H194ZM194 55H193V56H194ZM198 55L200 56V54H198ZM198 55H196V56H198ZM231 55H232V54H231ZM21 56H22V55H21ZM29 56H30V55H29ZM34 56H35V55H34ZM48 56H50V54H49ZM59 56H60V55H59ZM59 56L57 57V54H56V58H57V59H61V60H59L60 63H59V62H58V63H59V64L62 63V65L65 67L64 64H66V63L61 62V61L65 60L64 54H63V55L61 54L62 57H60V58H59ZM75 56H77V55H75ZM78 56H79V55H78ZM88 56H89V57H88ZM98 56H99V57H98ZM114 56H115V55H114ZM119 56H118V57H119ZM139 56H140V55H139ZM142 56H143V55H142ZM152 56L154 57V59H153ZM155 56H157V57H155ZM175 56H176V55H175ZM183 56H184V55H183ZM193 56H191V57H193ZM196 56H195V57H196ZM199 56H198V57H199ZM227 56L230 58V60H228V57H227ZM22 57H23V56H22ZM35 57H36V56H35ZM35 57H34V59H35ZM43 57H45V55H44ZM43 57H42V58H43ZM46 57H47V56H46ZM80 57H74V59H75V58H76V59H78V58L81 59ZM115 57H116V56H115ZM166 57H167V56H166ZM171 57H172V55H171ZM179 57H180V56H179ZM181 57H182V56H181ZM200 57H201V56H200ZM224 57H225V58H224ZM226 57H227V59H226ZM235 57H236V55H235ZM260 57H261V56H260ZM40 58H41V57H40ZM52 58H53V56H52ZM83 58H82V59H83ZM95 58H94V59H95ZM104 58H105V57H104ZM104 58L101 59V60L104 61V60L106 59V58H105V59H104ZM140 58H141V56H140ZM142 58H143V57H142ZM151 58H152V59H151ZM12 59H13V58H12ZM45 59L47 60L48 58H45ZM62 59H63V60H62ZM96 59H95V60H96ZM147 59H148V62H145V61H147ZM186 59H187V58L185 57V61H186ZM258 59H259V58H258ZM258 59H257V60H258ZM23 60H24V59H23ZM49 60H50V59H49ZM55 60H56V59H55ZM71 60H72V59H71ZM133 60L136 61L135 58H134ZM137 60L139 61V58H138ZM181 60H182V59H181ZM187 60H188V59H187ZM189 60H191V59H189ZM189 60H188V61H189ZM255 60H256V58H255ZM10 61H11V59H10ZM12 61H13V60H12ZM18 61H19V60H18ZM52 61H53V60H52ZM57 61H58V60H57ZM80 61H81V60H80ZM103 61H102V62H103ZM106 61H107V60H106ZM138 61H136L135 63H138ZM169 61H170V60H169ZM196 61H194V64H195ZM223 61H221V62L224 63ZM47 62H51V60H50V61L47 60ZM72 62H73V61H72ZM97 62H99V61H97ZM97 62H96V65H97ZM102 62L99 63V64H100V65H104ZM129 62H130V63H129ZM191 62H193V58H192ZM221 62H220V63H221ZM255 62H256V61H255ZM37 63H38V64H37ZM63 63H64V64H63ZM81 63H83V64H81ZM90 63H91V64H90ZM107 63H108V62H107ZM131 63H132V64H131ZM184 63H185V62H184ZM215 63H216V62H215ZM215 63H214V64H215ZM16 64H17V63H16ZM84 64H85V65H84ZM129 64H131V65H129ZM138 64H139V63H138ZM156 64H155V65H156ZM174 64H175V63H174ZM185 64H186V63H185ZM187 64H189V63H187ZM216 64H217V63H216ZM256 64H257V63H256ZM11 65H12V64H11ZM28 65H29V64H28ZM31 65H32V64H31ZM83 65H84V67H83ZM105 65H106V64H105ZM155 65H154V67H155ZM163 65H164V64H163ZM175 65H176V64H175ZM177 65H178V63H177ZM244 65H245V67L243 68L244 70L242 69V71H243V73H242L241 68H242ZM262 65H263V64H262ZM37 66H36V68H37ZM85 66H87V67H85ZM97 66H98V65H97ZM97 66H96V67H97ZM134 66H135V65H134ZM143 66H144V67H143ZM161 66H162V65H161ZM161 66H160V68H159V64H158V66H156V67H158L159 69L164 68V67H161ZM165 66H166V65H165ZM194 66H195V67H194ZM216 66H217V65H216ZM255 66H256V65H255ZM98 67H99V66H98ZM132 67H133V66H132ZM132 67H131V68H132ZM173 67H174V65H173ZM173 67H170L171 70H172ZM191 67H192V69H191ZM193 67H194V68H193ZM27 68H28V67H27ZM27 68H26V69H27ZM53 68H54V67H53ZM56 68H57V67H56ZM56 68H55V69H56ZM167 68H168V67H167ZM177 68H176L175 70H177ZM247 68H246V69H247ZM253 68H255V67H253ZM253 68H252V69H253ZM29 69H30V68H29ZM33 69H34V68H33ZM33 69H32V70H33ZM57 69H58V68H57ZM61 69H60V70H61ZM91 69H92V68H90V70H91ZM133 69H134V68H133ZM133 69H132V70H133ZM140 69H139V71H140ZM173 69H174V68H173ZM181 69H182V70H181ZM190 69H191V70H190ZM238 69L240 70L239 73H238V71H239ZM3 70H4V69H3ZM38 70H37V71H38ZM49 70H51V69H49ZM52 70H54V69H52ZM63 70H62V71H63ZM94 70H95L94 73H96V71H98V70H96V69H94ZM135 70H136V69H135ZM164 70H165V69H164ZM171 70H170V71H171ZM188 70H189V71H188ZM249 70H250V69H249ZM24 71H25V70H24ZM28 71H29V70H28ZM39 71H38V73L40 74ZM55 71H57V70H55ZM70 71H69V72H70ZM84 71H83V72H84ZM86 71H88V70H86ZM130 71H131V70H130ZM130 71H129V72H130ZM133 71H134V70H133ZM133 71H131V72H133ZM162 71H163V70H162ZM165 71H166V70H165ZM167 71H168V70H167ZM167 71H166V72H167ZM170 71H169V72H170ZM179 71H180V72H179ZM181 71H185V74H184L183 72H181ZM217 71H219V72L217 73ZM244 71H245V73H244ZM256 71H257V70H256ZM51 72H52V71H51ZM51 72H50V73H51ZM57 72H58V71H57ZM69 72H68V73H69ZM74 72H75V74L77 75V78H76ZM77 72H78V73H77ZM83 72H82V73H83ZM106 72H107V73H106ZM114 72H116V73H114ZM134 72H135V71H134ZM136 72H137V71H136ZM141 72H139V73H141ZM155 72H154V73H155ZM173 72H174V71H173ZM212 72H213V73H212ZM34 73H36V71H34ZM47 73H48V72H47ZM52 73H53V72H52ZM52 73H51V74H52ZM58 73H59V72H58ZM99 73H100V72H99ZM99 73H98V74H99ZM113 73H114V74H113ZM122 73H123V72H122ZM154 73H153V74H154ZM156 73H157V72H156ZM181 73H183V74L181 75ZM223 73H224V75H223ZM240 73H242V74H240ZM253 73H254V72H253ZM14 74H15V73H14ZM28 74H29V73H28ZM43 74L46 75V76L44 77ZM87 74H88V73H87ZM160 74H161V73H159V75H160ZM245 74L248 75V76H244ZM20 75H21V74H20ZM25 75H26V74H24V76H25ZM32 75H33V74H32ZM32 75H31V76H32ZM57 75H58V74H57ZM70 75H71V77H70ZM72 75H73V76H72ZM88 75H89V74H88ZM127 75H128V76H127ZM129 75H131V76H129ZM145 75H146V76H145ZM150 75H151V74H150ZM215 75H214V77H215ZM228 75H229V76H228ZM17 76H18V75H17ZM28 76H30V75H28ZM51 76H53V80H52V81L54 82V79H56V77H57V76H56V73H55V75L52 74ZM51 76H47V79H49ZM54 76H56V77H54ZM84 76H87V75H84ZM92 76H93V75H92ZM135 76H136V78H134ZM154 76H155V74H154ZM10 77H12V75H11ZM10 77H9V78H10ZM22 77H23V76H20V78H22ZM149 77H150V76H149ZM161 77H162V74H161ZM208 77H209V78H208ZM40 78H41V77H40ZM65 78H66V77H65ZM163 78H160V77H159V80H158V77H156L157 81H161V79H163ZM11 79H12V78H11ZM26 79H28V77H27ZM51 79H52V77H51ZM57 79H58V78H57ZM49 80H50V79H49ZM59 80H60V79H59ZM64 80H66V79H64ZM72 80H73V79H72ZM78 80H79V81H78ZM85 80H86V79H85ZM138 80H137V81H138ZM67 81H68V80H67ZM116 81H115V82H116ZM118 81H117V82H118ZM125 81H124V82H125ZM155 81H156V80H155ZM38 82L40 83V85H38V84H39ZM48 82H49V81H48ZM55 82H56V81H55ZM70 82H72V81H70ZM120 82H121V81H120ZM124 82H122V84H124ZM128 82H129V81H128ZM131 82H132V81H131ZM183 82H184V83H183ZM2 83H3V82H2ZM62 83H64V82H62ZM67 83H68V82H67ZM112 83H114V82H112ZM118 83H119V82H118ZM118 83H117V84H118ZM157 83H156V84H157ZM25 84H26V83H25ZM32 84H33V83H32ZM54 84H55V83H54ZM56 84H55V85H56ZM64 84H65V83H64ZM115 84H116V83H115ZM122 84H121V85H122ZM135 84H138V83H135ZM35 85L38 86V87H36V88L34 89ZM68 85H69V84H68ZM88 85H87V86H88ZM108 85H109V84H108ZM112 85H114V84H112ZM119 85H120V84H119ZM132 85H133V84H131V86H132ZM142 85H143V84H142ZM75 86H76V88H75ZM87 86H86V87H87ZM89 86H88V87H89ZM105 86H106V85H105ZM114 86H115V85H114ZM123 86H124V85H123ZM123 86H122V87H123ZM128 86H129V85H128ZM128 86H126V84H125V87H128ZM131 86H130V87H131ZM140 86H141V85H140ZM140 86L138 85V88H140ZM143 86H144V85H143ZM243 86H244V85H243ZM14 87H15V86H14ZM51 87H52V89H51ZM79 87H80V86H79ZM106 87H107V86H106ZM125 87H124V88H125ZM135 87H137V86H135ZM146 87H148V85H147ZM161 87H162V85H161ZM161 87H160V88H161ZM179 87H180V86H179ZM216 87H217V86H216ZM4 88H5V87H4ZM44 88H45V86H44ZM58 88H57V89H58ZM71 88H73V90H72ZM84 88H85V87H84ZM95 88H96V89H95ZM110 88H111V87H110ZM115 88H116V87H115ZM117 88H118V86H117ZM124 88H122V89H124ZM149 88H150V87H149ZM178 89L180 90V91H179L180 93L178 92ZM71 90H72V91H71ZM101 90H102V89L100 88L99 91H101ZM106 90H107V89H106ZM139 90H142V89H139ZM139 90H138V91H139ZM143 90H144V92H149V91H150V90L147 91L146 89H143ZM195 90H196V91H192L195 95H196V94H201L202 92H204V90H203V89H200V88L195 89ZM202 90H203V91H202ZM28 91H29V90H28ZM41 91H42V90H41ZM41 91H40V92H41ZM102 91H103V90H102ZM110 91H111V90H110ZM117 91H118V92H117ZM124 91H125V90H124ZM126 91H127V90H126ZM130 91H131V90H130ZM136 91H137V90H136ZM207 91H208V90H207ZM207 91H206V92H207ZM74 92H75V91H74ZM105 92H106V91H105ZM131 92H132V91H131ZM134 92H135V90H134ZM134 92H132V93H134ZM139 92H140V91H139ZM206 92H204V94H206ZM12 93H13V92H12ZM109 93H110V92H109ZM109 93H108V94H109ZM114 93H115V90H114ZM122 93H123V90H122V92H120V90H116V93H115V94H118L117 97H119V96H120L119 94H122ZM126 93L129 94V92H126ZM135 93H136V92H135ZM150 93H151V92H150ZM150 93H149V94H150ZM183 93H184V92H183ZM230 93H231V92H230ZM250 93H251V92H250ZM252 93H253V92H252ZM8 94H9V93H8ZM70 94H71V95H72V94H76V95H75L76 98H75L74 95H73L74 98H73V99H70V98H69V97L71 96ZM98 94H99V95H98ZM101 94H102V95H101ZM112 94H113V92H112ZM142 94H144V93H142ZM147 94H148V93H147ZM147 94H145V95L147 96ZM149 94H148V95H149ZM11 95H13V94H11ZM110 95H111V94H110ZM110 95H109V96H110ZM113 95H114V94H113ZM125 95H126V94H125V92H124V94H122V96H124L123 99H125ZM129 95H130V94H129ZM129 95H128V97H129ZM135 95H137V94H135ZM138 95H139V94H138ZM140 95H141V94H140ZM145 95H144V96H145ZM206 95H208L207 97H209V98L206 97L205 100L210 101L211 99H215L216 97H218V98H221V101H222L224 104H226L227 107L234 106V105H233L234 102H237V101H238V102H241L240 104L238 103L239 106H238V104L236 105V109H238V108L240 109V108L242 107L241 110L244 108L243 105H245V104L247 105L248 102H245L246 100L249 101V100H251L252 98H253V100H255V99L257 98V96H255V94H254L253 96H251V95H250V96H249V95L247 96V95H245V94H240V95H238V96H237V95H233V96H232V94H231V95H230V94H225V95H222V96H221L220 94H217V92H212V91H208V93H207ZM256 95H259V97H261V96L264 97L263 91H262V93L259 92V94H256ZM68 96H69V97H68ZM142 96H143V95H142ZM142 96H141V97H142ZM144 96H143V97H144ZM156 96H157V97H156ZM106 97H107V96H106ZM106 97H104V98H106ZM130 97H131V96H130ZM143 97H142V99H144ZM180 97H182V96L180 95ZM8 98H10V97H8ZM90 98L92 99V102H91V99H90ZM108 98H110V97H108ZM111 98H113V97H111ZM111 98H110V99H111ZM119 98H120V97H119ZM146 98H147V97H146ZM146 98H145V99H146ZM183 98H184V97H183ZM254 98H255V99H254ZM110 99H109V100H110ZM129 99H130V98H129ZM134 99H135V98H134ZM140 99H141V98H140ZM147 99H148V101H146ZM147 99L144 100V102L146 101V102H145L146 104H148L147 102L150 101L151 97H150V99H149V97H148ZM152 99H153V98H152ZM154 99H153V100H154ZM178 99H179V98H178ZM209 99H210V100H209ZM229 99H230V100H229ZM248 99H249V100H248ZM89 100H90V101H89ZM102 100H103V97H102ZM127 100H128V99H127ZM135 100H136V99H135ZM189 100H190V99H189ZM216 100H217V98H216ZM228 100H229V101H228ZM253 100H252V102H253ZM257 100H258V99H257ZM257 100H255V101H257ZM55 101H56V100H55ZM106 101H108V100H106ZM111 101H112V100H111ZM122 101H123V100H122ZM140 101H141V100H140ZM161 101H162V99L160 100V102H161ZM201 101H204V100H201ZM255 101H254V102H255ZM261 101H263V98H262ZM261 101H260V102H261ZM56 102H57V101H56ZM123 102H124V101H123ZM127 102H128V101H127ZM138 102H139V101H138ZM142 102H143V101H142ZM154 102H155L156 104H158V103H157V100H154ZM158 102H159V101H158ZM160 102H159V103H160ZM184 102H185V101H184ZM69 103H70V104H69ZM81 103H82V105H83V104H85V105L82 106ZM97 103H98V102H97ZM97 103H96V104H97ZM102 103H103V102H102ZM104 103H105V101H104ZM107 103H108V102H107ZM119 103H121V102H119ZM125 103H126V102H124L123 104H125ZM150 103H151V102H150ZM203 103H205V101H204ZM255 103H257V102H255ZM261 103H262V102H261ZM75 104H76V105H75ZM77 104H78V105H77ZM98 104H99V103H98ZM108 104H109V103H108ZM110 104H112V103H110ZM110 104H109V105H110ZM140 104H141V103H139V105H140ZM152 104L154 105L153 102H152ZM177 104H178V103H177ZM205 104H206V103H205ZM252 104H253V103H252ZM0 105H1V104H0ZM4 105H5V104H4ZM38 105H39V106H38ZM46 105H45V106H46ZM93 105H92V106H93ZM112 105H114V104H112ZM121 105H122V104H121ZM127 105H128V104H127ZM142 105H143V104H142ZM148 105H149V104H148ZM185 105H186V104H185ZM187 105H188V104H187ZM246 105H245V107H246ZM74 106H75V107H74ZM77 106H78V107H77ZM99 106H100V105H99ZM107 106H108V105H107ZM107 106H106V107H107ZM116 106H117V105H116ZM128 106H129V105H128ZM136 106H137V105H136ZM140 106H141V105H140ZM145 106H147V105H145ZM200 106H201V105H200ZM237 106H238V108H237ZM247 106H248V105H247ZM252 106H253V105H252ZM1 107H2V108H1ZM119 107H120V106H119ZM121 107H122V109H123V106H121ZM124 107H126V106L124 105ZM129 107H130V106H129ZM129 107H128V109H129ZM142 107L144 108V105H143ZM142 107H141V108H142ZM148 107H150V106H148ZM184 107H185V106H184ZM187 107H188V106H187ZM227 107H226L225 111H223V112H226V111L228 110ZM63 108H66V111H65ZM117 108H118V107H117ZM131 108L134 109L135 106H134V107H131ZM136 108H137V107H136ZM139 108H140V107H139ZM141 108H140V109H141ZM143 108H142V109H143ZM156 108H157V107H156ZM234 108H235V107H234ZM34 109H35V110H34ZM62 109L64 110V112H66L65 115H62V114H63ZM96 109H97V108H96ZM112 109H114V108H112ZM124 109H125V108H124ZM124 109H123V110H124ZM126 109H127V108H126ZM140 109H139V111L142 110V109H141V110H140ZM152 109H150V110H152ZM178 109H179V110H178ZM220 109H222V108H220ZM223 109H224V108H223ZM223 109H222V110H223ZM249 109H250V108H249ZM119 110H120V109H119ZM130 110H131V109H130ZM130 110H129V112L133 111V110H131V111H130ZM143 110H144V111H143ZM143 110H142V113L145 112V108H144ZM146 110H147V109H146ZM160 110H161V109H160ZM189 110H191V109H189ZM231 110H234V109H231V108H230L228 111H231ZM244 110H245V109H244ZM246 110H247V109H246ZM104 111H105V110L103 109V112H104ZM120 111H121V110H120ZM125 111H126V110H125ZM228 111H227V112H228ZM237 111H238V110H237ZM255 111H256V110H255ZM263 111H264V110H263ZM38 112H39V111H38ZM105 112H106V111H105ZM136 112H138V111L136 110ZM153 112H154V113H153ZM200 112H203V111H200ZM221 112H222V111H220L219 114L224 115V114L221 113ZM92 113H93V112H92ZM111 113H112V112H111ZM111 113H110V114H111ZM116 113H117V112H116ZM122 113H124V111H123ZM132 113H133V112H132ZM187 113H188V111H187ZM190 113H191V112H190ZM239 113H240V111H239ZM243 113H244V112H243ZM3 114H4V115H3ZM47 114H48V113H47ZM82 114H84V115H82ZM86 114H88V113H86ZM90 114H91V113H90ZM7 115H8V116H7ZM91 115H92V114H91ZM105 115H106V114H105ZM129 115H130V113H129ZM140 115H142V114L140 113ZM190 115H192V114H190ZM236 115H237V114H236ZM245 115H246V114H245ZM61 116H62L63 118H61ZM92 116H93V115H92ZM102 116H104V115H102ZM199 116H200V115H199ZM202 116H203V115H202ZM77 117H75V118H73V119L76 120ZM97 118H98V117H97ZM135 118H136V117H135ZM191 118H192V117H191ZM243 118H245V117H243ZM42 119H44V120L46 121V119H48V115H47V116H42V117L37 118V119H36V122L33 123V124H34V125H35V124H36V125H39V120H42ZM73 119H72V120H73ZM86 119H87V118H86ZM126 119H127V118H126ZM222 119H223V117H222ZM22 120H24V121H22ZM44 120H43V122H45ZM52 120L55 121V119H52ZM64 120H65V119H64ZM64 120H63V121H64ZM97 120H98V119H97ZM139 120H140V121H139ZM214 120H215V119H214ZM257 120H258V119H257ZM34 121H35V120H34ZM63 121H62V123H63ZM138 121H139L140 127H139V128H138V127L136 128V125H137V124L135 125V122L138 123ZM189 121H190V124H189ZM195 121H196V120H195ZM218 121H219V120H218ZM262 121H263V120H262ZM41 122H42V121H40V123H41ZM73 122H74V121H73ZM76 122H77V121H76ZM76 122H75V123H76ZM81 122H83V120H82ZM98 122H99V121H98ZM125 122H126V121H125ZM127 122H128V121H127ZM156 122H157V123H156ZM214 122H215V121H214ZM214 122H213V123H214ZM37 123H38V124H37ZM48 123H50V122H45L44 124H45V125H48ZM70 123H71V122H70ZM92 123H93V122H92ZM95 123H97V122H95ZM120 123H121V122H120ZM158 123H159V124L161 123V124L157 127V125H155V124H158ZM195 123H196V122H195ZM195 123H194V124H195ZM197 123H198V121H197ZM202 123H201V124H202ZM209 123H210V120H209ZM213 123H211V124L213 125ZM246 123H247V122H246ZM73 124H74V123H73ZM73 124H72V125H73ZM79 124H80V123H79ZM83 124H84V123H83ZM114 124H115V123H114ZM139 124H138V125H139ZM226 124L228 125V123H225V122H224V123H221L222 126H225ZM232 124H233V123H232ZM260 124H261V123H260ZM263 124H264V123H262V125H263ZM23 125H24V124H23ZM29 125H30V124H29ZM31 125H32V124H31ZM36 125H35V126H36ZM41 125L44 126L43 124H41ZM41 125H40V127H41ZM75 125H76V124H75ZM97 125H98V123H97ZM109 125H110V124H109ZM138 125H137V126H138ZM153 125H155L156 127H155V126H154V127L157 128V129L153 128ZM189 125H190V126H189ZM212 125H211V126H212ZM214 125H217V124L214 123ZM214 125H213V126H214ZM221 125H220V126H221ZM237 125H239V124H237ZM248 125H249V124H248ZM254 125H255V124H254ZM25 126H27V125H25ZM35 126H34L33 128H36ZM70 126H71V125H70ZM90 126H91V125H90ZM98 126H99V125H98ZM106 126H107V125H106ZM196 126H197V124H196ZM213 126H212L211 128L213 129V132H214V129L216 128V126H215V128H213ZM218 126H219V122H218L217 127H218ZM220 126H219V127H220ZM233 126H234V125H233ZM242 126H243V125H242ZM31 127H32V126H31ZM40 127L38 126L36 129H38V128H40ZM48 127H49V126H48ZM48 127L45 126V127H43V129L46 128V129H47V132H48V130H50V128L48 129ZM53 127H55V126H53ZM86 127H87V126H86ZM102 127H103V126H102ZM114 127H115V126H113V128H114ZM117 127H118V126H117ZM151 127H152V130H149L148 128L151 129ZM197 127H198V126H197ZM207 127H209V128H207ZM225 127H226V126H225ZM229 127H230V124H229ZM229 127H228V128H229ZM235 127H236V126H235ZM251 127H253V126H251ZM262 127L264 128V126H262ZM33 128H32V129H33ZM76 128H77V127H76ZM94 128H95V127H94ZM228 128H227V129H228ZM231 128H232V127H231ZM255 128H256V127H255ZM259 128H260V127H259ZM32 129H30V130H31V131H29L30 133L33 131ZM36 129H34V130H36ZM40 129H41V131H43L42 128H40ZM40 129H38V130H36V131H39V132H40ZM46 129H45L44 131H46ZM56 129H57V127H56ZM97 129H98V128H97ZM101 129H102V128H101ZM117 129H118V128H117ZM146 129H148V130H146ZM212 129H211V130H212ZM218 129H219V128H218ZM28 130H29V128H28ZM57 130H58V129H57ZM59 130H60V129H59ZM59 130H58V132H59ZM76 130H78V129H76ZM80 130H81V129H80ZM119 130H118V131H119ZM219 130H220V129H219ZM224 130H226V129L224 128ZM224 130H223V131H224ZM231 130H232V129H231ZM231 130H229V131H231ZM235 130H236V129H235ZM243 130H244V129H243ZM243 130H242V131H243ZM25 131H24V133H25ZM36 131H34V132H36ZM50 131H51V130H50ZM66 131H67V130H66ZM82 131H83V130H82ZM82 131H79V134H80V132H82ZM93 131H94V130H93ZM112 131H113V130H112ZM209 131H210V130H209ZM209 131H208V132H209ZM221 131H222V130H221ZM237 131H238V130H237ZM240 131H241V130H240ZM244 131H245V130H244ZM39 132H37V134H41V132H40V133H39ZM47 132H45V133H47ZM96 132H97V131H96ZM211 132H212V131H211ZM263 132H264V131H263ZM50 133H51V132H50ZM62 133H63V132H62ZM130 133H129V134H130ZM139 133H138V135H139ZM143 133H142V134H143ZM214 133H215V132H214ZM217 133H218V132H217ZM217 133H215V134H217ZM255 133H256V132H255ZM18 134H19V135H18ZM20 134H21V136H20ZM32 134H33V133H32ZM37 134L35 133L32 137H34V136H35V137H39L40 135L36 136ZM74 134H75V133H74ZM79 134H78V135H79ZM83 134H84V133H83ZM88 134H89V133H88ZM92 134H93V133H92ZM145 134H146V133H145ZM212 134H213V133H212ZM234 134H236V133H234ZM234 134H229V135H232V136H233ZM41 135H44V132H43V134H41ZM47 135L49 136V133L46 134V136H47ZM50 135H52V134H50ZM147 135H146V136H147ZM205 135H206V136H205ZM218 135H219V134H218ZM240 135H241V134H240ZM251 135H252V134H249V136H251ZM254 135L257 136L256 134H254ZM254 135H253V138H254ZM261 135H262V137H261L257 142H259V141H261V142L264 141V134H260V136H261ZM18 136H20V137H18ZM126 136H127V135H126ZM143 136H144V135H143ZM146 136H145V137H146ZM155 136H156V137H155ZM207 136H210V137H212V138H209V137H207ZM221 136H222V135H221ZM223 136H224V134H223ZM235 136H236V135H235ZM238 136H239V135H237L236 139H233L234 144H232L233 142L231 143V141H230L229 145H228V143H227V144L224 143V144L227 145V146L230 147V148H231V146H234V145H235V147H236V144H237V143L241 144L240 142L244 140L242 137H241V138H242L243 140H241V138H239ZM21 137H22V139H24V141L21 139ZM44 137H45V136H44ZM81 137H82V136H81ZM124 137H125V136H124ZM124 137H123V138H124ZM141 137H142V136H141ZM148 137H149V135H148ZM202 137H205V139H204V138L202 139ZM219 137H220V135H219ZM219 137H217V138H219ZM244 137H245V135H244ZM258 137H259V136H258ZM72 138H73V137H72ZM75 138H77V137L75 136ZM75 138H73V139H71V140H70V139L68 140V138H67V140L70 141V142H66L67 144H66L65 146H63V148L60 147V149L62 148L61 150L58 148L59 150L57 149L58 151H56V152L54 151L55 153H54V152H51V151H53V150H50V149H49V150H50V152H49V150H47L49 147L42 146V147H44L43 149H46V150H42V153H43L44 155L40 152L41 156H40V155H39V156L42 157L44 160L47 159V160H46L47 162H49V160H50L51 162H53V163H49V164L46 163V164L48 165L47 167H46L45 164H44V167H45L46 169H45V168L43 169V171H44V170H45V171L42 173V175L39 174V176H41L40 179L42 178L44 183H45V182H46V183H52V182L54 183V182H55V179H57V176H58V175H60L61 177H64V180H65V178H66V181L69 180V182H71L72 180L77 181V180L75 179V177H76V178L78 177V175H79V173L81 172V170H82V171H83V170L86 171V169H84V168L82 169V168H81V167H83V165L85 164V161H84V160H85L86 158H87V159L90 158V160L88 161V163H87V161H86V164L90 165L91 167H94V166H95V167H94V169H93V168L91 169L90 166L88 167V165H87V166L84 165V167L86 166V168H87V167L89 168V169L87 168V170H88L89 172H88V171H86V172L84 171L86 174H87V172H88V174L85 175L86 177L84 176V177H85V182L89 181V182H92V183H98V182H99V183H100V182L102 183V182L105 181V183H106V181L108 180V184H109V183L115 184L116 186H112V187H116V189L118 188V189H121V191H122V188L124 189V188L127 186V185H125V183H126L128 180H129V182H130V179H128V177H132V176H130L131 174H132V175H134L135 173L138 174V171L135 170V169H133L134 172H135V173H133V172H132V169L130 168V169H131V173H130V175H129V172H130L129 169L127 170V171H129V172H127L126 169H123L124 171L121 169V165L118 164V163H120V162H119V158H120L122 155H121V156L119 155L120 157H117V156H116L117 159H114V160H117V161H116L115 163H113L114 160L111 161V159H113V157H115V156H109V157H110V159H109V157L107 156V157H108V158H107V157L105 156V154H104L103 156L105 157L106 162H108L107 160L109 159V163H108V165L110 164V165H109L110 168H112V167H111L112 165H113V168H115V166H118L119 171H117V167H116V168H115L116 170L113 169V170H114V173H115L116 171H117V172H120V170H121L122 172H126V173H128L127 175H126V173L123 175L122 172H121L122 174H119V175H118V173H115V174L113 173L114 175L111 174V173H112V171H111L112 169H109V167L107 168L106 166H108V165L104 166V165L106 164V162H105V163H102V161H101V162L98 161V160H100V159H103V160H104V158L101 156L102 154L99 156L98 154L94 153V152H99V151H97V150H98V149L101 150L102 148H104V151L107 153V151H108V152L110 151V150H109V149H110L109 146H108L107 144H105V145L108 146V149H107V147L105 148L104 145H103V147H102V146H99L98 143H97V144H96V143H94V144H90V142H89L90 147H89L88 145H86V143H85V145H86L87 147L85 148V145H84L83 149H84V151H85V149H86V150L90 149L89 152H91L90 155L92 154V156H89V157H88V155H86L87 157H86L85 159L81 157V159H80L81 166H79V165H80V164H79V165H78L79 167H77V168H81V170H80V169H76V168H75V167H76V166H75L76 164L73 165L74 162H70V160H71V158H73V156H74L75 154H76V155L79 154L78 152H77V153H75V152H76V150H77L80 146H82V145L84 144V141H83V144H82V143H80V142L82 141V140L80 139V137H78V139H80L81 141L78 140V139H75ZM109 138H111V137H109ZM225 138H226V137H225ZM237 138H239L240 141H239ZM246 138H247V137H246ZM246 138H245V140L243 141V143L245 142V145L248 144L247 142H250L249 140H252V139H250L251 137L248 138L249 140H248V139L246 140ZM17 139H18V140H17ZM49 139H51V138H49ZM97 139H99V138H97ZM105 139H106V138H105ZM125 139H126V138H125ZM131 139H132V138H131ZM137 139H138V138H137ZM140 139H141V138H140ZM142 139H143V138H142ZM147 139H148V138H147ZM147 139H146V140H147ZM21 140H22V141H21ZM29 140H28V141H29ZM53 140H54V139H53ZM67 140H66V141H67ZM83 140H84V139H83ZM121 140H122V139H121ZM123 140H124V139H123ZM138 140H139V139H138ZM148 140H149V139H148ZM220 140H221V139H220ZM227 140H228V139H227ZM229 140H230V139H229ZM231 140H232V139H231ZM253 140H254V139H253ZM255 140H257V137H255ZM4 141H5V142H4ZM6 141H7V142H6ZM17 141H18V142H17ZM19 141H21V142H19ZM46 141H47V140H46ZM51 141H52V140H51ZM85 141H86V140H85ZM103 141H104V140H103ZM112 141H114V140H112ZM116 141H117V140H116ZM116 141H115V143H116ZM118 141H120V140L118 139ZM131 141L133 142L134 140H131ZM136 141H137V140H136ZM224 141H225V140H224ZM237 141H239V142H237ZM16 142H17V143H16ZM86 142H87V141H86ZM104 142H105V141H104ZM122 142H123V143H122ZM122 142H120V143L124 144L125 141H122ZM127 142H129L128 139H127ZM146 142H147V141H146ZM214 142H215V144H214ZM221 142H222V141H221ZM257 142H255V143H257ZM261 142H259V143L261 144ZM1 143H2V144H1ZM28 143H29V142H28ZM64 143H65V142H64ZM68 143H69V144H68ZM106 143H107V142H106ZM113 143H114V142H113ZM115 143H114V144H115ZM120 143L117 142L115 145L118 146V145H120ZM133 143H134V142H133ZM142 143H143V141H142ZM199 143H198V144H199ZM201 143H200V144H201ZM210 143H211V144H210ZM253 143H254V142H253ZM253 143H249V146L247 145V147L252 146ZM259 143H257V144H259ZM21 144H22V143H21ZM80 144H81V145H80ZM99 144H101V142H100ZM109 144H110V143H109ZM125 144H126V143H125ZM138 144H139V143H138ZM143 144H144V143H143ZM179 144H181V145H179ZM206 144H207V143H206ZM206 144H205V145H206ZM231 144H232V145H231ZM250 144H251V145H250ZM260 144H259V145H260ZM61 145H64V144H61ZM61 145H60V146H61ZM101 145H102V144H101ZM112 145H113V144H112ZM145 145H146V144H145ZM147 145H148V144H147ZM152 145H153V144H152ZM212 145H213V146H212ZM216 145H217V146H216ZM220 145H219V146H220ZM230 145H231V146H230ZM254 145H255V144H253V146H254ZM261 145H262V144H261ZM19 146H20V147H19ZM24 146H25V145H24ZM113 146H114V145H113ZM117 146H116V147H117ZM123 146H124V145H123ZM123 146H121V147H123ZM141 146H142V145H141ZM157 146H156V147H157ZM203 146H204V145H203ZM203 146H202V147H203ZM222 146H223V145H221V148H223ZM227 146H226V147H227ZM243 146H244V145H243ZM243 146H242V147H243ZM2 147H3V146H2ZM42 147H41V148H42ZM50 147H52V146H50ZM58 147H59V146H58ZM99 147H102V148L100 149ZM111 147H112V146H111ZM143 147H144V146H143ZM158 147H157V148H158ZM202 147H201V148H202ZM224 147H225V146H224ZM226 147H225V148H226ZM262 147H263V146H262ZM37 148H38V147H37ZM37 148H36V149H37ZM52 148H53V147H52ZM87 148H88V149H87ZM144 148H145V147H144ZM157 148H156V149H157ZM195 148H196V147H195ZM199 148H200V147H199ZM203 148H204V147H203ZM225 148H224V149H225ZM230 148H229V149H230ZM243 148H246V147H243ZM243 148H242V149H243ZM3 149H4V147H3ZM8 149H7V150H8ZM21 149H22V148H21ZM21 149H20V150H21ZM23 149H24V148H23ZM33 149H34V148H33ZM33 149H32V150H33ZM81 149H82V148H81ZM111 149L113 150V148H111ZM114 149H115V148H114ZM118 149L120 150L119 147H118ZM118 149H117V150H118ZM130 149H131V148H130ZM138 149H139V148H138ZM138 149H137V150H138ZM154 149H155V148H154ZM175 149H176V148H175ZM178 149H179V148H178ZM193 149H194V148H193ZM193 149H192V150H193ZM209 149H210V150H209ZM226 149H228V148H226ZM226 149H225V150H226ZM233 149H235V148H233ZM233 149H232V150H233ZM106 150H107V151H106ZM134 150H135V149H134ZM139 150H140V149H139ZM157 150H158V149H157ZM170 150H171V149H170ZM188 150H189V149H188ZM200 150H201V149H200ZM214 150H215V151H214ZM221 150H222V149H221ZM225 150H224V155H225V152H226V151H227V153H228V151H229V150H226V151H225ZM259 150H260V149H259ZM263 150H264V149H263ZM23 151H24V150H23ZM104 151L102 150L101 152H104ZM149 151H150V150H149ZM201 151H202V150H201ZM201 151H200V152H201ZM211 151H210V152H211ZM222 151H223V150H222ZM222 151H220V152H222ZM250 151H251V153H252V151H254V150L251 149ZM261 151H262V149H261ZM8 152H9V151H8ZM8 152H7V153H8ZM24 152H25V151H24ZM38 152H39V151H38ZM82 152H83V150H82ZM87 152H88V151H87ZM89 152H88V153H89ZM114 152H115V151H114ZM167 152H168V151H167ZM205 152L207 153V151H205ZM205 152H204V153H205ZM212 152H211V154H213ZM234 152H236V151H234ZM234 152H233V153H234ZM255 152H256V149H255ZM80 153H81V151H80ZM84 153L86 154V152H84ZM88 153H87V154H88ZM93 153L96 154V155L94 156ZM152 153H153V152H152ZM189 153H190V152H189ZM206 153H205V155H206ZM217 153H219V152H217ZM247 153H248V151L246 152V154H247ZM251 153H250V154H251ZM257 153H259V152H257ZM262 153H263V151H262ZM13 154H14V153H13ZM29 154H30V153H29ZM82 154H83V153H81V156H82ZM99 154H100V153H99ZM167 154H168V153H167ZM183 154H184V153H183ZM237 154H238V153H237ZM240 154H242V153H240ZM243 154H244V152H243ZM255 154H256V153H255ZM255 154H252V155H255ZM36 155H37V154H36ZM36 155H35V153H32V154H31V157H30V155H29V157L25 155V159H24V158H23V159L21 158L22 160L20 161V163H18V165H16L15 168L13 167V168H14V170H13L14 173L12 172V173H13L12 177L10 176V177H8V178L10 179V178H13V176H14L15 181H18V180H16V179H18V177H20V176L17 177V175H19V174L22 172L21 170H23V169H22L23 167H24V169H25V168H29V167H31L32 164L34 165V163L36 164V162H37V161H35V160H37V159H36V158H37ZM108 155H111V154H108ZM113 155H114V154H113ZM116 155H117V154H116ZM123 155L125 156V154H123ZM141 155H142V154H141ZM148 155H149V154H148ZM150 155H151V154H150ZM164 155H165V154H164ZM200 155H201V154H200ZM238 155H239V154H238ZM247 155H248V154H247ZM262 155H263V154H262ZM262 155H260V156L262 157ZM39 156H38V157H39ZM84 156H85V155H84ZM137 156H138V155H137ZM137 156H136V157H137ZM146 156H147V155H146ZM153 156H154V155H153ZM158 156H159V155H158ZM201 156H202V155H201ZM203 156H204V155H203ZM206 156H207V155H206ZM255 156H256V155H255ZM13 157H14V156H13ZM74 157H75V156H74ZM78 157H79V156H78ZM78 157H77V158H78ZM127 157H128V155H127ZM134 157H135V156L132 157L133 160H134ZM136 157H135V158H136ZM139 157H140V155H139ZM139 157H138V158H139ZM142 157H143V156H142ZM154 157H155V156H154ZM232 157H233V155H232ZM246 157H247V156H246ZM257 157H258V156H257ZM1 158H2V157H1V155H0V165H2L1 162H3V161H1V160H2ZM16 158H17V157H16ZM75 158H76V157H75ZM75 158H73V159H75ZM132 158H131V159H132ZM138 158H137V159H138ZM140 158H141V157H140ZM140 158H139V159H140ZM204 158H205V157H204ZM207 158H208V157H207ZM211 158H212V157H211ZM235 158H236V157H235ZM241 158H242V156H241ZM252 158L254 159L255 157H252ZM258 158H259V157H258ZM40 159H41V158H40ZM82 159H84V160H82ZM87 159H86V160H87ZM97 159H98V160H97ZM123 159H124V158H123ZM128 159H130V156L128 157ZM145 159H146V157H145ZM212 159H213V158H212ZM218 159H219V158H218ZM236 159H237V158H236ZM105 160H104V161H105ZM124 160H125V159H124ZM142 160H143V159H142ZM202 160H203V159H202ZM208 160H209V159H208ZM213 160H214V159H213ZM257 160H258V159H257ZM72 161H73V160H72ZM82 161H84V163H83ZM110 161H111L112 164L110 163ZM134 161L136 162V160H134ZM140 161H141V160H140ZM205 161H206V160H205ZM258 161H259V160H258ZM38 162H41V163H42V160L39 161V158H38ZM44 162H45V161H43V163H44ZM203 162H204V161H203ZM263 162H264V161H263ZM8 163H9V162H7V166L5 165V166H6V167H5V168H6V172H8V170H10V168H12V166H13V162H10V163H9L10 167H9ZM75 163H76V162H75ZM77 163H79V161H78ZM137 163H138V162H137ZM250 163H252V161H251ZM116 164H118V165H116ZM135 164H136V163H135ZM248 164H249V162H248ZM252 164H253V163H252ZM259 164H261V163H259ZM3 165H4V164H3ZM114 165H115V166H114ZM122 165H123V164H122ZM139 165H140V164H139ZM34 166L36 167V165H34ZM34 166H33V168H35ZM74 166H75V167H74ZM96 166H97V167H96ZM136 166H137V165H136ZM225 166H226V165H225ZM249 166H250V165H249ZM251 166H252V165H251ZM253 166H254V165H253ZM257 166H258V165H257ZM257 166H255V168H256ZM119 167H120V168H119ZM171 167H172V166H171ZM246 167H247V166H246ZM258 167H259V166H258ZM261 167H262V166H261ZM5 168H4V169H5ZM125 168H126V167H125ZM128 168H129V167H128ZM133 168H134V167H133ZM90 169L92 170V172L90 171ZM31 170H32V169H31ZM79 170H80V171H79ZM93 170H94V171H93ZM139 170H140V169H139ZM157 170H158V169H157ZM176 170H177V169H176ZM220 170H221V169H220ZM245 170H246V169H245ZM245 170H244V171H245ZM261 170H262V169H261ZM263 170H264V169H263ZM33 171H34V170H33ZM147 171H148V170H147ZM147 171L145 170V172H147ZM149 171H150V170H149ZM151 171H152V170H151ZM153 171H154V170H153ZM153 171H152V172H153ZM167 171H168V170H167ZM190 171H191V170H190ZM200 171H201V170H200ZM232 171H233V170H232ZM237 171H238V170H237ZM240 171H241V170H240ZM240 171H239V172H240ZM3 172H5V171H3ZM140 172H141V170H140ZM140 172H139V173H140ZM145 172H144V170L142 171V173H145ZM154 172H155V171H154ZM160 172H161V171L159 170V171H157V172H155V173H160ZM162 172H164V171H162ZM168 172H169V171H168ZM218 172H219V171H218ZM228 172H229V170L224 168L222 171H220V172L218 173V174H219V177L222 176V175H226V173H228ZM247 172H248V171H247ZM250 172H251V171H250ZM262 172H263V171H262ZM262 172H261V173H262ZM147 173H148V172H147ZM170 173H172V172H170ZM197 173H198V172H197ZM209 173H210V172H209ZM229 173H230V172H229ZM231 173H233V172H231ZM251 173H257V172H255V170H253ZM164 174H165V173H164ZM177 174H178V173H177ZM191 174H192V173H191ZM212 174H213V173H212ZM215 174H216V173H215ZM218 174H217V175H218ZM221 174H222V175H221ZM1 175H2V174H1ZM22 175H23V174H21V176H22ZM27 175H28V174H27ZM27 175H26V176H27ZM81 175L83 176L84 174H81V173H80V176H79L80 178H81ZM128 175H129V176H128ZM135 175H136V174H135ZM138 175H139V174H138ZM138 175H137V176H138ZM153 175H154V174H153ZM155 175H156V174H155ZM161 175H163V174L161 173ZM171 175H172V174H171ZM181 175H182V174H181ZM184 175H186V174H184ZM192 175H193V174H192ZM201 175H202V174H201ZM203 175H204V174H203ZM206 175H207V174H206ZM217 175H216V176H217ZM250 175H251V174H250ZM257 175H258V174H257ZM260 175H261V174H259L258 176H260ZM263 175H264V174H263ZM34 176H35V175H34ZM36 176H37V175H36ZM39 176H38V177H39ZM112 176H113V177H112ZM156 176H157V175H156ZM196 176H197V175H196ZM213 176H214V175H213ZM216 176H215V177H216ZM254 176H255V175H254ZM254 176H253V177H254ZM16 177H17V178H16ZM22 177H23V176H22ZM61 177H60V178H61ZM79 177H78V179L80 180L79 182H81L82 179L84 180V177H82L81 179H80ZM144 177H145V176H144ZM153 177H154V176H153ZM203 177H204V176H203ZM217 177H218V176H217ZM14 178H13V179H14ZM126 178H127L128 180H126ZM133 178H134V176H133ZM147 178H148V177H147ZM170 178H171V177H170ZM172 178H173V177H172ZM9 179H8V180H9ZM13 179H11V181H12ZM26 179H27V178H26ZM26 179H24V180H26ZM28 179H29V178H28ZM58 179H59V176H58ZM148 179H149V178H148ZM164 179H165V178H164ZM167 179H168V178H167ZM206 179H207V178H206ZM249 179H250V177H249ZM6 180H7V179H6ZM21 180H22V179H21ZM33 180H34V179H33ZM83 180H82V182H84ZM11 181H8V182L11 183ZM56 181H57V180H56ZM159 181H160V180H159ZM161 181H162V179H161ZM178 181H179V180H178ZM180 181H181V180H180ZM69 182H68V183H69ZM72 182H73V181H72ZM131 182H132V181H131ZM150 182H151V181H150ZM190 182H191V181H190ZM209 182H210V181H209ZM9 183H8V184H9ZM13 183H14V181H13L11 184H13ZM37 183H38V182H37ZM58 183H62V182L59 181ZM87 183H88V182H87ZM163 183H164V182H163ZM177 183H178V182H177ZM181 183H182V182H181ZM11 184H10V185H11ZM55 184H56V183H54V185H55ZM64 184H66V183H64ZM90 184H91V183H90ZM103 184H104V183H103ZM128 184H129V183H128ZM141 184H142V183H141ZM178 184L180 185V183H178ZM183 184H184V183H183ZM186 184H187V182H186ZM186 184H185V185H186ZM189 184H190V183H189ZM189 184H188V185H189ZM16 185H17V184H16ZM60 185H62V184H60ZM81 185H82V184H81ZM83 185H84V184H83ZM119 185H120V186H119ZM124 185H125V187H124ZM144 185H145V184H144ZM11 186H12V185H11ZM25 186H26V185H25ZM27 186H28V185H27ZM55 186H56V185H55ZM90 186H91V185H90ZM93 186H94V185H93ZM101 186H102V185H101ZM122 186H123V187H122ZM142 186H143V185H142ZM161 186H162V185H161ZM172 186H173V185H172ZM175 186H176V185H175ZM218 186H219V185H218ZM252 186H253V185H252ZM18 187H19V186H18ZM44 187H45V186H44ZM62 187H63V186H62ZM154 187H155V186H154ZM195 187H196V186H195ZM243 187H244V186H243ZM249 187H250V186H249ZM249 187H247V188H249ZM10 188H11V187H10ZM20 188H21V186H20ZM40 188H41V187H40ZM66 188H67V187H66ZM66 188H63V189H66ZM87 188H89V187H87ZM96 188H97V186H96ZM100 188H101V189H104V190H105V188H106V190H107V189L109 188V186H108V187H103V188L100 187ZM100 188H97V189H100ZM110 188H111V187H110ZM128 188L130 189L131 186H128ZM128 188H127V189H128ZM133 188H134V187L132 186V189H133ZM137 188H138V187H137ZM144 188H145V187H144ZM164 188H165V187H164ZM179 188H180V187H179ZM179 188H177V190H175V192L177 191L176 193H178V189H179ZM184 188H185V189H184ZM184 188H183V189H184L185 191H184V190H181V192L184 191V192H185V196H184V194L180 193V190H179V193L182 194V195H181V198H182L181 201H180V200L178 201V199L180 198V196H178V197H174L173 199H171L170 197H171V196L173 197V195H172L173 193L170 195V192H169V197H168V195H167L168 193H167L165 190H163V192L165 191V192L167 193V194H166V193L164 192V194H163V192H162V190H161L160 193L163 194L164 196H166V197L163 196V197H164L163 200H165L166 198H168V199H166V201L161 200V201L163 202V203L161 202V204H162L161 209H162V207H163V204H164V206H165V205L167 204L166 202H168V203L170 202V201H167V200H169V199H171V202H170L171 204H172V203L174 204V203L176 202V201H175V198H176V200H177L180 204H181L182 201H183V203H184V201L187 199V198H186V197H187V196H186V194H187V193H186V189H187V187H184ZM188 188H189V187H188ZM203 188H204V186H203ZM206 188H207V187H206ZM217 188H218V187H217ZM239 188H240V187H239ZM11 189H12V188H11ZM13 189H14V188H13ZM42 189H43V190H45V189L47 190V188L44 189L43 187H42ZM57 189H58V188H57ZM80 189H83V187H82V188L80 187ZM91 189H92V188H91ZM91 189H90V190H91ZM101 189H100V190H101ZM112 189H114V188H112ZM127 189H126V190H127ZM134 189H136V187H135ZM154 189H155V188H154ZM175 189H176V187H175ZM189 189H190V188H189ZM193 189H194V188H193ZM195 189H196V188H195ZM199 189H201V188H199ZM214 189H215V188H214ZM245 189H246V188H245ZM251 189H252V188H251ZM60 190H61V187H60ZM100 190H98L97 192L99 193ZM138 190H139V189H138ZM149 190H150V189H149ZM157 190H158V189H157ZM159 190H160V189H159ZM167 190H168V188H167ZM208 190H210V189H208ZM52 191H54V189H52L51 192H52ZM63 191H64V190H63ZM80 191H82V190H80ZM87 191H88V190H87ZM109 191H110V190H109ZM124 191H125V190H124ZM124 191H123V193L125 194V192H127V191H125V192H124ZM144 191H145V189H143V192H142V191H138V192H139V193L141 192V193L143 194V193H145ZM169 191H171V189H170ZM173 191H174V188H173ZM173 191H171V192H173ZM189 191H190V190H189ZM191 191L194 192L193 190H191ZM191 191H190V192H191ZM220 191H221V188H220ZM41 192H42V191H41ZM49 192H50V190H49ZM51 192H50V193H51ZM58 192H59V191H58ZM60 192H61V191H60ZM60 192H59V193H60ZM90 192H91V191H90ZM92 192H93V190H92ZM92 192H91V193H92ZM95 192H96V191H95ZM107 192H108V191H107ZM107 192H104V193H107ZM110 192H111V191H110ZM136 192H137V190H136ZM151 192H152V191H151ZM151 192H148L147 194L145 193L146 195H149L148 197L145 196V197L148 198L149 202H146V201H148V200H147V198L144 197L145 194H143V195L141 196L142 198H140L141 193H140L139 195H138L137 193L135 194V196L137 195V197H136V200H134V202L136 201V202H135V205H136L137 207H134V208L140 209V211H142V209H143L142 214L144 213V208L141 209V207H144L143 205H145L146 203H148V205H150V204L153 202V200L150 201V199L153 197V195L156 194V193H157L158 195L160 194V193H158V192L156 191V192H154V194L152 193V194H153V195H152ZM175 192H174V193H175ZM184 192H183V193H184ZM187 192H188V191H187ZM192 192H191V193H188V194H192ZM17 193H18V192H17ZM47 193H48V192H47ZM63 193H64V192H63ZM81 193H82V192H81ZM91 193H90V194H91ZM112 193H113V191H112ZM116 193H117V192H116ZM121 193H122V192H121ZM121 193H119V194H121ZM128 193H129V192H128ZM133 193H135V192L133 191L132 194H131V191H130V193H129L130 196H129V197H131L132 195H134ZM149 193H150V194H149ZM203 193H204V192H203ZM207 193H208V192H207ZM43 194H44V193H43ZM45 194H46V191H45ZM129 194H127V195H129ZM157 194H156V195H157ZM86 195H87V194H86ZM88 195H89V194H88ZM107 195H108V194H107ZM122 195H123V194H122ZM150 195H152V196L150 197ZM156 195H155V196H156ZM158 195L156 196V199H155V200H157ZM8 196H9V195H8ZM54 196H55V195H54ZM62 196H65V195L63 194ZM66 196H67V195H66ZM84 196H85V194H84ZM97 196H98V195H97ZM135 196H134V197H135ZM138 196H139V197H138ZM174 196H176V195H174ZM188 196H190V195H188ZM193 196H194V195H193ZM193 196H192V197H193ZM206 196H207V195H206ZM208 196H209V195H208ZM12 197H13V196H12ZM48 197H49V196H48ZM90 197H91V195H90ZM123 197H125V196H123ZM159 197H160V196H159ZM163 197H162V195H161V198H163ZM192 197H191V200H192ZM201 197H202V196H201ZM204 197H205V196H204ZM66 198H67V197H66ZM101 198H102V197H101ZM107 198H108V197H107ZM131 198L134 199L133 196H132ZM154 198H155V197H153L152 199H154ZM177 198H178V199H177ZM183 198H185V199L183 200ZM189 198H190V197H189ZM189 198H188V199H189ZM195 198H197V197H195ZM210 198H211V197H210ZM47 199H48V198H47ZM63 199H64V198H63ZM69 199H70V198H69ZM90 199H91V198H90ZM90 199H89V200H90ZM124 199H125V198H124ZM159 199H160V198H159ZM193 199H194V198H193ZM4 200H5V199H4ZM16 200H18V199H16ZM28 200H29V199H28ZM48 200H49V199H48ZM67 200H68V199H67ZM70 200H71V199H70ZM94 200H95V199H94ZM129 200H131V199H129ZM129 200H128V201H129ZM172 200H174L175 202L172 201ZM194 200H195V199H194ZM196 200H198V199H196ZM19 201H20V199H19ZM25 201H26V200H25ZM71 201H73V200H71ZM71 201L68 200L67 203H68V202H71ZM111 201H112V200H111ZM124 201H126V199H125ZM158 201H159V200H158ZM158 201H156V202H158ZM8 202H9V201H8ZM17 202H18V201H17ZM49 202H50V201H49ZM113 202H114V201H113ZM129 202H130V203L127 202V204L130 205L131 202H133V200H132V201H129ZM134 202L132 203L131 206H133ZM145 202H146V203H145ZM196 202H197V201H196ZM217 202H218V201H217ZM5 203H6V202H5ZM12 203H13V202H12ZM30 203H31V202H30ZM41 203H43V202L41 201ZM57 203H58V202H57ZM73 203H74V202H73ZM73 203H70V205L73 204ZM109 203H111V202L109 201ZM115 203H116V201H115ZM115 203H113V205H115ZM122 203H123V202H122ZM149 203H150V204H149ZM158 203L160 204V201H159ZM158 203H157V204H158ZM176 203H177V202H176ZM185 203H186V202H185ZM232 203H233V202H232ZM239 203H241V202H239ZM13 204H14V203H13ZM22 204H23V203H22ZM94 204H95V203H94ZM107 204H108V203H107ZM138 204H139V206H138ZM196 204H197V203H195V205H196ZM227 204H228V203H227ZM227 204L225 203L226 206H227ZM250 204H251V202H250ZM259 204H260V203H259ZM54 205H55V204H54ZM68 205H69V203H68ZM70 205H69V206H70ZM104 205H105V204H104ZM104 205H103V206H104ZM109 205H110V204H109ZM169 205H170V204H169ZM178 205H179V204H178ZM218 205H219V204H218ZM233 205H234V204H233ZM7 206H8V205H7ZM17 206H18V205H17ZM46 206H47V204H46ZM151 206H152V205H151ZM153 206L157 207V206L154 205V204H153ZM158 206H159V205H158ZM180 206H181V205H180ZM184 206H185V205H184ZM184 206H183V207H184ZM186 206H187V205H186ZM193 206H194V205H193ZM197 206H198V204L196 205V207H197ZM213 206H214V205H213ZM223 206H224V205H223ZM247 206H248V205H247ZM253 206H254V205H253ZM257 206H258V205H257ZM263 206H264V205H263ZM10 207H12V206H10ZM101 207H102V205H101ZM106 207H107V206H106ZM106 207H105V208H106ZM111 207H113V206H111ZM118 207H119V206H118ZM138 207H139V208H138ZM145 207L148 208L149 206H148V207L145 206ZM159 207H160V206H159ZM159 207H158V209H159ZM165 207H166V206H165ZM198 207H199V206H198ZM220 207H221V206H220ZM227 207H228V206H227ZM240 207H241V206H240ZM240 207H239V205H238V208H240ZM15 208H16V207H15ZM67 208H68V207H67ZM89 208H90V207H89ZM99 208H100V207H99ZM102 208H103V207H102ZM108 208H110V207L108 206ZM129 208H130V207H129ZM132 208H133V207H132ZM146 208H145L146 211L150 209V208H149V209H146ZM151 208H152V207H151ZM163 208H164V207H163ZM173 208H174V207H173ZM224 208H225V207H224ZM252 208H253V207H252ZM263 208H264V207H263ZM13 209H14V208H13ZM13 209H12V210H13ZM41 209H42V208H41ZM91 209H92V208H90V210H91ZM126 209H127V207H126ZM225 209H226V208H225ZM257 209H258V208H257ZM0 210H1V209H0ZM3 210H4V209H3ZM5 210H6V209H5ZM9 210H10V209H9ZM12 210H11V213H12L13 211L15 212L17 209H16V210H13V211H12ZM111 210H112V209H111ZM131 210H132V209H131ZM133 210H134V209H133ZM150 210H151V209H150ZM150 210L147 211V213H148V212L150 213ZM152 210H153V209H152ZM162 210H164V209H162ZM162 210H158L157 212H160V211L162 212ZM254 210H255V209H254ZM261 210H263V209H261ZM103 211H104V210H103ZM114 211H115V210H114ZM136 211H137V210H136ZM146 211H145V212H146ZM165 211H166V210H165ZM169 211H170V210H169ZM14 212H13V214H14ZM47 212H48V211H47ZM68 212H69V211H68ZM106 212H107V211H106ZM155 212H156V210H155ZM155 212L153 211V212H152V215H153V213H155ZM163 212H164V211H163ZM163 212H162V213H163ZM172 212H173V211H172ZM172 212H171V213H172ZM262 212H263V211H262ZM7 213H8V210L6 211V214H7ZM15 213H17V212H15ZM149 213H148V216H150ZM230 213H231V212H230ZM2 214H3V213H2ZM30 214H31V213H30ZM30 214H29V215H30ZM36 214H37V213H36ZM66 214H67V213H66ZM132 214H133V213H132ZM200 214H201V213H200ZM243 214H246V213H243ZM138 215H140V214H138ZM138 215H137V216H138ZM146 215H147V214H146ZM162 215H163V214H162ZM173 215H174V214H173ZM177 215H178V214H177ZM186 215H187V214H186ZM191 215H192V214H191ZM209 215H210V214H209ZM220 215H221V214H220ZM220 215H218L219 218H220ZM239 215H241V214H239ZM249 215H250V214H249ZM118 216H119V215H118ZM144 216H145V214H144ZM166 216H167V215H165V217H166ZM171 216H172V214H171ZM204 216H206V215H204ZM215 216H216V215H215ZM222 216H223V215H222ZM228 216H229V215H228ZM235 216H236V215H235ZM262 216H263V213H262ZM63 217H64V216H63ZM66 217H67V216H66ZM66 217H65V218H66ZM107 217H108V216H107ZM154 217H155V216H154ZM169 217H170V215H169ZM169 217H168V218L166 217V218H164L163 220H162V218H161L162 222H168V223H170V222H169L170 220H171L172 222H174V221H175V222H178V221L180 222V221H182V218H179V219H178V217H176V216H175L176 218H175V217H174V218L172 217L173 219L168 220ZM192 217H193V216H192ZM202 217H203V214H202ZM212 217H214V216H212ZM2 218H3V217H2ZM8 218H9V217H8ZM34 218H35V217H34ZM37 218H38V217H37ZM65 218H60V219H58V218H57V219H52V218H51V219H46V221H53V222L56 221V220H60V221H62V220H66V221H67V219H65ZM240 218H241V217H240ZM248 218H249V217H248ZM19 219H20V218H19ZM32 219H33V218H32ZM70 219H71V218H70ZM70 219H68V220H70ZM73 219H75V218H73ZM98 219H99V218H98ZM114 219H115V218H114ZM132 219H133V218H132ZM139 219H140V218H139ZM142 219H143V218H142ZM149 219H150V217H149ZM151 219H152V218H151ZM153 219H154V218H153ZM189 219H190V218H189ZM216 219H217V217H216ZM232 219H233V217H232ZM235 219H236V220H235ZM235 219H233V220H234V223H235V222H237V223L240 222V224H242L241 221H242L243 219H239V218H238V219L235 218ZM110 220H111V219H110ZM137 220H138V219H137ZM154 220H155V219H154ZM176 220H177V221H176ZM184 220H185V219H184ZM193 220H194V219H193ZM205 220H206V219H205ZM205 220H204V221H205ZM210 220H211V219H210ZM218 220H219V219H218ZM220 220L222 221V219H220ZM225 220H227V218H226ZM230 220H231V219H230ZM244 220H245V219H244ZM246 220H247V222H248L249 224L251 223V225H252L253 227H255V229H256V230H255L256 233L254 234V233H252V231H251L250 233H252V234H250V233H249L250 229L247 230V231H248V233L246 232L247 234H246L245 232H243V237H242L241 239L243 240V238H244V241L241 242V243H240V242L238 243L237 241H235V242H237V243H236V244L233 243V244H234V245H233L234 248L229 249V247H230L229 245L231 244L230 241H232V240H230V241L228 242L229 239L227 238V234H226V238H224V236L222 235V233H223L222 231H219V230H218L219 235H220V237H221L222 244H223L224 247L226 246L225 248H223L222 246H221V247H220V246H216L217 248L215 247V245H220V244H219V241H218L217 239H216L215 241H212V240L210 239L211 242H210V241H209V242H206V241H204V240H203L202 242H199V241H200L199 239L202 238V237H199V236H203V235H202V232H199L198 234H197V232H196L195 234H197V236L199 237V238H196V240L198 239V241L195 242V241L193 240V242H194L193 244H192V243H188V242H187L188 245L185 244L186 246H188V247H190V248H186V249H178V248H177L178 246H177V247H176L177 249H176V250L174 249L175 251H171V250H169V249H168V251H165V252L159 251V252H160V255L163 254V256H165L164 258H166V259H165V260H166L165 262H160L159 264H180V263H181L180 261H181L183 258H184V260H185V258H186L187 260L192 259V258H195V259H196V256H197V258H198V257L201 258L200 261H202L203 263H200V264H264V233H263L262 230H260V229L262 228V226L264 225V219H261V217H259V218H257V219H253V220H252V218H251V220H248V219H246ZM7 221H8V220H7ZM28 221H29V220H28ZM72 221H73V220H72ZM74 221H75V220H74ZM119 221H120V220H119ZM125 221H126V220H125ZM197 221H198V219H197ZM213 221L217 222L215 219H213L211 222H213ZM10 222H11V221H10ZM70 222H71V221H70ZM101 222H102V221H101ZM104 222H105V219H104ZM141 222H142V221H141ZM150 222H153V221H150ZM179 222H178V223H179ZM183 222H184V221H183ZM199 222H200V221H199ZM208 222H209V221H208ZM211 222H210V223H211ZM223 222H226V221H223ZM228 222L230 223L231 221H228ZM247 222L244 221L243 224H244V223H247ZM18 223H19V221H18ZM54 223H55V222H54ZM64 223H65V222H64ZM67 223H68V221H67ZM67 223H66V224H67ZM108 223H109V222H108ZM113 223H114V222H113ZM201 223H202V222H201ZM201 223H200V224H201ZM206 223H207V222H206ZM219 223L221 224L220 221H219ZM237 223H235V224H237ZM8 224H9V223H8ZM155 224H156V223H155ZM157 224H158V223H157ZM170 224H171V223H170ZM173 224H174V223H173ZM175 224H177V223H175ZM208 224H209V223H208ZM212 224L215 225L214 223H212ZM216 224H217V223H216ZM226 224H227V223H226ZM243 224H242V225H243ZM100 225H101V224H100ZM108 225H109V224H108ZM137 225H138V224H137ZM162 225H163V224H162ZM204 225H205V224H204ZM222 225H224V224H222ZM222 225H221V226H222ZM238 225H239V223H238ZM242 225H241V227H242ZM245 225H246V224H245ZM48 226H49V225H48ZM97 226H98V225H97ZM116 226H117V225H116ZM122 226H123V225H122ZM143 226H144V225H143ZM198 226H199V225H198ZM219 226H220V225H219ZM246 226H247V225H246ZM249 226H250V225H249ZM119 227H120V226H119ZM134 227H135V226H134ZM163 227H164V226H163ZM201 227H202V225H201ZM211 227H212V226H211ZM213 227H214V226H213ZM215 227L217 228V227H218V224L215 225ZM244 227H245V226H244ZM250 227H251V226H250ZM250 227H249V228H250ZM260 227H261V228H260ZM50 228H51V227H50ZM110 228H111V227H110ZM114 228H115V227H114ZM138 228H139V227H138ZM154 228H155V227H154ZM216 228H215V229H216ZM223 228H224V227H223ZM223 228H221V229H223ZM239 228H240V227H238V229H239ZM245 228H246V227H245ZM247 228H248V227H247ZM92 229H93V228H92ZM142 229H143V228H142ZM202 229H203V228H202ZM208 229H210V227H209ZM211 229H213V228H211ZM240 229H241V231H243V230H242L243 228H240ZM253 229H254V228H253ZM64 230H65V229H64ZM67 230H68V229H67ZM101 230H102V229H101ZM117 230H118V229H117ZM117 230H116V231H117ZM137 230H138V229H137ZM137 230H136V231H137ZM159 230H160V229H159ZM223 230H224V229H223ZM76 231H78V230H76ZM133 231H134V230H133ZM139 231H140V230H139ZM162 231H163V230H162ZM164 231H165V230H164ZM199 231H200V230H199ZM215 231H217V229H216ZM224 231H225V230H224ZM238 231H239V230H238ZM259 231H260V232H259ZM98 232H99V231H98ZM192 232H193V231H192ZM192 232H191V233H192ZM194 232H195V231H194ZM204 232H207V230L203 231V234H204ZM220 232H221V233H220ZM50 233H51V232H50ZM55 233H56V232H55ZM96 233H97V232H96ZM112 233H113V232H112ZM128 233H129V232H128ZM154 233H155V231H154ZM160 233H161V232H160ZM160 233H159V234H160ZM165 233H166V232H165ZM165 233H162V234L165 235ZM232 233H234V232H232ZM3 234H4V233H3ZM40 234H41V233H40ZM58 234H59V233H58ZM60 234H61V233H60ZM103 234H104V233H103ZM109 234H110V232H109ZM120 234H121V233H120ZM137 234H138V233H137ZM150 234H151V233H150ZM174 234H175V233H174ZM223 234H224V233H223ZM235 234H236V233H235ZM15 235H16V234H15ZM15 235H14V236H15ZM47 235H48V234H47ZM96 235H98V234H96ZM131 235H132V234H131ZM147 235H148V234H147ZM181 235H182V234H181ZM184 235H185V234H184ZM189 235H190V233H189ZM206 235H207V234H206ZM221 235H222V236H221ZM224 235H225V234H224ZM232 235H234V234H232ZM18 236H19V235H18ZM43 236H44V235H43ZM60 236H61V235H60ZM108 236H109V235H108ZM132 236H133V235H132ZM156 236H157V235H156ZM176 236H177V235H176ZM193 236H194V235H193ZM204 236H205V235H204ZM209 236H210V235H209ZM216 236H217V235H216ZM216 236H215V238H216ZM20 237H21V236H20ZM163 237H164V236H163ZM178 237H179V236H178ZM184 237L186 238L187 235H185ZM184 237H183V238H184ZM220 237H219V239H220ZM238 237L240 238V235H239ZM238 237H237V238H238ZM61 238H62V236H61ZM114 238H116V237H114ZM123 238H124V237H123ZM134 238H135V237H134ZM134 238H132V239H134ZM185 238H184V239H185ZM191 238H192V237H191ZM205 238H206V237H205ZM213 238H214V237H213ZM235 238H236V236H235ZM237 238H236V239H237ZM35 239H36V238H35ZM39 239H40V238H39ZM56 239H57V238H56ZM153 239H154V238H153ZM163 239H164V238H163ZM170 239H171V238H170ZM170 239H169V240H170ZM230 239H232V237H230ZM241 239H240V240L238 239V240H239V241H242ZM50 240H51V239H50ZM106 240H108V239H106ZM142 240H143V239H142ZM145 240H146V239H145ZM185 240H186V239H185ZM185 240H184V241H185ZM5 241H6V240H5ZM109 241H110V240H109ZM109 241H108V243H109ZM111 241H112V240H111ZM129 241H130V239H129ZM99 242H100V241H99ZM174 242H175V241H174ZM190 242H191V241H190ZM216 242H217V243H216ZM233 242H234V241H233ZM40 243H41V242H40ZM114 243H115V242H114ZM135 243H136V242H135ZM172 243H173V242H172ZM181 243L184 244V242H181ZM132 244H133V243H132ZM148 244H149V243H148ZM169 244H171V242H170ZM227 244H229V245H228V246H229L228 248H227ZM45 245H46V244H45ZM82 245H84V244H82ZM110 245H111V244H110ZM127 245H128V244H127ZM163 245H164V243H163ZM173 245L176 246V244L173 243L172 246H171V245H168V248H169L170 246L173 248ZM189 245H190V246H189ZM46 246H47V245H46ZM107 246H108V245H107ZM133 246H134V244H133ZM146 246H147V245H146ZM148 246H149V245H148ZM151 246H155V245H152V244L150 245V249L153 250L155 247H151ZM175 246H174V247H175ZM157 247H158V246H157ZM157 247H156V248H157ZM231 247H232V246H231ZM1 248H2V247H1ZM84 248H85V247H84ZM131 248H132V247H131ZM135 248H136V246H135ZM145 248H146V247H145ZM147 248H148V247H147ZM158 248H159V247H158ZM158 248H157V249H158ZM192 248H193V249H192ZM195 248H197V249H195ZM198 248H202L203 251H204V248H206V249H208V251H211V252L206 253V252H207V250H206V252H205L206 254H204V253L202 254V253H201V252H203L202 249H201V252H200V249H198ZM226 248H227V249H226ZM96 249H97V248H96ZM103 249H104V248H103ZM128 249H129V248H128ZM132 249H133V248H132ZM163 249H164V248H163ZM165 249H166V248H165ZM228 249H229V250H228ZM47 250H48V249H47ZM104 250H105V249H104ZM119 250H120V249H119ZM152 250H151V254H156V252H154V251H152ZM154 250H155V249H154ZM161 250H162V248H161ZM197 250H198V251H197ZM4 251H5V250H2V251L0 250V257H3V253H6V251H5V252H4ZM13 251H14V250H13ZM37 251H38V250H37ZM45 251H46V250H45ZM50 251H51V250H50ZM86 251H87V250H86ZM101 251H103V250L101 249ZM105 251H106V250H105ZM140 251H141V250H140ZM140 251H138V252H140ZM2 252H3V253H2ZM8 252H9V251H7V253H8ZM14 252H15V251H14ZM14 252L12 253V251H11V252H9V253H10V254L12 253V255H15ZM24 252H25V251H24ZM61 252H62V251H61ZM66 252H67V251H66ZM71 252H72V253H75L74 255H76V252H75V251H69L70 255H71ZM90 252H91V251H90ZM94 252H95V251H94ZM96 252H98V251H96ZM123 252H124V250H123ZM126 252H127V251H126ZM134 252H135V251H134ZM145 252H149V251H148V250H146V251L143 250V251L140 252V253H137V251H136V253H134V261H131V262H129V263L126 262V263H124V264H127V263H128V264H143V263H144V264H152L151 262H150V263H146V261L143 262V263H141L142 261H141V260H138V256H137V258H136V260H135V255H136V254H140V256H141V254H142V253H145ZM152 252H153V253H152ZM161 252H162V254H161ZM9 253H8V256H9ZM17 253H18V252H17ZM17 253H16V254H17ZM30 253H31L32 255L34 254V256H36L35 254H42L41 251H38V252L32 251V252H30ZM44 253H45V252H43V254H44ZM56 253H59V254H60L59 251H55V253L53 252V254H55V257H56ZM69 253L67 254L68 256H69ZM84 253H85V251H84ZM92 253H93V251H92ZM99 253H101V252H99ZM116 253H117V252H116ZM149 253H150V252H149ZM46 254H47V253H46ZM65 254H66V253H65ZM65 254H64V255H65ZM93 254H94V253H93ZM93 254H92V255H93ZM122 254H123V253H122ZM126 254H127V253H126ZM128 254H129V253H128ZM132 254H133V253H132ZM147 254H148V253H147ZM1 255H2V256H1ZM47 255L50 256V255H52V254L48 253ZM64 255H63V256H64ZM89 255H90V254H89ZM107 255H108V254H107ZM124 255H125V254H124ZM142 255H144V254H142ZM198 255H200L201 257L198 256ZM4 256H5V258H6L7 255L4 254ZM29 256H30V255H29ZM41 256H42V255H40V257H41ZM49 256H48V257H49ZM52 256H53V255H52ZM63 256H62V257H63ZM97 256H98V255H97ZM102 256H103V255H102ZM145 256H146V255H145ZM156 256H157V255H156ZM19 257H20V256H19ZM38 257H39V256H38ZM45 257H46V256H45ZM107 257H108V256H107ZM118 257H119V256H118ZM131 257H133V256L131 255ZM143 257H144V256H143ZM150 257H151V256H150ZM150 257H149V258H150ZM152 257H153V256H152ZM152 257H151V258H152ZM5 258H4V259H5ZM20 258H21V257H20ZM35 258H36V257H35ZM50 258H51V256H50ZM67 258H68V257H67ZM188 258H189V259H188ZM199 258H198V259H199ZM0 259L2 260V261L0 260V264H7V263H9V262H8V259H7V262H6L5 260H3V258H0ZM12 259H13V257H12ZM12 259H10V260L14 262V260H12ZM37 259H38V258H37ZM85 259H87V258H85ZM103 259H104V258H103ZM106 259H107V258H106ZM139 259H140V257H139ZM17 260H18V259H17ZM19 260H20V259H19ZM31 260H32V259H31ZM125 260H127V259L125 258ZM144 260H145V259H144ZM146 260H147V259H146ZM149 260H150V259H149ZM153 260H154V259H153ZM184 260H183V261H184ZM36 261H37V260H36ZM42 261H43V260H42ZM127 261H128V260H127ZM190 261H191V260H190ZM193 261H194V259H193ZM193 261H192V262H193ZM13 262H12V263H13ZM29 262H30V261H29ZM37 262H38V261H37ZM37 262H36V263L33 262L32 264H40V263H41L40 261H39V263H37ZM192 262H191V263H192ZM12 263H9V264H12ZM57 263H58V262H57ZM99 263H100V262H99ZM99 263H98V264H99ZM109 263H110V262H109ZM113 263H114V262H113ZM22 264H23V263H22ZM29 264H30V263H29ZM41 264H42V263H41ZM43 264H44V263H43ZM76 264H77V263H76ZM88 264H90V263H88ZM92 264H93V262H92ZM120 264H122V263H120ZM156 264H158V263H156Z\"/></svg>",
	"mask_w": 264,
	"mask_h": 264
}]
</instances>
